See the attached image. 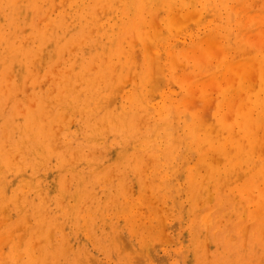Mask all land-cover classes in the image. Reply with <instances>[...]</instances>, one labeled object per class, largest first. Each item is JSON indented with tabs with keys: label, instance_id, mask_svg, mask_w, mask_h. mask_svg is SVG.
Listing matches in <instances>:
<instances>
[{
	"label": "rangeland",
	"instance_id": "374dc122",
	"mask_svg": "<svg viewBox=\"0 0 264 264\" xmlns=\"http://www.w3.org/2000/svg\"><path fill=\"white\" fill-rule=\"evenodd\" d=\"M15 1H17V2H15ZM62 0H0V146L2 147V144L1 143H3V142H7L6 144L4 143V147H2V150H1V148H0V159L2 160H0V168H2L1 170H0V173H1V171L4 173V175H5V177L7 178V180H8V183H6V182H4L5 180H6V178L4 177V175H2L3 176V179H2V177L0 178V181L3 183L2 185L0 184V189H2V191H4L3 193H5V194H3V195H5V196H1V197H3L4 198V200H6V202H7V204H8V201L10 202L9 204H8V208L5 206V204H6V202L4 203V200L2 201L1 200V198H0V205H2V206H4L5 207V211L7 212V214H6V212H3L2 210H1V206H0V211H2L3 212V214L1 213L0 214V264H35L34 262H31V261H29V258H33L35 255L37 256L38 254H43L44 252L46 253V254H44V256H45V258H46V255H49V257L47 256V262H46V259L45 258H42V256L41 255H39L38 256V258L37 257H34V259H35V261L37 262V264H48L49 262H51V263H49V264H84L85 262H87V263H85V264H264V231H263V229H264V221L262 220V219H264V218H262L261 219V214H262V217L264 216V192L259 196V188H261L263 191H264V189H263V187H264V184H263V181H264V179L262 178V177H260L259 178V176H252L253 175V173H255L256 172V170H257V168L259 167V162H257V159L255 158V156L253 157V156H244V155H242L241 156V159L239 158V160H235L234 158H232V157H234L231 153H228V155L226 156V155H224V153L222 152V151H220V150H217L218 148L216 147V145L214 146H211L209 143H207V142H205L204 144L206 145H204L203 144V140H204V138L206 137V139H208V135L210 134V136H209V138L210 139H208V140H210V141H216V140H218V138H215L216 137V135L218 136L219 135V140L218 141H216V142H222V141H220V140H222V138H223V136H225L226 135V133H225V130L223 131V130H221L222 132V134H223V132L225 133V134H223V136L221 135V133L220 132H218V131H220V128H219V125H217V123L215 122V121H217V120H215L216 118H215V116H213L212 115V113H213V110L212 109H210V108H212L211 106H213V105H211L210 103H207V102H199L197 99V93H195V91L194 90H192L193 91V93H195L194 94V96L196 97V100L200 103H196V101H195V97H194V102H193V100H192V102H189V105L187 104V106L186 107H190V108H184V106L182 105V103L181 104H178V106H176L177 104L176 103H180L181 101H180V99L182 98V97H184L183 95H185V91H188L187 90V88L185 87V82L187 81V82H190L191 80H189L190 79V77H192V74H194V73H196V72H201V74H203L202 73V71H201V69H203V67H204V65H205V69H207V65H206V62H207V64H209V63H211V62H213V60L212 59H209V58H206L208 61H206V59L204 58V60H203V58H201L200 60L203 62L202 64L200 63L201 61H198V59L196 60V58L193 60L192 58H193V56L195 57V56H198L197 54H193L192 55V57L188 54V53H191V52H187V55H189V57H188V59H182L179 63H180V66L179 67H173L172 68V66L166 61V59L164 58L165 57V54H163L164 53V51H163V49L162 48H160V49H162V51L160 50V49H158L159 47H157V45L156 44H158L159 42V40H161V42L159 43V45L160 44H164L165 46L167 45V43H168V45H172V47L174 48V49H176V50H179V49H181V47L183 48V47H186V43L189 41V35H187L188 34V32L186 31L185 33H186V35L185 34H181V33H178V34H175V33H177V32H181L182 31V33H184V29L183 30H181L180 29V31H177L178 29H177V27H175V25L176 26H178L177 24V22H178V20L176 21L175 19H173V20H175V23H174V21H173V23H174V26H172L170 23L172 22V18L174 17L172 14H175V15H177L175 12H180L181 11V9L182 8H192V9H195L196 7H198V8H200V10L198 9V8H196L195 9V11L197 10V13H199V14H205V11H206V13L209 15H206V16H208V17H206L205 18V15H204V22L203 21H201V19H199V18H201L202 17V19H203V16H200L198 19L200 20V25H198L197 24V27L199 28V27H201V31H200V33L201 32H203L204 31V26H206V30H207V28L208 27H210V26H213V25H216L217 23H219V24H217L216 26H217V29H218V31H217V37H218V39H221L220 41L221 42H223V43H226L228 46H231V43L232 42H234L237 46H239V45H241L240 43L241 42H245V44L244 43H242V45L241 46H243V44L245 45V47H247L249 44H251V45H249V46H253L254 48H255V46L257 47V39H258V37L257 38H255V34H252V36H251V38H255V39H253L252 41L250 40L251 38H249L250 36H248L247 38L246 37H240L239 36V34H237V28L235 27V26H237V16L233 13V12H231V14H232V16H229L228 18H227V16L229 15V13H228V11L225 9V10H223V9H221L220 11H218L216 8H218L219 6H217V3L219 2V0H195V3H194V0H173V3L170 5V7H168V6H164V4H161V3H158V2H153V1H150V0H148V1H146V0H108L109 2L107 3V0H63L62 2H61ZM105 1H106V3H105ZM112 1H114V4L112 3ZM226 1H228V3H227V6H228V8L230 7V6H234L235 5V2H236V0L235 1H229V0H226ZM97 2V3H96ZM102 2H104V5H103V3ZM116 2V3H115ZM147 2V3H146ZM209 2V3H208ZM231 2V3H230ZM232 2H234V3H232ZM63 3L65 4V6H67V7H65L64 5H63ZM95 3V4H94ZM179 3V4H178ZM201 3H203V4H201ZM264 2L262 1L261 2V5L263 4ZM49 4V5H48ZM59 4V5H58ZM116 4H117V6H116ZM118 4H122L120 7H118ZM146 4V5H145ZM233 4V5H232ZM55 5L57 6H59V7H55ZM62 5H63V7H62ZM100 5V6H99ZM102 5L104 6V8L102 7ZM106 5V6H105ZM108 5V6H107ZM112 7V6H114V7H112V8H116V10H115V12H114V9H112L110 6ZM190 5H191V7H190ZM193 5H194V7H193ZM48 6H49V8H48ZM97 6V8H95ZM78 7V8H77ZM102 7V8H101ZM108 7H109V10L111 11V9H112V11L110 12L109 10H107L108 9ZM145 7V8H144ZM207 7V8H206ZM252 7V6H251ZM54 8V9H53ZM55 8H56V10H55ZM67 8H71L70 10L69 9H67ZM101 8V9H100ZM131 8V9H130ZM143 8H144V10H143ZM205 8V9H204ZM252 8H254V7H252ZM263 9H264V5H263V7H262ZM49 9V10H48ZM53 9V10H52ZM65 9H67V11H64ZM93 9H94V11H93ZM97 9V14L95 13V10ZM164 9V10H163ZM180 10V11H177V10ZM29 10V11H28ZM58 10V11H57ZM101 10V11H100ZM103 10H105L104 12H103ZM160 10V11H159ZM163 10V11H162ZM205 10V11H204ZM217 10V11H216ZM46 11H48V12H46ZM91 11H93V12H91ZM99 11V12H98ZM117 11H120V12H117ZM204 11V12H203ZM225 11H226V13H227V16L225 15L226 13H225ZM64 12H67L66 14L64 13ZM144 12V13H143ZM151 12H153V15H152V13ZM209 12V13H208ZM217 12V13H216ZM224 12V13H223ZM27 13H28V15H27ZM100 13V14H99ZM102 13V14H101ZM106 13V17L105 16H103V14H105ZM112 13V14H111ZM114 13V14H113ZM118 13V14H117ZM169 13H172V14H168ZM211 13H212V15H211ZM220 13H222V14H220ZM63 14H64V17H63ZM69 14L71 15V16H69ZM109 14H111V15H109ZM157 14H158V16H157ZM219 14V15H218ZM43 15V16H42ZM77 15V16H76ZM89 15V17H87V16ZM100 15V16H99ZM102 15V16H101ZM109 15V16H108ZM163 15V16H162ZM165 15L166 16H168V17H166L167 18V21L165 20ZM199 16L198 14H195L194 15V17L195 16ZM44 16H46V17H44ZM67 16V17H66ZM92 16H93V19H92ZM97 16H99L100 18L98 19V17ZM124 16V17H123ZM149 16H151V18H150V21H152V23H150L151 24V26L152 27H150V26H148V24H149ZM154 16V17H153ZM155 16H157V21H158V23H160V25H162V26H160V29H162V28H165V30L164 31H167V33H165L164 31L163 32H159L160 30L158 29L159 28V26H158V23H157V21L155 20ZM172 16V17H171ZM226 16V18H227V20H225L226 18H224ZM44 17V21H43V19H40L39 20V18H43ZM66 17V18H65ZM164 17V18H163ZM170 17V18H169ZM231 17V18H230ZM2 18V19H1ZM36 18V19H35ZM96 18H97V22H96ZM102 18V19H101ZM103 18H105V19H103ZM175 18H178V16L176 17L175 16ZM212 18V19H211ZM217 19V23L215 22L216 20H214V21H212L213 19ZM66 19V20H65ZM118 19V20H117ZM144 19V20H143ZM146 19V20H145ZM164 21H163V20ZM168 19H169V21H168ZM205 19H206V21L207 22H209V23H206L205 22ZM226 21V24H224L225 22H224V20ZM232 19V20H231ZM110 20V21H109ZM196 20V19H195ZM223 20V21H222ZM228 20L230 21L229 23H228ZM38 21V22H37ZM117 21V22H116ZM118 21H119V23H118ZM144 21H146V24H145V22ZM149 21V22H148ZM197 21V20H196ZM195 21V22H196ZM211 21V22H210ZM222 21V22H221ZM36 22V23H35ZM70 22V23H69ZM115 22V24H113ZM144 22V23H143ZM154 22H156L155 24H154ZM163 22V23H162ZM164 22L166 23V24H164ZM194 22V21H193ZM197 22H199V21H197ZM196 22V23H197ZM69 23V24H68ZM97 23V24H96ZM134 23V24H133ZM140 23H142V24H145V25H142V24H140ZM162 23V24H161ZM177 23V24H176ZM190 23H191V21H190ZM196 23H193V24H196ZM206 23V24H205ZM214 23V24H213ZM216 23V24H215ZM232 23H234V26H233V24ZM37 24H38V26H37ZM95 24H96V26H95ZM99 24V26L97 27V25ZM104 24H105V26H104ZM149 24V25H150ZM192 24V23H191ZM228 25L229 26V24H231V26H229L230 27V29H229V27H228V29L229 30H232V32L234 33V35H232L233 33H231V31H228L227 32V34H225V32H224V27H223V25ZM110 25V26H109ZM118 25V27H116V29H115V26H117ZM140 25H142V26H144V27H142V26H140ZM153 25L155 26V28H156V30H153V29H150V28H154L153 27ZM95 26V27H94ZM103 26V27H102ZM108 26H109V28H110V30H109V28H108ZM140 28H139V27ZM147 26L149 27L148 29H146L147 28ZM163 26H165V27H163ZM232 26H233V29H231L232 28ZM28 27V28H27ZM90 27L91 28H93L94 27V29L91 31V33L89 32V30H90ZM100 27V28H99ZM162 27V28H161ZM179 27V26H178ZM58 28V29H57ZM72 28V29H71ZM97 28H99V30L100 31H97ZM108 28V29H107ZM139 28V29H138ZM222 28V29H221ZM14 29H16V30H14ZM26 31H25V30ZM47 29V30H46ZM67 29V30H66ZM71 29V30H70ZM146 29V30H145ZM158 29V30H157ZM177 29V30H176ZM221 29V30H220ZM21 30H23V31H21ZM142 30V31H141ZM145 30V31H144ZM148 30V31H147ZM154 32H159L158 33V35H159V37L161 36V33H164L165 34V37H163L162 36V38L160 39V38H158V36H157V32L156 33H154V34H152V31ZM163 30V29H162ZM161 30V31H162ZM197 29L196 28H194V32L196 31ZM47 31V32H46ZM133 31V32H132ZM151 33H150V32ZM174 31V32H173ZM192 31V32H193ZM235 31V32H234ZM46 32V33H45ZM66 32V33H65ZM86 32H87V34H86ZM139 32V33H138ZM142 32V33H141ZM147 32H148V35H146L147 34ZM223 32H224V34H223ZM5 33V34H4ZM13 33V34H12ZM48 33V34H47ZM229 33V34H228ZM231 33V34H230ZM29 34V35H28ZM132 34L134 35V38H133V36H132ZM144 34V35H143ZM150 34H152V35H154L153 36V38H149V37H151L152 35H150ZM163 34V35H164ZM168 34V35H167ZM181 34V35H180ZM94 35V36H93ZM128 35V36H127ZM167 35V36H166ZM224 37H223V36ZM228 35V36H227ZM233 36L234 37V40L235 41H229V40H231V38H232V40H233V37H231V36ZM31 36V37H30ZM98 36V37H97ZM101 36H103V37H101ZM127 36V37H126ZM141 36V37H140ZM230 36V37H229ZM29 37V38H28ZM229 37V38H228ZM154 38H158L157 39V43L154 41ZM186 38V39H185ZM238 38V39H237ZM15 39H17V40H15ZM26 39V40H25ZM114 39V40H113ZM133 39L134 40H137V41H133ZM153 40L154 42L152 43V45H154L155 47L153 48V47H150L149 45H148V43L151 41V40ZM170 39V40H169ZM224 39V40H223ZM243 39H245V40H243ZM247 39H249V43L247 44V42H246V40ZM25 40V41H24ZM82 40V41H81ZM132 40V41H131ZM146 40H147V42H146ZM150 40V41H149ZM163 40H165L164 42H163ZM227 40V41H226ZM15 41V42H14ZM23 41H24V45L22 44L23 43ZM50 41H52V42H50ZM67 41H68V43H67ZM107 43H106V42ZM122 41H124V42H122ZM149 41V42H148ZM241 41V42H240ZM30 42V43H29ZM75 42V43H74ZM135 42V43H134ZM163 42V43H162ZM179 42V43H178ZM229 42V43H228ZM72 43H74V44H72ZM113 43V44H112ZM138 43V44H137ZM151 43V42H150ZM180 43H183V45L182 44H180ZM45 44H46V46L47 47H45ZM48 44V45H47ZM68 44V45H67ZM132 44H134V46L132 45ZM135 44H137L136 46H135ZM178 44V45H177ZM225 44V45H226ZM233 44V43H232ZM246 44H247V46H246ZM32 45H34V46H32ZM50 45H52V46H50ZM75 45V46H74ZM106 45V46H105ZM125 45V46H124ZM129 46V48H127L128 46ZM147 45H148V47L151 49V48H153V49H151V51L149 50V48L147 47ZM222 45H224V44H222ZM234 46V45H232L231 47H237V46ZM4 46V47H3ZM45 48H44V47ZM64 46V47H63ZM72 46H73V48H72ZM83 46H86L85 48L83 47ZM127 46V47H126ZM162 46V45H161ZM69 47H71V48H69ZM75 47V48H74ZM147 47V48H146ZM157 47V48H156ZM43 48V49H42ZM47 48V49H46ZM97 48V49H96ZM106 48V49H105ZM250 48V49H249ZM249 48H247V51H246V49L244 50V51H246L247 53H248V51H249V53H251L252 54V49H251V47H249ZM259 48H261V47H259ZM264 47L262 46V48L261 49H263ZM84 49V50H83ZM125 49V50H124ZM128 49V50H127ZM258 49V48H257ZM63 50H64V52H63ZM69 50V51H68ZM137 50V51H136ZM140 50V51H139ZM256 50V48L254 49V52H256L255 51ZM264 50V49H263ZM35 51H37V53L39 54V57H37L38 55H37V53L35 52ZM42 51H47V55H44L43 53L44 52H42ZM49 51V52H48ZM125 51V52H124ZM131 51V52H130ZM150 54H148L147 52ZM154 51V52H153ZM160 51H161V53H160ZM232 51V50H231ZM244 51H243V53H244ZM250 51H252V52H250ZM29 52V53H28ZM69 52H70V54H69ZM129 52H130V54H129ZM137 52V56H136V53ZM150 52H152V53H154L153 55H155V56H153ZM246 52L244 53L245 54V56H246ZM36 53V54H35ZM42 53V54H41ZM49 53V54H48ZM160 53V54H159ZM234 53H236L237 55H239L237 52H234ZM241 54H242V52H240ZM45 54H46V52H45ZM63 54H64V56H63ZM67 54V55H66ZM134 54H135V56H136V58H137V60L135 59V56H134ZM148 54V55H147ZM157 54L158 55H162V56H160L161 58H159V56L157 57ZM198 54H200V53H198ZM244 54H243V56H244ZM250 54V55H251ZM43 55H44V57H45V60H44V58H41V59H43V61L42 60H40V59H38V58H40V56L41 57H43ZM108 55V56H107ZM121 55V56H120ZM148 56L149 57V59H148V57H145V56ZM151 55H152V57L154 58L155 57V60L151 57ZM50 57V59L49 58H47L46 59V57ZM72 56V57H71ZM106 56V57H105ZM140 56V57H139ZM235 57H237L236 55H234ZM241 55H239L237 58H241L240 57ZM22 57V58H21ZM102 57H103V59H102ZM105 57V58H104ZM138 57H139V59H138ZM151 57V58H150ZM158 59H157V58ZM63 58V59H62ZM77 59V61H76V59ZM146 58H147V60H146ZM34 59H36V60H34ZM65 59H67V60H65ZM93 59V60H92ZM153 59V60H152ZM161 59V60H160ZM163 59V60H162ZM40 60V61H39ZM58 60H60V61H58ZM149 60V61H148ZM186 60H187V63H186ZM193 61L194 62V64H193V62H191V61ZM211 60V61H210ZM14 61V62H13ZM34 61H36L37 63H35ZM42 61V62H41ZM152 61H153V63H152ZM154 61H156V62H154ZM159 61V62H158ZM183 61H185V62H183ZM188 61H190V62H188ZM197 61V62H196ZM31 62L33 63V64H31ZM46 62V63H45ZM59 63L58 65L56 64V63ZM93 62H95V63H93ZM113 62V63H112ZM133 62V63H132ZM137 62V63H136ZM143 62H144V64H143ZM160 62H161V64H160ZM181 62L183 63V64H181ZM196 62V63H195ZM39 63V64H38ZM40 63H42V64H40ZM45 63V64H44ZM65 63H66V65H65ZM76 65H75V64ZM101 63V64H100ZM118 63V64H117ZM185 63V64H184ZM12 64H15V65H12ZM17 64V65H16ZM36 64V65H35ZM37 64H38V66H37ZM55 64V65H54ZM97 64V65H96ZM156 64V65H155ZM169 64V65H168ZM189 64H192V65H190V67H189ZM204 64V65H203ZM213 64H214V62L212 63V64H209V66L208 67H211V66H213ZM33 66V65H35V66H33V69L31 70V67L30 66ZM41 65V66H40ZM44 65V66H43ZM64 65V69H63V66ZM71 65H74L73 67H75V69L73 70L72 68H71ZM92 65H94L95 66V68H94V66L93 67H91ZM114 65H115V67L116 68H114ZM117 65V66H116ZM158 65H161V69L162 70H160V66H158ZM163 65V66H162ZM184 66L185 68H187L186 69V71H185V69L183 70L182 68V66ZM198 65H199V67H198ZM202 65H203V67H202ZM11 66H12V68H14L15 70H13L12 68H11ZM22 66V67H21ZM43 66V67H42ZM135 66H136V68H135ZM153 66V67H152ZM154 66H155V68H156V71H157V73H156V71H154L155 70V68H154ZM168 66V67H167ZM41 68V70H40V68ZM69 67V68H68ZM131 67V68H130ZM166 67V68H165ZM20 68V69H19ZM36 68V69H35ZM53 68L54 69H56V70H54L53 71ZM91 68V69H90ZM113 68H114V70H113ZM130 68V69H129ZM178 68V69H177ZM180 68V69H179ZM18 69L20 70V71H18ZM37 69H39V70H37ZM61 69V70H60ZM152 69H153V71H154V73H151V72H153L152 71ZM163 69H165V70H163ZM209 69V68H208ZM8 70V71H7ZM60 70V71H59ZM86 70V71H85ZM129 70H130V75H133L134 74V72L133 71H136V75L133 77V79H132V76L128 79V77H129ZM179 70H183L184 72H191L190 74H187V73H182L181 72V74H183V76H184V80H183V76L181 75L180 76V73H178V72H180ZM10 74H8V75H6L5 77L7 78V76H8V78H9V80H7L6 78H4L3 76H4V74H7V72ZM17 71H18V75H17ZM39 71H40V73H39ZM55 71H56V73H59V74H56L55 73ZM65 71H68V72H66L65 73ZM83 71H85L84 73H83ZM105 71V72H104ZM162 71H164L163 73H162ZM206 71V70H205ZM15 72H16V74H15ZM33 72V73H32ZM111 72V73H110ZM158 72H161V74L160 75H162L161 77H160V75L158 74ZM174 73V75H176L177 73H178V75H179V77H178V75H177V77L176 76H173V73ZM177 72V73H176ZM11 73H12V75H11ZM20 73V74H19ZM33 75H32V74ZM75 73H77V74H75ZM80 73V74H79ZM86 73V74H85ZM91 73V74H90ZM112 73H113V75H112ZM133 73V74H132ZM206 73H208V72H205V74ZM15 74V75H14ZM37 74H38V76H37ZM46 74H48V76L46 75ZM56 74V75H55ZM64 74V75H63ZM82 74V75H81ZM146 74V75H145ZM188 76H187V75ZM36 75V76H35ZM70 75H71V78H69L70 77ZM76 75H77V77H76ZM101 75V76H100ZM153 75V76H152ZM159 75V77H156V76H158ZM190 75V76H189ZM204 75V74H203ZM19 76V77H18ZM28 76V77H27ZM42 76H44V78L42 77ZM46 76V77H45ZM51 76V77H50ZM75 76V77H74ZM79 76L80 77H82V78H79ZM113 76V77H112ZM143 76V77H142ZM170 76V77H169ZM35 77H36V80H35ZM49 77V78H48ZM53 77H55V79L53 78ZM111 77V78H110ZM151 77H156L155 79H156V82L158 81L160 84H161V82H162V78H164V80H163V82H162V84L160 85L158 82L156 83L157 84V86H162V87H160V89H159V87H156V85H155V83L153 84V82H152V84L157 88H155L158 92H156V90L154 89V87H153V85H151L152 87H153V90L154 91H151V89H150V84L149 83H151V82H149V81H152L151 80ZM180 77H182V80L180 81ZM18 78V79H17ZM46 78V79H45ZM47 78H48V80H47ZM57 78H58V80H57ZM65 78V79H64ZM69 78V79H68ZM78 78V79H77ZM108 78V79H107ZM124 78H127L129 81H127V80H125ZM137 78V79H136ZM152 78V79H153ZM187 78H189V79H187ZM16 79V80H15ZM23 79H25V80H27V81H25V80H23ZM45 79V80H44ZM50 79V80H49ZM83 80V82L81 83V81ZM87 79V80H86ZM111 79V80H110ZM121 79H122V81H121ZM137 80V82H136V80ZM142 79H143V81H142ZM155 79H154V81H155ZM161 79V80H160ZM174 79H176V80H174ZM43 81V84L41 83V81ZM47 80V81H46ZM62 80H63V82H62ZM67 80V81H66ZM70 82H69V81ZM91 80H93V81H91ZM101 80V81H100ZM124 80L126 81L125 82V84L123 85L122 84V82H124ZM169 80H170V82H169ZM186 80V81H185ZM7 81H9V82H7ZM100 81V82H99ZM7 82V83H6ZM24 82H26L25 84H24ZM57 82V83H56ZM60 82V83H59ZM86 82H89V83H86ZM117 82H118V84H117ZM146 82V83H145ZM181 82H182V84H181ZM51 83V84H50ZM68 83L70 84V85H68ZM107 83H108V87H107ZM119 83H121L123 86L122 87H119ZM128 83V84H127ZM135 85H134V84ZM140 83V85H138ZM166 85H164V84ZM174 83V84H173ZM3 84V86H1ZM6 84H8V85H6ZM25 85V87H26V85H29V86H27L25 89L27 90H25L24 89V85ZM40 84V85H39ZM45 84V85H44ZM75 84V85H79V86H75L76 88H74L73 87V85ZM93 84V85H92ZM96 84V85H95ZM120 84V85H121ZM133 86H132V85ZM149 84V85H148ZM180 84V85H179ZM187 84V83H186ZM190 83H188V85H189ZM43 85V86H42ZM72 85V86H71ZM82 85H84V86H82ZM32 86V87H31ZM41 86V87H40ZM69 86V88H67ZM90 86V87H89ZM92 86V87H91ZM128 86V87H127ZM136 87V89H135V87ZM40 87V88H39ZM67 89H66V88ZM78 87V88H77ZM81 87H83V88H81ZM114 87H116V88H122L121 90H119V91H117V93L119 92V94H116V90H118V89H116L115 90V88ZM132 87V88H131ZM151 87V88H152ZM171 87H173V88H171ZM4 88V89H3ZM17 88V89H16ZM63 88H65V89H63ZM90 88V89H89ZM103 90H102V89ZM148 88V89H147ZM162 88V89H161ZM45 89V90H44ZM58 89V90H57ZM63 89V90H62ZM71 89L72 90H76V92L75 91H71ZM77 89H79V90H77ZM92 89V90H91ZM113 89H114V91H113ZM124 89V90H123ZM128 89V90H127ZM133 89V90H132ZM165 89H166V91H165ZM178 89V90H177ZM180 89V90H179ZM5 90V91H4ZM42 90V91H41ZM43 90H44V92H43ZM50 90H54V91H52V93L50 94ZM55 90H56V92H58V95H57V93L55 92ZM62 90V91H61ZM65 90H70V91H65ZM81 90H82V92H81ZM84 90H85V93H84ZM100 90H102V91H100ZM149 90V91H148ZM162 90V91H161ZM183 90V91H182ZM17 91V93H14V92H16ZM43 92V93H41V92ZM65 91V92H64ZM121 91V92H120ZM160 91H161V93H160ZM175 91V92H174ZM178 91H179V94H177L178 93ZM192 91H190V93L192 92ZM45 92L46 93H48L47 94V96H46V94H45ZM68 92V94H65V93H67ZM71 92V93H70ZM79 92H81V93H79L80 95H76V94H78ZM90 92V93H89ZM98 92V93H97ZM113 92H115L114 94H113ZM123 92V93H122ZM154 92V94H152V96H154V97H152L151 95H149L148 93H153ZM156 92V93H155ZM181 92V93H180ZM211 91H209V93H210ZM9 93L11 94V96L9 95ZM25 93V94H24ZM28 93H30V94H28ZM61 93V94H60ZM138 93V94H137ZM158 93V94H157ZM159 93L161 94L160 95V97H158V98H160L159 99V101H158V98H156L157 96H159ZM163 93V94H162ZM164 93L166 94V95H164ZM208 93V94H209ZM15 94H17V95H15ZM54 94V95H53ZM59 94H60V96H59ZM88 94V95H87ZM97 94V95H96ZM116 94V95H115ZM174 94H176V95H174ZM192 94V93H191ZM211 95L213 94V93H210ZM13 95V96H12ZM29 95V96H28ZM49 95H51V96H49ZM81 95H83V96H81ZM115 97H114V96ZM118 95V96H117ZM149 95V96H148ZM170 95H172V96H170ZM178 95V97L176 98L175 96H177ZM9 96V98H7ZM25 96V97H24ZM59 96V97H58ZM62 96V97H61ZM66 98H65V97ZM72 96V97H71ZM111 96H113V99H114V101L113 100H111V99H109L108 97H111ZM117 96V97H116ZM130 96L132 97V98H130ZM146 96V97H145ZM161 96H163V97H161ZM165 96H166V100H164L165 99ZM214 94L212 95V97H211V100L210 101H214L213 100V98H214ZM34 97V98H33ZM49 97V98H48ZM79 97V101H78V98ZM83 97V98H82ZM85 97H87V98H85ZM150 99H149V98ZM151 97H152V99H151ZM167 97H168V99H167ZM171 97H173L172 99H171ZM175 97V98H174ZM11 98V99H10ZM25 98V99H24ZM55 98H58L57 99V101H56V99ZM59 98H61V99H59ZM72 98V99H71ZM91 98V99H90ZM100 98V99H99ZM112 98V97H111ZM119 98V99H118ZM161 98L164 100H161ZM34 99V100H33ZM45 99V100H44ZM106 99V100H105ZM129 99V100H128ZM156 99H157V103H156ZM177 101H176V100ZM68 100V101H67ZM77 100V101H76ZM85 100V101H84ZM89 100H90V102H89ZM108 100H111V102L108 104ZM151 100H152V102H151ZM171 100H172V102H171ZM179 100V101H178ZM8 101V102H7ZM32 101H34V102H32ZM49 101V102H48ZM51 101V102H50ZM65 101H67V103L65 102ZM84 101V102H83ZM150 101V102H149ZM168 101V102H167ZM18 102V103H17ZM28 102H31L32 103V105L33 106H31L30 105V103H28ZM78 102V103H77ZM116 102H118V103H116ZM126 102V103H125ZM155 102V103H154ZM170 102V103H169ZM19 103H20V105H19ZM27 103V104H26ZM34 103V104H33ZM42 103V104H41ZM70 103V104H69ZM72 103V104H71ZM104 103H106V104H104ZM152 103V104H151ZM173 103V106H174V108H173V106L171 105ZM193 103V104H192ZM195 103V104H194ZM16 104H17V106H16ZM41 104V105H40ZM57 104V105H56ZM111 104V105H110ZM128 104V105H127ZM146 104H147V106H146ZM161 104V105H160ZM207 104H209V106H208V109H207ZM7 106V108H5L6 106ZM30 105V106H29ZM48 105V107H46ZM61 105V106H60ZM79 105V106H78ZM83 105H85V107L83 106ZM105 105V106H104ZM106 105H110V107H108V106H106ZM116 105V106H115ZM118 105V106H117ZM148 105H149V107L151 108L152 106H154V107H152V108H154L153 110L154 111H152V108L150 109L149 107H148ZM155 105H157V107L159 108V107H161V109L159 108V109H157V107L155 106ZM181 105V106H180ZM193 105V107H191ZM199 105H201V107H198ZM20 106H22V107H20ZM43 106V107H42ZM103 108H102V107ZM145 106V107H144ZM165 106V107H164ZM168 106V109L166 108ZM24 107V108H23ZM29 107V108H28ZM41 107V109H39ZM55 107H56V109H55ZM61 107V108H60ZM64 107H65V109H64ZM74 107V108H73ZM117 107V108H116ZM126 107V108H125ZM165 108V111H163V108ZM171 107L173 108L172 110H171ZM184 108V110L187 112V114L186 115H182L181 113H183L182 111L180 112V110L181 109H183ZM5 109V111H4V109ZM19 108V109H18ZM30 108H32V109H34V111L32 110V109H30ZM58 108V109H57ZM75 108H77V109H75ZM83 108V109H82ZM88 108V109H87ZM113 108V109H112ZM115 108V109H114ZM150 110V111H148V109ZM196 109V110H198L197 112L194 110V112L195 113H197L196 114V118H194V116H192V113H191V111L193 110V109ZM22 109H24V112L23 111H21ZM47 109H49L50 111H52V112H48V110ZM68 109V110H67ZM74 109H75V111L77 112V115L75 114L76 112H74ZM90 109H92V110H90ZM100 109V110H99ZM166 109H167V112H166ZM177 109V110H176ZM179 109V110H178ZM191 110V111H189V110ZM200 109V110H199ZM203 109V110H202ZM18 110V111H17ZM29 110H30V112H29ZM38 110H39V112H38ZM47 111V116L45 117V111ZM62 110V111H61ZM65 110V111H64ZM81 110H82V113H81ZM87 110V111H86ZM93 110H95V111H93ZM106 110V111H105ZM113 110V111H112ZM157 110V111H156ZM171 110V111H170ZM173 110H175V111H173ZM202 110V111H201ZM19 111H21V112H19ZM29 113H28V112ZM57 111H58V113H57ZM70 112V113H66L67 115H65V112ZM84 111V112H83ZM91 111V112H90ZM97 111H99V112H97ZM133 111H134V113H133ZM184 111V113H186ZM209 111V112H208ZM211 111H212V113H211ZM6 112V113H5ZM23 112V113H22ZM27 112V113H26ZM35 113V117H36V122L37 123H39V125L40 126H42L43 127V124H45V126L44 127H46V129L48 130V132H47V130L46 129H44V132L43 133H41L39 130V128H40V126H38V124H36V122L34 123L33 122V120H32V118L30 119V117H32L33 116V114ZM43 112H44V114L45 115H43ZM63 112V113H62ZM113 112V113H112ZM145 112L148 114H145ZM158 112V113H157ZM164 112H166V113H164ZM171 112H173L172 114H176L177 112V114H178V116L179 117H177V115H175L174 116V118H172V114H171ZM179 112H180V115H182V117L179 115ZM191 114V115H188L189 113ZM202 112V113H201ZM19 113H22V115L21 114H19ZM27 114V116H26V114ZM37 113H38V115H40L41 117H43L42 119H41V117L40 116H38L37 115ZM49 113V114H48ZM51 113V114H50ZM57 113V114H56ZM80 113V114H79ZM93 115H92V114ZM153 113V114H152ZM155 113V114H154ZM157 113V114H156ZM161 113V114H160ZM162 113H164V114H162ZM169 113L171 114V117L169 118ZM200 113V114H199ZM15 114V115H14ZM68 114H69V117H71L70 118V120H69V118H67V116H68ZM110 114V115H109ZM152 114V115H151ZM166 114H168V117L166 116V118L164 119V115H166ZM18 115V116H17ZM51 115V116H50ZM53 115V116H52ZM54 115H55V118H57V120L54 118ZM58 115H59V118H58ZM66 116V117H63V116ZM75 115V116H74ZM113 115V116H112ZM136 115V116H135ZM142 115V116H141ZM149 115H151L150 117H149ZM154 115V116H153ZM202 116L203 115V118L201 117V119L204 121V122H202L200 119H199V116ZM207 115V116H206ZM213 117H212V116ZM17 116V117H16ZM26 116V117H25ZM104 116V117H103ZM111 116V118H109ZM184 116H186V118L184 117ZM187 116H188V120H187ZM192 117L191 119H197L196 121L198 122L199 120V122H198V124H199V127H197L198 126V124H196V122H195V120L193 121V120H191L189 117ZM210 116L212 117V119H210ZM14 117V118H13ZM24 117V118H23ZM28 117V118H27ZM35 117H33L34 119H35ZM40 117V118H39ZM50 117V118H49ZM62 117V118H61ZM82 117V118H81ZM176 117H177V119H176ZM180 117H181V119H180ZM207 117V118H206ZM25 118H27L28 119V122L26 121V119ZM45 118H46V120L47 121H45ZM54 118V119H53ZM63 118H65V119H67V120H69L68 121V123H69V126H68V128L66 127L67 125H65V123H67V121H65V120H63ZM73 118V119H72ZM102 118H103V120H102ZM116 118V119H115ZM148 118H150V123H149V125L147 124V122H148ZM152 118V119H151ZM184 118L186 119V122L184 121V122H179V121H183L184 120ZM43 119H44V121H43ZM50 119H52L51 120V122L53 123L54 122V120H56L55 122H57V123H59V119H61V122L63 123L64 121H65V123H63L65 126H62V125H59V124H57L58 125V127H60V126H62V127H60V129H59V131L58 132H56L57 133V135L54 137V135L56 134L55 133V131L53 130V129H57V126L55 125V127H54V125L52 124V123H50ZM80 119H82V120H80ZM106 119V120H105ZM111 119V121L110 122H107V121H109ZM137 119V120H136ZM147 121H146V120ZM154 119H156V120H154ZM167 119H168V122H170V123H168L167 122ZM170 119V120H169ZM175 120V121H173V120ZM206 119V120H205ZM214 119V120H213ZM63 120V121H62ZM92 120V121H91ZM96 120V121H95ZM98 120V121H97ZM141 120V121H140ZM145 120V121H144ZM179 120V121H178ZM190 120V121H189ZM214 121V123L215 124H213L212 123V121ZM25 121V122H24ZM31 121H32V123H34V124H32L31 123ZM43 121V122H42ZM102 121H103V123H104V121L106 122L105 124H107V125H104L103 123H102ZM115 121V122H114ZM125 121V122H124ZM153 121H155V122H153ZM172 121V122H171ZM210 123H212L213 125H211V127H213V128H211L210 127V124H206V123H208V122ZM46 122L48 123V124H46ZM138 122H139V124H138ZM173 122H175L174 124H173ZM189 122V123H188ZM193 122H195V125H194V123ZM20 123V124H19ZM25 123H27L28 124V128H27V126H26V124ZM32 125H31V124ZM67 123V124H68ZM92 123H93V125H94V127H93V125H92ZM97 123V125H95ZM102 123V124H101ZM153 123V124H152ZM157 123H159L158 125H157ZM183 123H185V124H183ZM203 123V125L204 126H201V124ZM31 125V130H28V129H30V125ZM50 124H52V126L50 125ZM78 124H80V125H78ZM83 124V125H82ZM88 124V125H87ZM110 124V125H109ZM119 124V125H118ZM125 124V125H124ZM128 124V125H127ZM132 126V127H130V125ZM133 124V125H132ZM135 124V125H134ZM147 124V125H146ZM164 124H165V126H164ZM181 124V129H183V127H184V129H183V132L185 131V133H183L182 132V130L180 129V127H179V125ZM191 124V125H190ZM206 124V125H205ZM2 125V126H1ZM7 125V126H6ZM36 125H37V127H38V129H36L37 127H36ZM47 125H48V128H47ZM86 126V128H84L85 126ZM99 125H101V126H99ZM112 125V126H111ZM124 125V126H123ZM139 125H141V128L137 131L136 129L137 128H139L140 126ZM166 125H169V126H171V125H173L172 127H173V130H171L170 128H168ZM177 125V127L179 128V129H177V131L176 132H174L175 130V126ZM185 125H187V126H185ZM192 125H194V127L196 128V129H194V127L192 126ZM208 125V126H207ZM216 125V126H215ZM12 126V127H11ZM51 126V127H50ZM87 126L89 127L90 126V128H89V130L91 131V133H92V135L94 134V136H92L91 135V133H89L90 131L88 130V128H87ZM104 126H107L106 128H104L105 130H107L106 132L103 130V127ZM120 126H121V129H119L120 128ZM128 126V127H127ZM155 126H157V130H161V133H160V130L159 131H157L155 128ZM206 126V128L205 129H203L204 127ZM218 126V127H217ZM5 127V128H4ZM20 129H19V128ZM24 129H23V128ZM34 127H36L35 129H34ZM53 127V128H52ZM96 127H98V129L99 130H97L96 131ZM101 127V128H100ZM125 127V128H124ZM149 127V128H148ZM153 127V128H152ZM168 128V130L167 129H164V131L162 130L163 128ZM185 127H187V129L185 128ZM190 127V128H189ZM192 127H193V129H194V132H196L197 134H193V133H191V129H192ZM200 127H202V131H201V129H200V131L202 132V135H200L201 134V132H199V135H198V131L199 130H197V128H200ZM207 127L209 128V130H211L212 132L214 131V133H212L211 131H208L207 130ZM215 127H217V129L215 128ZM2 128H3V130H2ZM16 128V129H15ZM17 128H18V130H17ZM28 130H26V129ZM50 128H52V130L54 131L53 133L51 132V129ZM67 128V129H66ZM96 128V129H95ZM108 128V129H107ZM113 128V129H112ZM124 128V129H123ZM129 128V129H128ZM143 128V129H142ZM219 128V129H218ZM36 130L37 131V134L39 135V132L41 133L39 136L38 135H36V132L34 131V130ZM79 129V130H78ZM83 129V130H82ZM85 129V130H84ZM142 129V130H141ZM152 129L153 130H155L154 132H156L157 131V133L159 134V135H161V136H164V138L162 139V140H165V141H162L161 140V138L159 137L158 139H157V137H158V134L157 133H152L151 131H152ZM192 129V130H193ZM216 131H215V130ZM9 130V131H8ZM15 130V131H14ZM17 130V131H16ZM24 130V131H23ZM58 130V129H57ZM76 130V131H75ZM94 130H95V132H94ZM101 130V131H100ZM121 130V131H120ZM124 130V131H123ZM127 130L129 131V133L130 134H132L133 136V139L131 138V136L128 134V132H127ZM132 132H131V131ZM141 130V131H140ZM149 130H151L150 131V133L148 132ZM173 131V132H171V131ZM181 130V132H179ZM196 130V131H195ZM207 130V131H206ZM14 131V132H13ZM19 131H20V133H19ZM25 131H27L28 133H26ZM88 132V134H87V137L86 138H84V136H86V133ZM99 131V132H98ZM111 131H112V134L113 133H115V131H116V134H113L114 136L116 135V137H114L112 134H110L111 133ZM119 131H120V134H119ZM146 131V132H145ZM166 131V132H165ZM167 131H169V133L171 132V133H173V134H171V135H175V136H177L176 138L175 137H173V136H171V135H169V133H167ZM204 131H205V133H204ZM3 132V133H2ZM5 132H6V134H5ZM22 132H25V133H22ZM50 132V133H49ZM62 132H65L64 134H62ZM86 132V133H85ZM104 132V133H103ZM137 132V133H136ZM189 132V133H188ZM206 132H207V136H203V135H205L206 134ZM211 132V133H210ZM218 132V133H217ZM17 133V134H16ZM18 133H19V135H18ZM45 133V134H44ZM46 133H48V134H46ZM76 133V134H75ZM85 135H84V134ZM95 133H97V135H98V138L100 139V140H98V138L95 136L96 134ZM134 133V134H133ZM144 133V134H143ZM149 133V134H148ZM164 133H166V134H164ZM178 133H179V138H178ZM13 134V135H12ZM16 134V135H15ZM25 134V135H24ZM28 134V135H27ZM35 134V136L34 137H32L33 135ZM42 134H44L45 136H41ZM52 134V135H51ZM65 134H67V135H65ZM69 134V135H68ZM72 136H71V135ZM75 134V135H74ZM78 134H80V137H79V135ZM101 134H103L102 136L104 137V134H105V138H100V136H101ZM112 135L113 137H111V136H109L108 137V135ZM122 134V135H121ZM149 135V137L147 136V135ZM152 134V135H151ZM153 134L155 135V136H153ZM156 134H157V137H156ZM164 134V135H163ZM167 134L169 135V136H171V138L173 139V140H178V143H177V146L179 147V148H181L182 147V145H184V143H185V141H186V143L188 142L189 144H186L185 143V145L182 147V151H184V153H185V151L188 149V147L190 148V151L188 152V150L186 151L187 153L184 155V153H182V151H180L179 150V148L176 146V144H174V143H176V141H173L170 137H168L167 136ZM182 134V135H181ZM188 134H190V137L188 136ZM15 135V136H14ZM24 135V136H23ZM26 135H27V137H26ZM30 135V136H29ZM46 135H47V137L48 136H50V137H48L47 139H46ZM74 135V136H73ZM82 135V136H81ZM107 135V136H106ZM120 135V136H119ZM127 135V136H126ZM143 135V136H142ZM184 135V136H183ZM192 135V136H191ZM195 135V136H194ZM211 135H213V136H211ZM222 137H221V136ZM237 135V134H236ZM236 135H234V137H237ZM9 137V139H8V137ZM14 136V137H13ZM19 136H21V137H19ZM56 138V140H58V138H59V142H57L54 138ZM60 136V137H59ZM129 136V137H128ZM145 136V137H144ZM152 136H153V138H152ZM183 136V137H182ZM195 137L194 139V141L192 140V137ZM198 136V137H197ZM203 136V137H202ZM11 137H13L14 139H16L17 141H18V138H19V140H21V142H19L18 141V144L16 143L17 141L16 140H14L13 138H12V141H11ZM15 137H17V138H15ZM25 139V140H23V138ZM29 137V138H28ZM36 137V145H34V143H35V138ZM41 137H45V140L43 141L42 139H41ZM52 137V138H51ZM58 137V138H57ZM62 137V138H61ZM64 137V138H63ZM67 137V138H66ZM79 137V138H78ZM90 137V138H89ZM93 137V138H92ZM96 137V138H95ZM120 137V138H119ZM124 137H125V139H127V140H125L127 143H128V140L130 139V141H129V143H128V145H127V143L125 142L124 143V141H123V139H124ZM128 137V138H127ZM136 137L139 139V138H141V139H143V137H144V139H143V141L141 140V139H139L140 141H137L136 140ZM147 137V138H146ZM182 137V138H181ZM186 137V138H185ZM201 137V138H200ZM3 138V139H2ZM28 138V139H27ZM30 138H32V140L30 139ZM38 138H40L41 139V141H43V143H41L40 144V140H38ZM67 140H66V139ZM72 138H73V141H72ZM80 138H81V140H80ZM87 138H89L88 140L90 141V143H89V141H87ZM93 140H92V139ZM95 138V139H94ZM117 139V142H116V140H114V139ZM118 138L120 139V141L118 140ZM151 138V139H150ZM154 138H156V139H154ZM168 138V139H167ZM182 139V141H180L181 139ZM183 138H185V139H183ZM188 138V139H187ZM212 138V139H211ZM213 138H214V140H213ZM8 139V140H7ZM27 139V140H26ZM52 139H54V140H52ZM63 139V140H62ZM70 141H72V142H70ZM76 141H75V140ZM91 139V140H90ZM146 139V140H145ZM149 139V140H148ZM154 139V141H152ZM161 140V142H158V140ZM169 139H171L172 140V144L171 145H169L170 144V140ZM200 139H203V140H200V142H199V140ZM3 140V141H2ZM5 140V141H4ZM9 140H10V142H9ZM48 140H49V142L51 143V141H53L52 143H53V145H55V144H57V145H55V147H53L52 148V150L50 151V149H51V144L49 145V143H48ZM51 140V141H50ZM86 140V141H85ZM95 140V141H94ZM98 140V141H97ZM103 140V141H102ZM144 140L145 141H147L148 143V148H146L147 147V144L144 142ZM159 140V141H160ZM169 140V143L167 142ZM191 140H192V142H193V144H192V142H191ZM197 140V141H196ZM30 141H34L33 143L32 142H30ZM66 142V144L64 143V144H62L63 142ZM84 141H85V143H84ZM92 141H94L93 143H95V145L93 144V145H91L92 143ZM97 141V142H96ZM112 141H114V143L112 142ZM135 141H137V142H135ZM149 141H151V144H155L154 146H152L151 144H150V142ZM156 141V142H155ZM9 142V143H8ZM11 142L13 143V144H11ZM23 142V144L22 145H20L21 143ZM25 142V143H24ZM45 142V143H44ZM57 142V143H56ZM68 142H70V144L68 143ZM80 142V143H79ZM82 142V143H81ZM100 142V143H99ZM120 142H121V146H122V148H121V146H120ZM122 142H123V145L125 146V147H123V145H122ZM140 142H142V144H140ZM143 142L146 144H144L145 145V147H144V145H143ZM153 142H155V143H153ZM162 142H164V143H162ZM182 142V143H181ZM198 142H199V145H204L205 146V149L206 150H204V146H201V148H203V149H201V148H199V145H198ZM20 143V144H19ZM29 144L28 146H27V144ZM67 143H68V145H70V148L68 149V150H66L69 146L67 145ZM76 143L78 144L77 146H75L76 145ZM84 143V144H83ZM87 143V144H86ZM97 143V144H96ZM156 143H158V144H156ZM7 144H8V146H10V147H8L7 146ZM20 145L19 147H18V149H17V147H15L16 145ZM32 144L34 145V146H32ZM39 144V146H41L42 147V144H43V150H41L40 149V147L39 146H37ZM45 144V145H44ZM58 144H60V145H58ZM73 144H75L74 146H72ZM83 144V145H82ZM114 144V145H113ZM118 144H119V146H118ZM128 146H126V145ZM150 144V145H149ZM174 144V145H173ZM192 144V145H191ZM7 147H6V146ZM13 147H15V149L16 150H18V152L14 149V148H11L12 146ZM27 146V148H26V146ZM132 145V146H131ZM161 145H163L162 147H161ZM164 145H165V148H164ZM186 145H189V146H186ZM22 146V147H21ZM32 146V148H28V147H31ZM37 146V147H36ZM46 146H48L49 148H48V150H47V147ZM51 146V147H50ZM57 146V147H56ZM61 146V147H60ZM67 146V147H66ZM81 147V149H80V147ZM86 146H88V147H86ZM90 146V147H89ZM96 147L97 146V149L96 148H94V147ZM111 146H114V147H111ZM157 146H159V147H157ZM169 146V147H168ZM175 147V148H173V147ZM8 149V150H10V152H11V155H9V156H13V157H15L16 159H18L17 161L19 162H17L16 161V159L15 158H8V161H10V159L12 160V161H16V162H14V165L15 164H17V165H12L11 163H9L11 166H12V168H11V166L10 165H6L7 163H8V161H7V159H6V161H7V163H6V161H5V158L6 157H4V150L3 149H5L6 150V148ZM35 147V148H34ZM66 147V148H65ZM79 148L80 149V151H79V149H78V151L77 150H74L73 151V149H76V148ZM99 147V148H98ZM127 147V148H126ZM135 147H136V149H135ZM142 147H144V148H142ZM154 147H157L159 150H157V148H154ZM171 147H172V149H171ZM185 147H187V149L185 148ZM195 150L194 152H193V150H192V148ZM23 149V151L22 150H19V149ZM46 148V149H45ZM83 148V149H82ZM85 148V149H84ZM95 150H94V149ZM119 148V149H118ZM126 148V149H125ZM131 148V149H130ZM139 148V149H138ZM149 148H151V149H149ZM153 148V149H152ZM162 148H164V149H162ZM38 149H40L41 151H42V154H40L41 156L38 158V155H35L36 154V150H38ZM46 151H45V150ZM57 151H55V150ZM63 151H62V150ZM91 149H93L92 151H90L89 152V150H91ZM98 149H100L99 151H98ZM130 149V150H129ZM133 149V150H132ZM143 149H144V151H143ZM154 149H155V151H156V154L154 153ZM168 149H169V151H168ZM174 149V150H173ZM178 151H177V150ZM202 151H201V150ZM12 150H14V151H12ZM24 150H25V153H24ZM27 150V151H26ZM29 150H30V153L32 152V155H29L28 153H29ZM65 150L67 151V152H65ZM74 152H72V151ZM82 150H84L85 151V153H82L83 151ZM86 150H87V154H86ZM119 150V151H118ZM135 150H136V152H135ZM139 150V151H138ZM142 150V151H141ZM146 150H147V153H146ZM153 150V157H151L150 155L149 156H147V154H148V151H152ZM161 150V151H160ZM171 150H173L172 152H171ZM203 150H204V154H203ZM213 150V151H212ZM4 151V152H3ZM34 151V152H33ZM41 151H37V154H39V153H41ZM47 151H48V153H50V154H48L47 153ZM52 151H55L54 153H51ZM82 151V152H81ZM98 151V152H97ZM128 151V152H127ZM135 153H134V152ZM160 151V152H159ZM165 151V153H164V155H161L160 153H162V152H164ZM177 151V152H176ZM211 151V152H210ZM10 152L8 153L7 152V150H6V153H7V155L8 154H10ZM15 154H14V153ZM47 154H45V153ZM64 154V155H66V156H64L62 153ZM68 152H69V154H68ZM78 152L79 153H82L83 154V156L85 155L86 156V158H85V156L83 157L82 156V154H78ZM92 152H94V153H92ZM105 152V153H104ZM132 152V154H133V157H132V155L130 154V156H129V153H131ZM140 152H142V153H146L145 155V157H144V159L146 158V159H148L147 161H148V164H153V166H155V168H153L152 166H150V167H148V166H144V164H145V161L146 160H144V159H142V157L140 158V159H138V157H140L141 155H142V153L139 155V153ZM192 152V154L193 155H189L190 153ZM202 152V153H201ZM214 152V153H213ZM6 153H5V156H7L6 155ZM43 153H44V155H43ZM60 153L62 154V157H64V158H62L64 161L66 160L67 162H66V164H63L62 162V159L60 158ZM73 153V155H71ZM78 154V156H77V154ZM89 153V154H88ZM91 153L93 154V155H97L98 157H96L95 159H93L94 158V156L90 159V156H92L91 155ZM97 153V154H96ZM115 153V154H114ZM117 153V154H116ZM127 153H128V155H127ZM138 153V155L139 156H137L136 154ZM168 153V154H167ZM170 153V154H169ZM182 153L183 154V160H185V162L184 161H182L180 158L182 157V154L180 155V154ZM189 153V154H188ZM210 153V154H209ZM211 153H213V155L211 154ZM220 153V154H219ZM2 154V155H1ZM18 154H20V155H18ZM53 154V155H52ZM68 154V155H67ZM150 154V153H149ZM152 154V153H151ZM154 154L156 155V157H155V159L153 160V158H154ZM163 154V153H162ZM173 154V155H172ZM175 154H177L178 156H177V158L175 157L174 158V155ZM190 156V158L189 157H187L188 155ZM216 154H219L220 156H216ZM46 155V156H45ZM49 155V156H48ZM57 155L59 156V157H57ZM69 155H71V156H69ZM79 155H81L80 156V158L82 159H79ZM89 155V156H88ZM102 155H106V157H105V159H104V157L102 156ZM125 155H127L128 157H125ZM162 157H161V156ZM195 155V156H194ZM199 155V156H198ZM212 155V156H211ZM215 155V156H214ZM19 156V157H18ZM32 156H34V157H32ZM55 156V157H54ZM67 156H68V160H67ZM72 156H74V158L76 159V160H80V161H82V163L83 164H86V165H88L89 167H90V165H94V166H91L92 167V169L93 168H95L94 170H96V171H98L97 173H99L100 175H102V176H104L103 174H105V175H107V177L110 175V177H108L109 179L111 178V177H113V179L111 178L109 181L110 182H106V180H108L107 179V177H100V175H98V174H94L96 171H91L90 170V168L88 169V166H86V165H83L82 163H80V161L78 162V161H76V160H73V158H72V160H70V158L72 157ZM76 156L78 157V158H76ZM100 156V157H99ZM103 157V159H102V157ZM137 156V157H136ZM142 156H144V155H142ZM164 156V157H163ZM171 156V157H170ZM198 156V157H197ZM201 156V157H200ZM203 156V157H202ZM204 156H206V158H204ZM209 158H208V157ZM211 156V157H210ZM8 157V156H7ZM27 157V158H26ZM45 157V160L44 161H47V162H45L44 163V161H43V165L41 164V162H40V160L42 161L43 160V158ZM46 157L49 159V157L52 159H49V160H47L46 159ZM134 157H136V159L139 161H137L136 160V162L135 161H133V159H131V158H134ZM147 157H149V158H147ZM157 157H160V158H157ZM218 159L219 158V160H215L216 158ZM231 157V158H230ZM246 157V158H245ZM36 159L37 158V160L40 162H38L39 163V165L41 164L42 166H41V169H42V167L44 168V169H40V166L39 165H36V162L33 160V159ZM40 158H42V159H40ZM84 158H85V161H84ZM87 158H88V160H92V161H87ZM117 158H118V160H117ZM130 159V160H125V162H127L126 163V165H125V163H123V161H124V159L122 160V161H120V159ZM171 158V160L170 161H168L169 159ZM173 158V159H172ZM188 158H189V160H188ZM198 158H200L199 160H197V163H194V162H196V160L195 159H198ZM215 158V159H214ZM221 158V159H220ZM236 158V157H235ZM20 159H22L23 161H20ZM56 159V160H55ZM58 159H61V161L59 160V161H57ZM101 161H99V160ZM102 159V160H101ZM149 159H151V160H153L152 162L149 160ZM159 159H160V162H159ZM162 159H163V161H162ZM174 159H177V161H175ZM195 161H194V160ZM202 159V160H201ZM209 159V162L207 161ZM230 159H232V160H230ZM245 159V160H244ZM252 159V160H251ZM4 160V161H3ZM105 160H106V162H105ZM135 163V165L134 166H132V165H129V164H131V162L132 161ZM142 160H143V162H142ZM156 160V161H155ZM165 160V161H164ZM186 160H188V161H186ZM192 160V161H191ZM236 162H235V161ZM243 160H244V164L242 163L243 162ZM256 160V161H255ZM32 161H34L35 162V164L33 165L34 167V169L33 170H35V171H33L32 170V168H30V167H32V164L34 163V162H32ZM68 161H70L71 163H69ZM76 161V162H75ZM95 161H97L98 163L97 164H94V163H96ZM102 161H103V163L105 164H103L102 163ZM155 161V162H154ZM158 161V162H157ZM166 161H167V163H166ZM171 161H173L172 162V164H170V162ZM175 161V162H174ZM200 161H201V163H200ZM202 161H205L204 163H205V165L208 167H206L203 163H202ZM207 161V162H206ZM212 161V163L215 161V163H217V164H215L214 165V163H213V165H212V163H210ZM217 161V162H216ZM241 161V163H239ZM250 161H251V163H250ZM255 161V162H254ZM3 162H5L4 164L6 165V166H4V164L2 165V163ZM11 162V161H10ZM22 162V163H21ZM28 164H27V163ZM51 162V163H50ZM62 165V166H60L59 165V163ZM72 162H73V164H74V166H72L73 164H72ZM75 162V163H74ZM87 162V163H86ZM89 162V163H88ZM100 162V163H99ZM122 163V165L124 166L123 168H122V165H121V163ZM130 162V163H129ZM138 162V164H136ZM142 162V163H141ZM154 162V163H153ZM163 162H164V164H163ZM178 162V163H177ZM180 162V163H179ZM181 162H184V165H183V163H181ZM186 162H188V163H186ZM194 163V165L192 166V168L190 167L192 164L191 163ZM220 162V163H219ZM223 162V163H222ZM234 162H235V164L237 163V165H235L234 164ZM256 162L258 163V164H256ZM25 163V165H22V164H24ZM32 163V164H31ZM49 163H50V166H49ZM57 164V166H59V168H61V167H64V168H61V169H59L58 170V167H54V165L53 164ZM80 163V164H79ZM92 163V164H91ZM115 165L113 168L116 170H113V168H112V166H113V164ZM156 163V164H155ZM157 163H159V164H157ZM200 163V164H199ZM209 163L211 164V165H209ZM257 165H255V164ZM21 164V166H19ZM48 164V165H47ZM77 164H79L80 165V168H79V170L80 171H83L82 173H79V177L78 176H76V172H77V175H78V172H79V170H78V168H77V170H76V168H74V167H77V166H79V165H77ZM90 164V165H89ZM101 164H103L102 166H101ZM128 164V165H127ZM147 164V163H146ZM145 164V165H146ZM155 164V165H154ZM163 164V165H162ZM166 164H167V166H166ZM179 164H180V166H179ZM197 164H199V165H197ZM204 166H203V165ZM221 164V165H220ZM234 164V165H233ZM27 165H29L28 167H27ZM36 165V166H35ZM69 165V166H68ZM106 165H107V167H106ZM112 165V166H111ZM118 165H120V166H118ZM138 166V168H135V167H137ZM142 165V166H141ZM180 167H178V166ZM183 167H182V166ZM216 165H218L217 167H216ZM228 165V166H227ZM243 165V166H242ZM245 165H246V167H245ZM248 165L250 166V169L251 170H249V167H248ZM253 165V166H252ZM17 166V167H16ZM23 166V169H20V167H22ZM24 166H26L25 168V171H24ZM46 166H48V169H47V167ZM71 166L73 167V168H71ZM82 166V167H81ZM96 166V167H95ZM98 166V167H97ZM127 166V167H126ZM132 167V169H130L131 167ZM145 168H144V167ZM156 166H157V168H156ZM163 166V168H165V170H168L167 172L166 171H162V170H164V169H161V167ZM167 168H166V167ZM177 166V167H176ZM184 166H185V168H184ZM197 166V168H195ZM198 166H199V168H198ZM201 166V167H200ZM203 166V167H202ZM211 166V167H210ZM236 166V167H235ZM252 166V167H251ZM256 166V167H255ZM8 167V168H7ZM13 167H14V170H13ZM16 167V168H15ZM39 169H38V168ZM108 167L109 168H111L110 170L108 169ZM143 167V169L141 170V168ZM188 167V168H187ZM205 167H206V169H205ZM219 167V168H218ZM227 167H229L228 169H227ZM243 167H245V169L243 168ZM11 169V170H7V169ZM17 168L19 169L18 171H19V173H18V171H17ZM38 170H37V169ZM46 168V169H45ZM66 168H68V169H66ZM87 168V169H86ZM98 168V169H97ZM103 168H106L107 170H105L104 169V173H102V170H103ZM120 168V169H119ZM122 168V169H121ZM128 168H129V170H133V171H129L128 170ZM147 168V169H146ZM149 168H150V170H149ZM153 168V169H152ZM158 168H159V171H158ZM176 168H179V169H177L176 170ZM182 168H183V170H182ZM195 168V169H194ZM201 168V169H200ZM202 168H204L203 170L204 171H202ZM218 168V169H217ZM226 168V169H225ZM243 168V173H241V169ZM31 171L30 172V174H29V170ZM76 171H75V170ZM136 169H140L141 171H143V174H145L146 173V176H143L141 179H140V176H141V174L140 173H142V172H140L139 170H137L136 172H135V170ZM169 169H170V172H171V174L173 173L174 174V177H176L175 178V180L173 179V178H171L172 176H173V174L171 175V174H169L170 172H169ZM176 170V171H174V170ZM185 169V170H184ZM196 169L199 171V169H200V173H199V175H198V171H196ZM208 169H211V170H208ZM215 171H213V170ZM220 169H222V172H220ZM13 170V172L12 173H14L15 171V175L14 174H12V173H10L11 171ZM21 170V171H20ZM36 170H37V172H39L38 174V176H37V172H36ZM41 170V171H40ZM44 170V171H43ZM63 171L64 172V174L66 175H64V174H62V172H60V171ZM67 170H69V171H67ZM72 170V171H71ZM74 170V171H73ZM87 170V171H86ZM91 172H90V171ZM99 170H100V172H99ZM114 171V172H110V174H106L105 172H107V173H109L108 171ZM124 170V171H123ZM126 170H127V173H126ZM146 170V171H145ZM152 170V171H151ZM172 170H173V172H172ZM184 171V172H180V171ZM191 170H194V171H196V172H194V171H191ZM218 170V171H217ZM227 170V171H226ZM229 170V171H228ZM249 170V171H248ZM43 171V172H42ZM66 171V172H65ZM117 171L118 172H120V174L119 175H121L122 174V176H120V177H118L119 175L117 174ZM144 171H145V173H144ZM178 171V172H177ZM205 171H208V172H206L205 173ZM10 173V174H8V173ZM58 172H59V174H58ZM71 172V173H70ZM72 172H73V174L76 176V178H75V176L74 175H72ZM84 172L87 174H89V172H90V174L92 175V174H94V175H90V178H89V176H88V174L87 175H85L88 179H87V181L88 182H86L85 180H86V177L85 176H83V174H84ZM121 172H123L124 173V175H123V173H121ZM133 172V173H132ZM148 172H150V173H148ZM156 172V173H155ZM162 172H164V173H162ZM165 172L167 173V176H168V174H169V176H170V178L168 177V179L166 178L167 176H166V174H165ZM169 172V173H168ZM178 174H177V173ZM192 172H194V174L192 173ZM201 172H202V174H201ZM213 172V173H212ZM216 172H218V173H216ZM226 172V173H225ZM238 172V173H237ZM240 172V173H239ZM246 172H248V173H246ZM21 173V174H20ZM32 173H33V175H32ZM46 173V174H45ZM60 173H61V175H60ZM70 175H72L71 177H70V179L68 178V175L69 174ZM113 173V174H112ZM114 173H116V174H114ZM129 173V174H128ZM138 173V174H137ZM148 173V174H147ZM155 175H154V174ZM158 173V174H157ZM176 173V174H175ZM181 173H183L184 174V177H182L181 179L179 178V176H181L182 174ZM196 173V174H195ZM206 175H205V174ZM219 173H220V175H219ZM221 173H224V174H221ZM230 173V174H229ZM234 173V174H233ZM246 173V174H245ZM9 175V177H8V175ZM19 174H20V176H19ZM27 174H29V175H27ZM35 174V175H34ZM41 174H42V176H41ZM68 174V175H67ZM111 174L113 175V176H111ZM127 174H128V176H127ZM133 174V175H132ZM153 174V175H152ZM165 174V175H164ZM181 174V175H180ZM191 174H193V183H192V179H190L191 178ZM218 174V175H217ZM233 174V175H232ZM239 174H242V176H241V178H240V176H239ZM244 174L246 175V176H244ZM7 175V176H6ZM12 175V176H11ZM13 175L15 176V177H13ZM62 175H64L65 177H67L66 179H62L63 177H61V180L63 181V182H65V183H63L61 180H60V176H62ZM69 175V176H70ZM117 175V176H116ZM130 175H132V177H130ZM136 175V176H135ZM138 175H139V180H138ZM151 176V178H150V176ZM158 175L163 179V178H165V180H162L161 178V182L160 183H162V184H160V183H158L159 181V177H158ZM179 175V176H178ZM197 175V176H196ZM210 175V176H209ZM215 175H217V176H215ZM11 176V177H10ZM32 176V177H31ZM35 176H37V177H35ZM59 176V180H58V177ZM93 176H95V177H93ZM98 176H99V179H100V181H98V182H100V183H97V180L96 179H98ZM134 176V177H133ZM157 178H156V177ZM164 176H166V177H164ZM183 176V175H182ZM195 176H196V178H195ZM204 176V177H203ZM208 176V177H207ZM226 176H227V179H226ZM239 176V177H238ZM13 177V178H12ZM21 177V178H20ZM26 177H27V179H26ZM41 177V178H40ZM64 177V178H65ZM83 179H81V178ZM85 177V178H84ZM91 177L93 178V180L92 181H94V179L96 180V181H94V183H96V184H94L93 183V185H94V187H95V189H94V187H93V185L91 186V182L92 181H89V180H91ZM117 177V178H120V179H122L121 181H126L125 182V187H124V185L122 186V184L124 183H121V181H119L120 179H117L118 181L117 182H119L121 185H118V183H115V178ZM127 177V178H126ZM129 177V178H128ZM136 177H137V182H136ZM145 177L147 178V179H149V182H150V180L151 181H154L155 183V185H153V183L152 182H148V180L147 179H145ZM206 177V178H205ZM210 177V178H209ZM216 177V178H215ZM220 177H221V179H220ZM231 177V178H230ZM238 177V178H237ZM257 177H258V179H257ZM11 178V179H10ZM18 180H17V179ZM32 178H34V179H32ZM43 178V179H42ZM72 178V179H71ZM80 178V179H79ZM106 179V180H103V179ZM134 178H135V180H134ZM203 178V179H202ZM239 178H240V180H239ZM2 179V180H1ZM37 179H38V181H37ZM77 179H79V180H77ZM85 179V180H84ZM125 179V180H124ZM127 179H128V181H127ZM129 179H132L131 181H129ZM144 179H145V181H144ZM171 179V180H170ZM173 179V180H172ZM176 179H177V181H176ZM182 179H183V181H182ZM207 179V180H206ZM214 179V180H213ZM218 179V180H217ZM234 179H236V180H234ZM6 180V181H7ZM21 180H22V182H21ZM40 180H42V182H43V185H42V183H41V181ZM59 181L61 184H59V182H58V184H57V181ZM82 180V181H81ZM113 180V181H112ZM147 180V181H146ZM201 180H204V181H201ZM206 180V181H205ZM211 180V181H210ZM213 180V181H212ZM227 180V181H226ZM11 181V182H10ZM34 181H37V182H35L34 183ZM40 181V182H39ZM69 181H71V185L72 186H70V184H69V182L67 183V182ZM86 182V184H85V182ZM104 181V182H103ZM139 181H141V182H139ZM168 181V182H167ZM172 181V183H176L177 184V186H178V183H179V185H180V183L182 182V184H181V186H183V183L184 184H187V185H189L190 184V187L189 186H183L182 188H181V186L180 187H177V186H175L174 184H172V183H170ZM178 181H180V182H178ZM188 181V182H187ZM190 181H191V183H190ZM201 181V182H200ZM0 182V183H1ZM39 182V183H38ZM73 182V183H72ZM74 182H78V185H75V184H77V183H74ZM81 182H83V183H81ZM89 182H90V184H89ZM105 182H106V184H105ZM129 182V183H128ZM146 182H148V184L146 183ZM186 182V183H185ZM211 182L212 184H214V185H212V184H210L209 186H208V184ZM215 182V183H214ZM240 182H241V184H240ZM21 183V184H20ZM38 183V184H37ZM41 183V184H40ZM80 183V184H79ZM89 185H88V184ZM103 183V184H102ZM107 183H109V184H107ZM115 183V184H114ZM131 183V184H130ZM143 183H145L146 184V186H151V187H145V184H144V186H140V185H142ZM164 183H166L167 185L165 186V184ZM196 183V184H195ZM202 183V184H201ZM245 183V184H244ZM8 184V185H7ZM16 184L18 185V186H16ZM20 184V185H19ZM40 184V185H39ZM57 186H56V185ZM63 184V186H61ZM69 184V186L68 187H70V189L68 188V187H66V185H68ZM82 184L84 185H87V186H83L82 187ZM98 184V185H97ZM105 185V186H108V187H105V189H104V187L103 188H101V186L102 185ZM126 184H128V185H126ZM130 184V185H129ZM195 184V185H194ZM200 184V185H199ZM249 184V185H248ZM59 185V186H58ZM80 185V186H79ZM96 185H97V187H100V189H98V188H96ZM101 185V186H100ZM110 185H113L112 187H119V188H117V189H115V190H113V188H111V187H109ZM158 185L160 186V190H158L159 188H158ZM172 185H174L173 187H171ZM221 185H223V186H221ZM235 185H237V186H235ZM240 185V186H239ZM243 185H244V191H243ZM250 186V188L248 187V186ZM252 185V186H251ZM40 186V187H39ZM54 186H55V188H54ZM66 188H65V187ZM75 186H77L76 188H75ZM128 186H130L129 188H128ZM154 187V189H153V187ZM163 186V187H162ZM168 186V187H167ZM192 186V187H191ZM194 186H196V188L194 189ZM200 186V187H199ZM206 186V187H205ZM210 186H212L211 188H210ZM235 186V187H234ZM261 186H263V187H261ZM4 187V188H3ZM30 187V188H29ZM33 187H35V191L33 190ZM41 187H43L42 188V190H41ZM63 187H64V189H66V190H64L63 189ZM78 187H81V188H79L78 189ZM90 187L92 188V189H90ZM114 187V188H115ZM127 187V188H126ZM142 188V190H141V188ZM169 187H170V189H169ZM184 187H186L185 188V191H182V190H184ZM187 187H188V189H187ZM199 187V188H198ZM206 189H204V188ZM209 187V189L211 190V191H209V189H208V193H207V188ZM5 188H6V190H5ZM12 188V189H11ZM17 188H20V189H17ZM25 188V189H24ZM37 188H39L40 190L39 191H37L38 189ZM46 188V189H45ZM68 188V189H67ZM86 188H88V189H86ZM111 188V189H110ZM121 188H123L122 190H123V192L124 191H126L125 189H127V190H129V191H126L124 194H122L123 192L121 191H119V190H121ZM131 188V189H130ZM132 188H133V190H132ZM139 189L138 191H134V190H136V189ZM145 188H151L150 189V191H149V189L147 190V189H145ZM172 188H173V190L175 191V188H176V191L175 192H179V191H182V192H180L182 195H183V197H182V195L180 194V193H174V195H172V191H170V190H172ZM234 188V189H233ZM242 188V189H241ZM250 190H249V189ZM252 188H254V189H252ZM11 189V190H10ZM16 189V190H15ZM21 189H23V193L21 192ZM43 189H45V190H43ZM77 189V190H76ZM80 189H82L81 191H80ZM84 189H86V191L87 190H91V191H88V192H90V194L89 195H94L93 197L92 196H88V194H85L86 192H85V190ZM97 189V190H96ZM108 189V190H107ZM162 189H167V192L165 191L164 192V194H163V191H162ZM177 189H179V190H177ZM181 189V190H180ZM249 191H248V190ZM20 190V193H22L21 195H20V193L18 192V191ZM28 190H32L31 192H28V194H27V191ZM47 190V191H46ZM56 190V191H55ZM63 190L65 191V192H63ZM68 190H69V192H68ZM71 190V191H70ZM84 190V191H83ZM95 190L97 191L96 192V194L94 193L95 192ZM99 190V191H98ZM109 190H111V191H114V192H109ZM117 190V191H116ZM130 190L131 191H133L132 193L130 192ZM140 190H141V192L143 193V195L145 194V193H147L148 191L149 192H151V193H149L148 192V194L150 195L151 194V196L152 195H154V197H153V199H151L152 197H150L149 196V198H148V196H147V194L146 195H144V197L146 198H143L142 200H143V202L142 203H147V202H150L151 200H153L154 201V198H156L155 200L157 201V205H156V201H151L150 203H151V205H152V207L150 206V204L148 205V204H144V207H142V203L140 204V198H142L143 196L142 195H140V196H138L137 197V195L138 194H136L137 192L139 193V194H142V193H140ZM152 190H153V192H154V194H153V192H152ZM157 190V191H156ZM186 190L188 191V192H186ZM203 190V191H202ZM246 190H247V192H246ZM251 190H253V191H251ZM9 191H11V193L9 192ZM15 191V193H13ZM44 191V194L42 193ZM45 191H46V194L48 195H46L45 194ZM54 191V192H53ZM78 191V192H77ZM107 192V193H105V194H103V192ZM119 191V192H118ZM147 191V192H146ZM159 191V192H158ZM162 191V192H161ZM214 191V192H213ZM256 193H255V192ZM37 192H41V194H38ZM81 192V193H80ZM84 192V193H83ZM93 192V193H92ZM109 192V193H108ZM119 194H118V193ZM135 192V193H134ZM157 192V193H156ZM186 192V193H185ZM200 192V193H199ZM212 192V193H211ZM244 192H246V194L244 193ZM253 192V193H252ZM0 193H2L1 191H0ZM17 193H19V197H18V195H17V197H16V202H15V198H12L13 196H16V194ZM32 193V194H31ZM57 193V194H56ZM83 193V194H82ZM92 193V194H91ZM100 193V194H99ZM113 193H115V195L117 194V195H119V196H115V195H112ZM124 195V196H126L127 195V193H128V195H129V193L130 194H132V195H130V196H126L127 198H128V200L129 199H131L132 197H134L135 198V196L134 195H136V198L134 199V198H132L131 200H127V198L126 197H124L123 198V196L121 195ZM161 193V194H160ZM170 193H171V195H170ZM187 193H193L192 194V197H191V195H189V194H187ZM209 193H211V195L209 194ZM248 193V194H247ZM249 193H250V195H249ZM49 194L53 197V199H52V197H50L49 196ZM85 194V195H84ZM98 194L100 195V196H102V197H100V196H98ZM110 194H111V196L113 197V196H115V199L117 200V202L119 203H122V204H116V202H115V199H114V197H113V199H114V202L112 203V201H113V199L111 198V196H110ZM155 194H158V195H155ZM165 194H166V196H165ZM237 196H236V195ZM35 197H34V196ZM46 197V198H44L43 200H47L46 202H44V201H42L41 202V200H39L40 198H39V196L41 197V198H43L44 196ZM55 195V196H54ZM56 195H58V196H60V197H57ZM82 195H84L83 196V200L81 199V197L80 196H82ZM121 195V196H120ZM176 195V196H175ZM187 195V196H186ZM197 195V199L195 198V196ZM235 195V196H234ZM246 195H248V196H246ZM256 195V196H255ZM7 196V197H6ZM21 196L23 197L21 200H20V198H21ZM26 196V198L27 197H29V198H27V199H29V201L28 200H26V198H24ZM36 196H37V198H39V199H36ZM63 196V197H62ZM85 196H86V199H85ZM96 196V197H95ZM108 196H109V199L111 198L112 199V201L110 202L109 200H108V203H109V205H108V203H107V201L105 202L104 201V203H106V205L103 203V200H106V199H108ZM147 196V197H146ZM156 196V197H155ZM172 196V197H171ZM173 196H174V198H173ZM177 196H180V197H177ZM192 198V200H191V198ZM212 198L213 196V198L211 199L210 197ZM260 198H259V197ZM32 199H31V198ZM34 197V198H33ZM67 197L69 198V199H67ZM90 197V198H89ZM98 197V198H97ZM117 197V198H116ZM130 197V198H129ZM163 197V198H162ZM166 199H165V198ZM185 197V198H184ZM207 197H209V198H207ZM240 197V198H239ZM2 198V199H3ZM19 198V199H18ZM55 198H56V201H53V200H55ZM60 198V199H59ZM94 199V202H96L95 201V199H97V205L99 206H96L98 209H100V208H102L103 210L104 209H106L107 207L108 208H111V206H113V207H115V206H117L118 208H113L112 207V209L113 210H111L110 209V211L108 212V210L109 209H106L107 211H106V214L104 213L105 212V210H104V212H103V210L101 209V210H98V209H96V207L94 206V205H96L93 201H91V199ZM101 198V199H100ZM121 198V199H120ZM175 198L177 199L176 201H175ZM182 199V202L179 200V199ZM190 198V199H189ZM221 198V199H220ZM250 198V199H249ZM14 201H13V200ZM34 199V200H33ZM48 199H52V200H48ZM61 200V201H59V200ZM89 199V200H88ZM92 199V200H93ZM139 199V204H138V202H137V200ZM161 199H163L164 200V203H163V200H161ZM185 199H186V201H185ZM191 200V201H189V200ZM204 199V200H203ZM208 199V200H207ZM253 199V200H252ZM262 199V200H261ZM18 200H19V203H20V205H21V203L23 204V206L25 207V209L27 208V211H28V216H26L27 215V212H25L26 210H24V209H22V208H24L22 205H21V208L18 206L19 204H17L18 203ZM26 200V201H25ZM33 201V204H32V201ZM39 200V201H38ZM69 200H72V202L71 201H69ZM80 200L82 201V203L80 202ZM86 200H88L87 202H86ZM98 200H102L101 201V205L103 204V206H104V208L103 207H101L100 206V204H99V202H98ZM120 200H123V201H126L127 200V202H122V201H120ZM134 200V201H133ZM160 200L162 201V202H160ZM167 200H171L170 202L169 201H167ZM179 200V201H178ZM200 200H203V202L201 203L200 202ZM221 200V201H220ZM259 200V201H258ZM34 201L35 202H37V204H34ZM69 201V202H68ZM83 201H85L86 203H88L89 201H90V203H92L93 204V206H92V204H90V203H88V204H86L85 202H84V207L82 206V209H78L79 208V204L81 203V205H83ZM130 201H132L131 203H133V202H135V203H133V204H130L129 205V202ZM145 201V202H144ZM159 201V202H158ZM166 201V202H165ZM198 201V202H197ZM205 201H207V202H205ZM210 201V202H209ZM242 201V202H241ZM258 201V202H257ZM261 201H262V204H263V206L261 205ZM14 202V203H13ZM29 204L28 206H27V203ZM48 202H52L51 204L50 203H48ZM58 202V203H57ZM60 202V203H59ZM65 202V203H64ZM136 202H137V204L139 205H137L136 204ZM153 202V203H152ZM180 202L181 204L182 203H184V204H180L179 203V205H180V208L179 209H177L176 207H179V205H178V203ZM192 202V204H190ZM15 204V209L16 208H18V209H12V207L14 206L13 204ZM38 203H40L39 205H38ZM56 205H55V204ZM62 203V205H60ZM113 204V205H111V204ZM155 203V204H154ZM159 203H161V204H159ZM175 203V204H174ZM205 203V204H204ZM53 204V205H52ZM125 204H127L128 206H126ZM167 204H168V206H167ZM172 204V205H171ZM208 204H210V205H208ZM10 205H11V207H10ZM33 205H35V206H33ZM81 205H80V208H81ZM88 206L89 207V209H90V207H92V209H94V211L92 210V209H90L91 211H93V213H91V211H87L88 209V207L86 208L85 206ZM115 205V206H114ZM132 205V207H130ZM151 208V210H149V207ZM203 205H205V206H203ZM27 206V207H26ZM38 206H40V211H41V213H44L45 212V214L43 215H41L39 212V209H38ZM43 206H44V208L45 209H43ZM50 206V207H49ZM122 206V207H121ZM126 206V207H125ZM135 206V207H134ZM138 206V208H136ZM141 206V207H140ZM147 206V207H146ZM172 206H174V207H172ZM176 206V207H175ZM181 206H183V207H181ZM193 206H194V209H192L193 208ZM259 206H260V208H259ZM28 207H31L30 209L28 208ZM32 207H34V208H32ZM35 207L37 208V209H35ZM63 207V208H62ZM197 207H199V208H197ZM246 207V208H245ZM7 208V209H6ZM85 208H86V211H85ZM128 208H130L129 209V211H128ZM142 208V209H141ZM144 208H145V210H144ZM154 208V209H153ZM172 208V209H171ZM174 208H176V209H174ZM182 208V209H181ZM186 208V209H185ZM215 208V209H214ZM259 208V209H258ZM2 209H4V208H2ZM9 209V210H8ZM11 209V210H10ZM41 209H43V210H41ZM48 209H50V210H48ZM73 209V210H72ZM76 209H78L79 211H76ZM95 209H96V213L97 214H99V215H96V217H97V219H96V217L94 216L96 213H95ZM135 209V210H134ZM137 209H139L138 211H136ZM141 209V210H140ZM148 209V210H147ZM187 209H189L188 211H187ZM204 209V210H203ZM245 209V210H244ZM20 210H23L24 212H25V215H24V213L23 212H20ZM48 210V212H46ZM81 210H83V214H82V211ZM98 210V211H97ZM130 210H134V211H136V213H135V215L137 214H139L140 216H134L133 214L134 213H132V212H134V211H130ZM144 210V211H143ZM153 210V211H152ZM156 210V211H155ZM172 210V211H171ZM180 210V211H179ZM181 210H183V211H181ZM191 210H194V212L193 211H191ZM203 210V212L201 213L200 211H202ZM209 210H211V211H209ZM213 210V211H212ZM226 210V211H225ZM254 210V211H253ZM258 210V211H257ZM30 211V212H29ZM39 211V212H38ZM102 211V212H101ZM112 211V213H110ZM127 211V212H126ZM146 211H149V214L146 212ZM153 212L152 214H151V212ZM199 211V212H198ZM208 211V212H207ZM223 211V212H222ZM232 211V212H231ZM253 211V212H252ZM18 212H19V214H20V216H19V214H18ZM36 213V215H35V213ZM37 212H38V214H37ZM71 214V212H73L72 214H73V218L70 216V214ZM75 212H77V216H76V213ZM81 213V215H79L80 213ZM108 212V213H107ZM120 212V213H119ZM126 213V216H125V213ZM139 212V213H138ZM144 212H146V213H144ZM157 212V214H155ZM179 212H181V214H184V215H181V217H180V213ZM185 212H187V215H186V213ZM196 212L197 213H200V216H198L197 217V219H196V216L197 215H199V214H197L196 216H194L195 214H196ZM205 212H207V213H205ZM222 212V213H221ZM226 212V213H225ZM255 212V213H254ZM22 213H23V215L24 216H26V217H24V216H21L22 215ZM84 213H88L89 214V216H88V220L89 221H87V216H86V214H84ZM101 213H103L102 214V216H101ZM110 213V214H109ZM116 213H117V215H116ZM124 213V214H123ZM129 213V214H128ZM132 213V214H131ZM142 215H144L145 216V214H148V216L146 215L145 216V219H146V217H148L146 220L141 216V214ZM144 213V214H143ZM193 213L194 215H191V214ZM225 215H224V214ZM252 213H254V215L252 214ZM66 214H67V216H69L70 217V219L71 220H69V218H67V216H66ZM71 214V215H72ZM93 214V215H92ZM109 214V215H108ZM154 214V215H153ZM206 218V221L204 220L205 218L204 217H202V215ZM206 214V215H205ZM245 216H244V215ZM34 215L37 217V218H35L34 217ZM39 215H40V218H42L43 219V217H45L46 219H43V220H41V221H39L40 219L38 218L39 217ZM66 216V220H65V216ZM79 215V216H78ZM106 215V216H105ZM113 215V216H112ZM116 215V216H115ZM121 217H120V216ZM129 215H131V217L129 216ZM150 215H152L151 217H150ZM186 215V216H185ZM207 215H209V217L211 218V221H210V218L208 217L207 218ZM217 215V216H216ZM251 215H253V216H251ZM42 216V217H41ZM47 216H49V217H47ZM91 216H93V217H95V220H94V218L93 217H91ZM108 216H112V217H110V218H108ZM116 218H115V217ZM127 216H129V217H127ZM133 216L135 217V218H137V217H139V218H137V219H134L133 218ZM153 216L157 219V221H155V222H157V223H155V222H151L150 223V220L151 221H153V220H155V218H153ZM157 216V217H156ZM183 216V217H182ZM21 217V218H20ZM24 217V218H23ZM30 217H31V220H30ZM76 217H77V219H76ZM80 217H82V218H80ZM85 217V218H84ZM89 217H90V219L91 218H93V221L94 222H92L91 224H90V222L92 221V219H91V221H90V219H89ZM125 219V220H127V222L129 221V220H132L131 221V223H130V225H129V222L127 223H125L126 224V226H124L125 224H123V218ZM141 217L143 218L141 221H140V219H141ZM190 217H191V219H190ZM192 217H194L195 219H193ZM199 217H200V219H199ZM253 217L255 218V219H253ZM20 218V220H18V219ZM28 218H29V220H28ZM34 218H35V220H34ZM47 218H48V220H47ZM53 218V219H52ZM61 218H63V220L61 219ZM102 218H106L105 220L104 219H102ZM112 218V220L110 221V219ZM129 218V219H128ZM184 218V219H183ZM187 218H189L190 220H195L196 221V225H195V221H193V222H191L189 219H187ZM202 218H203V220H202ZM221 218V219H220ZM23 219H25L26 220V222H25V220H23ZM52 219V220H51ZM74 219V220H73ZM82 219H84L83 221H85L84 223H83V221H82ZM103 221H102V220ZM109 219V220H108ZM133 219H134V221L135 220H138V221H140V223L138 222V221H135L136 222V224H137V222H138V224L139 225H142V226H139L138 224H137V228H135V226H136V224H133V223H135V222H133ZM150 219V220H149ZM208 219H209V221H208ZM215 219H216V221H215ZM236 219H238V220H236ZM22 220V221H21ZM52 221L51 223L49 222V226H48V221ZM75 221L74 222V224L72 223L73 221ZM80 220V222L82 221V224H80V225H78L79 224V221ZM99 220H100V222H99ZM114 220V223L112 222ZM116 220H117V222H116ZM121 220V221H120ZM219 220H220V222H219ZM29 221V222H28ZM30 221H31V223H30ZM33 221V222H32ZM37 221H39V225H41L42 224V227H43V224H44V227L45 228H42V227H40L38 224H37ZM53 221H55V223H56V225H58L57 226V228H56V225H54L53 226V224H55V223H53ZM59 221L60 222V224H61V226H59V224H57V222ZM61 221H62V223L63 222H65L66 221V224L65 223H61ZM69 221V222H68ZM100 224H97V222ZM107 221H110V222H107ZM149 221V222H148ZM200 221V222H199ZM208 221V222H207ZM215 221V222H214ZM218 221V222H217ZM228 221V222H227ZM244 221V222H243ZM42 222V223H41ZM44 222V223H43ZM58 222V223H59ZM88 222V223H87ZM104 222V223H103ZM105 222H107V223H105ZM113 224H112V223ZM141 222H143V224H141ZM148 223L149 225H145L144 223ZM191 223L190 225L191 226H189V224L187 223V225L188 226H184V225H186L185 223ZM206 222H207V224H206ZM210 222V223H209ZM212 222V223H211ZM227 222V223H226ZM34 223V224H33ZM67 223H70V224H67ZM78 223V224H77ZM106 226H104L103 224ZM116 223H118V226H116L117 224ZM193 223H194V225H193ZM201 223V224H200ZM243 223V224H242ZM247 223V224H246ZM261 223H263V224H261ZM72 224V225H71ZM112 224V225H111ZM128 224V225H127ZM150 224H152V226L154 227H152ZM206 226H205V225ZM209 224V225H208ZM210 224H212V226L210 225ZM34 225V226H33ZM38 227H37V226ZM50 225H52L51 226V228H47V226L48 227H50ZM69 225H71V227L69 226ZM75 225H77V226H75ZM90 225V226H89ZM94 225V227L92 228V226ZM113 225H115V226H113ZM122 225V226H121ZM155 225V226H154ZM244 225L246 226V225H248V226H246V227H244ZM262 225V226H261ZM73 226V227H72ZM85 226V227H84ZM97 228H96V227ZM103 227L104 228V230H103V228L101 229V228H99V227ZM111 226H113V228H111ZM129 226H131V227H129ZM132 226H134V228L136 229V230H138L137 232L138 233H136V230L132 227ZM144 226V228L145 227H148V228H146V230L144 229V228H142ZM217 226V227H216ZM257 226V227H256ZM33 227H36V228H41L40 230L44 233V234H41L42 235V237H43V241H46V242H43L42 240H41V235L39 236V234H40V230L39 229H34V231L32 230V232L33 233H31V232H29V230L30 229H32ZM61 227V228H60ZM89 227V228H88ZM114 227H115V229H114ZM151 227V228H150ZM185 227H187V229L185 228ZM189 227L191 228V229H189ZM248 227V228H247ZM259 227V228H258ZM47 228V230H49V233H52L53 232V237L51 236L52 234H50V235H48L49 233H48V231L47 230H45ZM55 228H56V232H55ZM58 228H59V230L60 229H62V230H64V231H59L58 230ZM92 228V229H91ZM185 228V229H184ZM215 228V229H214ZM245 228V229H244ZM247 228V229H246ZM257 228H258V230H259V233H258V230H257ZM101 231H100V230ZM114 230V232L117 234V235H115V233H111V231L112 230ZM132 229V231L133 232H135V233H131V230ZM134 229V230H133ZM142 231H141V230ZM148 229H150V230H148ZM151 229H153V231H151ZM37 230H39V231H37ZM54 230V231H53ZM92 230V231H91ZM98 230V231H97ZM193 230V231H192ZM213 230V231H212ZM240 230H243L242 231V233L240 232ZM261 230L263 231V234H261L262 232H261ZM84 231V232H83ZM94 231V232H93ZM95 231H97V233L95 232ZM102 232L101 234H100V232ZM104 231V232H103ZM117 231V232H116ZM146 231V233H144ZM151 231V232H150ZM253 231V232H252ZM36 232H37V235H36ZM39 232V233H38ZM48 234H47V233ZM59 232H60V236H61V234H66V236H67V238L64 236V235H62L61 237H58L59 235ZM62 232V233H61ZM141 232H143V233H141ZM154 232L156 233V234H154ZM246 233V234H244V233ZM258 234H257V233ZM30 233V234H29ZM48 235V236H50V238L49 237H47V238H44V235H46V234ZM54 233H55V235H54ZM96 233V234H95ZM147 233H149V234H147ZM213 233V234H212ZM251 233L253 234L252 235V237H250L251 236ZM31 235L32 236V234H33V237L34 238H32L31 236H29V235ZM113 235V237H112V235ZM129 234L131 235V237L129 236ZM137 234H140V238L138 237L139 235H137ZM143 234V239H142V235ZM144 234H147V235H149V236H147L146 237V235H144ZM224 234V235H223ZM243 234V235H242ZM86 235V236H85ZM87 235H88V237H87ZM94 235H98L99 237H95ZM108 235V236H107ZM133 235H134V237H133ZM152 235V236H151ZM154 235H156V237L154 236ZM192 235V236H191ZM262 235V236H261ZM39 236V237H38ZM105 236V237H104ZM108 237V239H107V237ZM115 236H118V237H115ZM242 236H245L246 238H244V237H242ZM259 236H260V238H259ZM29 237L30 238H32V239H29ZM91 237V238H90ZM110 237H112V238H110ZM152 237V238H151ZM154 237V238H153ZM48 238H49V242H52L51 244L49 243V242H47L48 241ZM58 238H60V239H62L63 240V242L62 243H64V241H67L68 242V246L66 245L67 244V242H65L64 244H62L61 242H59L60 241V239H59V241H58ZM67 240H66V239ZM91 240H90V239ZM147 238V239H146ZM45 239V240H44ZM65 239V240H64ZM98 239H99V241H98ZM111 239V240H110ZM116 240V242H115V240ZM117 239H118V242H117ZM134 239V240H133ZM137 239H139V240H137ZM143 240V242H141L142 240ZM229 239V240H228ZM30 240H32L31 242H33V243H31V242H29ZM61 240V241H62ZM119 240H120V243H122L123 245H122V248L121 249H123L122 251H121V249H120V243H119ZM133 240V241H132ZM148 241L149 242V244L147 243L146 244V241ZM150 240V241H149ZM89 241H90V243H89ZM103 243V245H102V243ZM104 241H106L107 243H105ZM108 241H109V243H108ZM113 241H114V243H113ZM145 241V242H144ZM27 242L29 243V244H27ZM114 244L113 246H112V244ZM134 242V243H133ZM139 242V243H138ZM45 243H48V245L47 244H45ZM55 245H54V244ZM58 243V245H56ZM61 243V244H60ZM95 243H96V246H97V248H96V246H95ZM98 243V244H97ZM118 244V246H120V247H116L117 246V244ZM131 243H133V245L131 244ZM136 243V244H135ZM141 243V245L144 243V244H146V245H142V246H144V248L141 246V245H139ZM253 243H254V245H253ZM34 245V246H31V245ZM54 246H56L55 248H53L52 246L53 245ZM92 244L94 245V248L92 247ZM106 244L107 245H109V246H106ZM111 244V245H110ZM28 245V246H27ZM41 246V248L39 247V246ZM46 245V246H45ZM50 245V247H52L53 249H55V250H53V249H50V247H49V249L50 250H52L53 251V253L51 252V251H49L48 250V246ZM61 245V246H60ZM100 245H102L104 248L102 249V246H100ZM125 245H127V247L125 246ZM134 245H136V246H134ZM147 245H148V248H147ZM23 246V247H22ZM32 247L33 249H34V247L35 248H37V249H35L36 251H38L39 249H38V247L40 248V249H42V251L41 250H39L38 252V254H37V252L35 251V250H33L32 248L30 249L29 247ZM67 246V247H66ZM115 246V247H114ZM145 246H146V248H145ZM43 247H44V249H43ZM46 247V248H45ZM60 247V248H59ZM61 247H64V248H62V250L64 249V251H63V253H62V250H61ZM68 247H70L69 249H68ZM109 247V248H108ZM221 247H223V248H221ZM93 248V249H92ZM115 248H116V250H117V252H119L118 250H120V252L119 253H117V252H114V251H116L115 250ZM118 248V249H117ZM125 248V249H124ZM139 248H143V252H141L140 253V257H139V254H137V252L136 251H138V250H142V249H139ZM27 249H28V251H27ZM46 249V250H45ZM57 249H59L58 251H57ZM68 250V253L66 252L67 250ZM104 249H105V251H104ZM221 249H223L224 250V252L222 253L221 252ZM66 250V251H65ZM73 250H75V251H73ZM34 253H33V252ZM47 251V252H46ZM61 251V252H60ZM40 252H42V253H40ZM67 254H66V253ZM74 252V253H73ZM104 252V253H103ZM136 252V253H135ZM219 252H220V254H219ZM31 253H33V257H31L32 255H31ZM49 253V254H48ZM53 255H52V254ZM57 253V254H56ZM61 253V254H60ZM70 253H72V254H70ZM84 253V256H83V258L85 257V259H83V258H77V257H81L82 256V254ZM106 253V254H105ZM115 253V254H114ZM128 253H129V255H130V259H129V261L127 260V258H129V255H128ZM139 253V252H138ZM81 254V255H80ZM223 254V255H222ZM56 255V256H55ZM65 255H66V257L68 258V260L65 258ZM88 255H90V260H89V257H88ZM98 255V256H97ZM217 255H219V256H217ZM52 256V257H51ZM54 256V257H53ZM60 256V257H59ZM92 256V257H91ZM128 256V257H127ZM132 256V257H131ZM51 257V258H50ZM70 257V258H69ZM73 257V258H72ZM86 257L88 258V259H86ZM221 257V258H220ZM38 260H37V259ZM52 258H54V262H53V260H52ZM62 258H63V260H62ZM77 258V259H76ZM93 258V259H92ZM218 258V259H217ZM30 259V260H31ZM34 259H33V261H34ZM43 259H44V262H46V263H44L43 262ZM73 259V260H72ZM75 259V260H74ZM79 259V260H78ZM80 259H83L81 262H80ZM217 259V260H216ZM222 259V260H221ZM62 260V261H61ZM86 260V261H85ZM39 261V262H38ZM220 261V262H219ZM125 262H128V263H125Z\"/></svg>",
	"mask_w": 264,
	"mask_h": 264
},
{
	"label": "bare ground",
	"instance_id": "6f19581e",
	"mask_svg": "<svg viewBox=\"0 0 264 264\" xmlns=\"http://www.w3.org/2000/svg\"><path fill=\"white\" fill-rule=\"evenodd\" d=\"M18 1H19V0H18ZM45 1H46V0H45ZM54 1H55V0H54ZM62 1H63V0H62ZM62 1H61V2H62ZM64 1H65V0H64ZM66 1H67V0H66ZM119 1H120V0H119ZM146 1H148V0H146ZM150 1L158 2V3L164 4V6H168V7H170V5L173 3V0H150ZM185 1H186V0H185ZM214 1H215V0H214ZM229 1H232V0H229ZM233 1H235V0H233ZM262 1L264 2V0H236L235 5H234L233 7L230 6V7L228 8V6H227L228 1H226V0H219V2L217 3V6H219V7L216 8L218 11H220L221 9H223V10L226 9V10L228 11V13H229V15L227 16V13H226V11H225V13H226L225 15L227 16V18H228L229 16H232L231 12H233V13L237 16V19H236V20H237V26H235V27L237 28V34H239L240 37H246V38H247V37L250 36V35L252 36V34H255V38L258 37V39H257V41H256V42H257V47L255 46V48H256L255 51H256V52H254V49H255V48H254L253 46H249V45H251V44H249V45L247 46V44L250 42L249 39L246 40V42H247L246 46H247V47H245V45H244L245 42H244V41H243V42L240 41V42H241V43H240L241 45H242V43H244L243 46H241V45L237 46L238 44L236 43V44H237V45H236L234 42H232L233 44L231 43V46H232V45H234V46L236 45L237 47H231V46H228L226 43L221 42L222 40H221V39H218V37H217V34H218L217 31H218V29H217V26H216V25L219 24V23H217V19H216V18L212 20V21L216 20V21H215V22L217 23V24L215 23L216 25H213V26L208 27L207 30H206V26H204V28H203L204 31L200 33V31H201L202 29H201V27H199V28L197 27V24L199 23L198 25H200V23H201L199 19H201V21H203V20H204V15H205V14L208 15V14L206 13L207 10H206V11L204 10V11H205V14H199V13H197V10H198V9L200 10V8H198V7H196V8H198L196 11H195L196 8H195V9H192V8H189V7H188V8H182L181 11L178 9L177 11H180V12H178V13L175 12L177 15L172 14V13H169V14H172V15L174 16V17L172 18V22H171L170 24H171V25L173 24L172 26H174L175 20H176V21L178 20V22H177L178 24H177V23H176V24H177L179 27L175 25V27H177V29H178V30H177V29H176V30H177V31H180V29H181V30L184 29V30H183L184 33H182V31H181V32H177V33H175V34L181 33V34H185V35H186L185 32H186V31L188 32L187 35H189V41L185 44L186 47H183V48L181 47V49L176 50V49H174V48L172 47V45H168V43H167L166 46H165L164 44H160V45H159V43L161 42V40H159V41H158L159 43L156 44V45H157V47L160 46L158 49L162 48L163 51L165 50L164 53H163V54H165V57H164V58H165L166 61L172 66V68H173V67H179V66H180V63H179V62H180L182 59H183V60H184V59H188V57H189L190 54H191V55H190L191 57H192L193 54H197V55H198V56H195V57L193 56V58H192L193 60H194L195 58H196V60L198 59V61H201V60H200L201 58H203V60H204V58H205V59H206V58H209V59H212V60H213L214 64H213V66H211V67H208V66H209V64H212L213 62H211V63H209V64H207V62H206L207 69L204 68V67H205L204 64H203L204 67H203V65H202L203 69H201V71L203 70L202 73H203L204 75L201 74V72H196V73L192 74V77H190V79L187 78V79L191 80L190 82H187V81L185 80V81H186V82H185V87L187 88L188 91H185V95H183L184 97H182V98L180 99V101H181L180 103H179V102L176 103V104H177L176 106H178V104H181V103H182V105H183L184 108H185V107L187 106V104L189 105V102H192V100H193V102H194V97L196 96V95L194 96L195 93H197V98H198L197 100H198L200 103L203 101V102H207V103H210L211 105H213V106H211L212 108H210V109L213 110V113H212V111H211V113H212V115L214 114L213 116H215V118H216L215 120H217V121H215V122L217 123V125H219L220 131H218V132L221 133V132H222L221 130H223V131L225 130L226 135L223 136V134H225V133H224V132H223V134L221 133V135L223 136V138H222V140H220V141H222V142H220V143H219V142H216V141H218L219 138H220L219 135H218V136L216 135V137H215V138H218V140L213 141V142L210 141V140H208V139H210V138H209L210 134L208 135V139H206V137H205L204 140H203V139H200V140H203V144H204L205 142H207V143H209L211 146H213V145L215 146V145L217 144V145H216V147L218 148L217 150L222 151V152L224 153V155H226V156L228 155V153H231V152H232L231 154L234 156V157H232V158H234L235 160H236V159L239 160V158L241 159V156H242V155H244V156H248V157H249V156H253V157L255 156V158L257 159V162H259V167L257 168L256 172L253 173L252 176H259V178L262 177V178L264 179V50H263L264 48L261 49L262 46L264 47V9L262 8L263 5H264V3L261 5V2H262ZM15 2H17V1H15ZM108 2H109V1L107 0V3H108ZM96 3H97V2H96ZM102 3H103V5H104V2H102ZM105 3H106V1H105ZM112 3L114 4V1H112ZM115 3H116V2H115ZM146 3H147V2H146ZM194 3H195V0H194ZM208 3H209V2H208ZM230 3H231V2H230ZM232 3H234V2H232ZM94 4H95V3H94ZM178 4H179V3H178ZM201 4H203V3H201ZM48 5H49V4H48ZM58 5H59V4H58ZM58 5H57V6L55 5V7H59ZM63 5L65 6L64 3H63ZM63 5H62V7H63ZM103 5H102V7L104 8ZM121 5H122V4H118V7H120ZM145 5H146V4H145ZM232 5H233V4H232ZM99 6H100V5H99ZM105 6H106V5H105ZM107 6H108V5H107ZM109 6H110V5H109ZM116 6H117V4H116ZM251 6L254 7V8H252ZM65 7H67V6H65ZM102 7H101V8H102ZM110 7H111V6H110ZM112 7H114V6H112ZM112 7H111V8H112ZM190 7H191V5H190ZM193 7H194V5H193ZM48 8H49V6H48ZM77 8H78V7H77ZM95 8H97V6H96ZM101 8H100V9H101ZM144 8H145V7H144ZM144 8H143V10H144ZM206 8H207V7H206ZM224 8H225V9H224ZM53 9H54V8H53ZM53 9H52V10H53ZM67 9H69V8H67ZM67 9H65L64 11H67ZM70 9H71V8H70ZM70 9H69V10H70ZM104 9H105V8H104ZM112 9H114V12H115L116 8H112ZM112 9H111V11H112ZM130 9H131V8H130ZM204 9H205V8H204ZM48 10H49V9H48ZM55 10H56V8H55ZM107 10H109V7H108ZM163 10H164V9H163ZM163 10H162V11H163ZM199 10H198V11H199ZM217 10H216V11H217ZM28 11H29V10H28ZM57 11H58V10H57ZM93 11H94V9H93ZM93 11H91V12H93ZM100 11H101V10H100ZM104 11H105V10H103V12H104ZM109 11H110V10H109ZM111 11H110V12H111ZM159 11H160V10H159ZM204 11H203V12H204ZM221 11H222V10H221ZM46 12H48V11H46ZM96 12H97V9L95 10V13H96ZM98 12H99V11H98ZM105 12H106V11H105ZM117 12H120V11H117ZM64 13L66 14L67 12H64ZM143 13H144V12H143ZM151 13H152V15H153V12H151ZM208 13H209V12H208ZM216 13H217V12H216ZM223 13H224V12H223ZM96 14H97V13H96ZM99 14H100V13H99ZM101 14H102V13H101ZM111 14H112V13H111ZM111 14H109V15H111ZM113 14H114V13H113ZM117 14H118V13H117ZM167 14H168V13H167ZM169 14H168V15H169ZM195 14H198L199 16L196 15V16L194 17ZM220 14H222V13H220ZM27 15H28V13H27ZM105 15H106V13L103 14V16H105ZM109 15H108V16H109ZM206 15H205V18L208 17L210 14H209L208 16H206ZM211 15H212V13H211ZM218 15H219V14H218ZM42 16H43V15H42ZM69 16H71V15L69 14ZM76 16H77V15H76ZM86 16H87V15H86ZM99 16H100V15H99ZM99 16H97L98 19L100 18ZM101 16H102V15H101ZM157 16H158V14H157ZM157 16H155V20L157 19ZM162 16H163V15H162ZM175 16H176V17L178 16V18H175ZM200 16H203V19H202V17L199 18ZM212 16H213V15H212ZM226 16H225L224 18H226ZM44 17H46V16H44ZM44 17H43V18H39V20H40V19H43V21H44ZM63 17H64V14H63ZM66 17H67V16H66ZM66 17H65V18H66ZM87 17H89V15H88ZM105 17H106V16H105ZM123 17H124V16H123ZM153 17H154V16H153ZM166 17H168V16L165 15V20L167 21V18H166ZM171 17H172V16H171ZM197 17H198L199 19H198ZM106 18H107V17H106ZM150 18H151V16H149V21H150ZM163 18H164V17H163ZM169 18H170V17H169ZM227 18H226L225 20H227ZM230 18H231V17H230ZM1 19H2V18H1ZM35 19H36V18H35ZM92 19H93V16H92ZM101 19H102V18H101ZM103 19H105V18H103ZM173 19H175V20H173ZM195 19H196L197 21H199V22H197ZM211 19H212V18H211ZM228 19H229V18H228ZM65 20H66V19H65ZM93 20H94V19H93ZM117 20H118V19H117ZM143 20H144V19H143ZM145 20H146V19H145ZM162 20H163V19H162ZM223 20H224V19H223ZM223 20H222V21H223ZM225 20H224V22H225L224 24H226V21H225ZM231 20H232V19H231ZM109 21H110V20H109ZM149 21H148V22H149ZM156 21H157V20H156ZM163 21H164V20H163ZM168 21H169V19H168ZM173 21H174V23H173ZM190 21H191L192 24L190 23ZM193 21H194V22H193ZM195 21H196L197 23H196ZM222 21H221V22H222ZM37 22H38V21H37ZM96 22H97V18H96ZM116 22H117V21H116ZM144 22H145V24H146V21H144ZM144 22H143V23H144ZM203 22H204V21H203ZM205 22H206V23H209V22L206 21V19H205ZM210 22H211V21H210ZM229 22H230V21L228 20V23H229ZM35 23H36V22H35ZM69 23H70V22H69ZM69 23H68V24H69ZM118 23H119V21H118ZM150 23H152V21H150L149 24H150ZM155 23H156V22H154V24H155ZM157 23H158V21H157ZM162 23H163V22H162ZM162 23H161V24H162ZM193 23H196V24H193ZM206 23H205V24H206ZM96 24H97V23H96ZM96 24H95V26H96ZM113 24H115V22H114ZM133 24H134V23H133ZM140 24H142V23H140ZM145 24H142V25H145ZM149 24H148V26L152 27L151 24H150V25H149ZM164 24H166V23L164 22ZM213 24H214V23H213ZM232 24H233V26H234V23H232ZM142 25H140V26H142ZM159 25H160V23H158V26H159ZM222 25H223V24H222ZM37 26H38V24H37ZM95 26H94V27H95ZM98 26H99V24L97 25V27H98ZM104 26H105V24H104ZM109 26H110V25H109ZM109 26H108V28H109ZM148 26H147L146 29L149 28ZM160 26H162V25H160ZM160 26H159V28H158V29L160 30L159 32H163V31L165 30V28H162V27H161V28L163 29V30H162V29H160ZM229 26H231V24H229ZM229 26H228V25H227V26H226V25H223V27H224L223 29H224L225 34H227L228 31H231V33H233L232 30H229V29H230ZM233 26H232L231 29H233ZM94 27H93V28L90 27V30H89L90 33H91V31L94 29ZM102 27H103V26H102ZM116 27H118V25L115 26V29H116ZM138 27H139V26H138ZM142 27H144V26H142ZM153 27H154V28H150V29L156 30V28H155L154 25H153ZM163 27H165V26H163ZM228 27H229V29H228ZM27 28H28V27H27ZM99 28H100V27H99ZM99 28H97V31H100ZM108 28H107V29H108ZM139 28H140V27H139ZM139 28H138V29H139ZM194 28L197 29L195 32L193 31ZM57 29H58V28H57ZM71 29H72V28H71ZM71 29H70V30H71ZM146 29H145V30H146ZM158 29H157V30H158ZM221 29H222V28H221ZM221 29H220V30H221ZM14 30H16V29H14ZM24 30H25V29H24ZM46 30H47V29H46ZM66 30H67V29H66ZM109 30H110V28H109ZM145 30H144V31H145ZM161 30H162V31H161ZM185 30H186V31H185ZM21 31H23V30H21ZM25 31H26V30H25ZM141 31H142V30H141ZM147 31H148V30H147ZM151 31H152V30H151ZM192 31H193V32H192ZM46 32H47V31H46ZM46 32H45V33H46ZM132 32H133V31H132ZM149 32H150V31H149ZM156 32H157V31H156ZM156 32H155V31H154V32L152 31V34H154V33H156ZM159 32L156 33L157 36H158V38H160V37L162 38V36L165 37V34H164V33H161V36L159 37V35H160V34L158 35ZM164 32L167 33V31H164ZM173 32H174V31H173ZM224 32H223V34H224ZM234 32H235V31H234ZM65 33H66V32H65ZM138 33H139V32H138ZM141 33H142V32H141ZM150 33H151V32H150ZM231 33H230V34H231ZM4 34H5V33H4ZM12 34H13V33H12ZM47 34H48V33H47ZM86 34H87V32H86ZM152 34H150V35H152ZM163 34H164V35H163ZM181 34H180V35H181ZM228 34H229V33H228ZM28 35H29V34H28ZM143 35H144V34H143ZM146 35H148V32H147ZM154 35H155V34H154ZM154 35H152V36L149 37V38H153ZM167 35H168V34H167ZM167 35H166V36H167ZM232 35H234V33H233ZM93 36H94V35H93ZM127 36H128V35H127ZM127 36H126V37H127ZM132 36H133V38H134V35H133V34H132ZM222 36H223V35H222ZM227 36H228V35H227ZM230 36H231V35H230ZM230 36H229V37H230ZM251 36H250L249 38H251ZM30 37H31V36H30ZM97 37H98V36H97ZM101 37H103V36H101ZM140 37H141V36H140ZM154 37H155V36H154ZM223 37H224V36H223ZM229 37H228V38H229ZM231 37H233V36H231ZM28 38H29V37H28ZM158 38H154V41L156 40V41H155L156 43H157V39H158ZM161 38H160V39H161ZM255 38L253 37V38H251L250 40L252 41V40L255 39ZM162 39H163V38H162ZM185 39H186V38H185ZM237 39H238V38H237ZM15 40H17V39H15ZM25 40H26V39H25ZM25 40H24V41H25ZM113 40H114V39H113ZM150 40H151V39H150ZM150 40H149V41H150ZM169 40H170V39H169ZM220 40H221V41H220ZM223 40H224V39H223ZM243 40H245V39H243ZM255 40H256V39H255ZM24 41H23V43H22L23 45H24ZM81 41H82V40H81ZM131 41H132V40H131ZM133 41H137V40H134V39H133ZM149 41H148V42H149ZM154 41L151 40V41H150L151 43L149 42L148 45H149L150 47H153V48H154L155 46L152 45V43H153ZM164 41H165V40H163V42H164ZM226 41H227V40H226ZM229 41H235V40H234V37H233V40H232V38H231V40H229ZM14 42H15V41H14ZM50 42H52V41H50ZM105 42H106V41H105ZM122 42H124V41H122ZM146 42H147V40H146ZM163 42H162V43H163ZM252 42H253V41H252ZM29 43H30V42H29ZM67 43H68V41H67ZM74 43H75V42H74ZM74 43H72V44H74ZM106 43H107V42H106ZM134 43H135V42H134ZM178 43H179V42H178ZM228 43H229V42H228ZM112 44H113V43H112ZM137 44H138V43H137ZM137 44H135V46H136ZM180 44L183 45V43H180ZM222 44H224V45H222ZM225 44H226V45H225ZM47 45H48V44H47ZM67 45H68V44H67ZM132 45L134 46V44H132ZM148 45H147V47H148ZM161 45H162V46H161ZM177 45H178V44H177ZM32 46H34V45H32ZM50 46H52V45H50ZM74 46H75V45H74ZM105 46H106V45H105ZM124 46H125V45H124ZM127 46H128V45H127ZM127 46H126V47H127ZM3 47H4V46H3ZM43 47H44V46H43ZM45 47H47L46 44H45ZM45 47H44V48H45ZM63 47H64V46H63ZM83 47L85 48L86 46H83ZM147 47H146V48H147ZM157 47H156V48H157ZM249 47H251V49H252V51H253V52L250 51V52H252V54L249 53V51H248V53L246 52V51H247V48H249ZM259 47H261V48H259ZM69 48H71V47H69ZM72 48H73V46H72ZM74 48H75V47H74ZM86 48H87V47H86ZM86 48H85V49H86ZM127 48H129V46H128ZM148 48H149V47H148ZM153 48H151V49H153ZM257 48H258V49H257ZM42 49H43V48H42ZM46 49H47V48H46ZM96 49H97V48H96ZM105 49H106V48H105ZM151 49L149 48L150 51H151ZM162 49H160V50L162 51ZM245 49H246V51H244ZM249 49H250V48H249ZM83 50H84V49H83ZM124 50H125V49H124ZM127 50H128V49H127ZM231 50H232V51H231ZM68 51H69V50H68ZM136 51H137V50H136ZM139 51H140V50H139ZM161 51H160V53H161ZM163 51H162V52H163ZM188 51L191 52V53H188L189 55H187V52H188ZM243 51H244V53L246 52V56H245V54L243 53ZM35 52L37 53V51H35ZM42 52H44V51H42ZM45 52H46V54H45ZM45 52H44L43 54H44V55H47V51H45ZM48 52H49V51H48ZM63 52H64V50H63ZM124 52H125V51H124ZM130 52H131V51H130ZM130 52H129V54H130ZM146 52H147V51H146ZM148 52H149V51H148ZM148 52H147V53H148ZM153 52H154V51H153ZM234 52H237L239 55H241V56H240L241 58H237L239 55H237V54L234 53ZM240 52H242V54H241ZM28 53H29V52H28ZM36 53H35V54H36ZM139 53H140V52H139ZM139 53H138V54H139ZM150 53H151L152 55L154 54V53H152V52H150ZM160 53H159V54H160ZM198 53H200V54H198ZM41 54H42V53H41ZM48 54H49V53H48ZM69 54H70V52H69ZM135 54H136V56L138 55L137 52H136ZM135 54H134V56H135ZM148 54H149V53H148ZM148 54H147V55H148ZM163 54H162V55H163ZM243 54H244V56H243ZM250 54H251V55H250ZM37 55H38L37 57H39V54H38V53H37ZM44 55H43V57L40 56V58H38V59H40V60L43 61V59H41V58H44V60H45ZM66 55H67V54H66ZM147 55H146L145 57H148ZM149 55H150V54H149ZM152 55H151V57H152ZM162 55H158V54H157V57L159 56V58H161L160 56H162ZM186 55H187L188 57H187ZM234 55H236L237 57H235ZM63 56H64V54H63ZM107 56H108V55H107ZM120 56H121V55H120ZM136 56H135V59L137 60ZM153 56H155V55H153ZM163 56H164V55H163ZM163 56H162V57H163ZM71 57H72V56H71ZM105 57H106V56H105ZM105 57H104V58H105ZM139 57H140V56H139ZM139 57H138V59H139ZM151 57H150V58H151ZM157 57H156V58H157ZM21 58H22V57H21ZM47 58L50 59L49 56L46 57V59H47ZM152 58H153V57H152ZM62 59H63V58H62ZM75 59H76V58H75ZM77 59H78V58H77ZM77 59H76V61H77ZM102 59H103V57H102ZM148 59H149V57H148ZM153 59L155 60V57H154ZM153 59H152V60H153ZM157 59H158V58H157ZM209 59H208V60H209ZM34 60H36V59H34ZM40 60H39V61H40ZM65 60H67V59H65ZM92 60H93V59H92ZM103 60H104V59H103ZM146 60H147V58H146ZM149 60H150V59H149ZM149 60H148V61H149ZM160 60H161V59H160ZM162 60H163V59H162ZM203 60H202V61H203ZM208 60L206 59V61H208ZM36 61H37V60H36ZM36 61H34V62L37 63ZM42 61H41V62H42ZM45 61H46V60H45ZM58 61H60V60H58ZM137 61H138V60H137ZM190 61H191V60H190ZM190 61H188V62H190ZM202 61L200 62L201 64L203 63ZM204 61H205V60H204ZM210 61H211V60H210ZM13 62H14V61H13ZM154 62H156V61H154ZM158 62H159V61H158ZM183 62H185V61H183ZM191 62H193V61H191ZM191 62H190V63H191ZM196 62H197V61H196ZM196 62H195V63H196ZM45 63H46V62H45ZM45 63H44V64H45ZM93 63H95V62H93ZM112 63H113V62H112ZM132 63H133V62H132ZM136 63H137V62H136ZM152 63H153V61H152ZM186 63H187V60H186ZM31 64H33V63L31 62ZM38 64H39V63H38ZM38 64H37V66H38ZM40 64H42V63H40ZM56 64L58 65L59 63L57 62ZM74 64H75V63H74ZM100 64H101V63H100ZM117 64H118V63H117ZM143 64H144V62H143ZM160 64H161V62H160ZM169 64H168V65H169ZM181 64H183V63L181 62ZM184 64H185V63H184ZM193 64H194V62H193ZM12 65H15V64H12ZM16 65H17V64H16ZM35 65H36V64H35ZM35 65H33V66H35ZM54 65H55V64H54ZM65 65H66V63H65ZM75 65H76V64H75ZM96 65H97V64H96ZM155 65H156V64H155ZM178 65H179V66H178ZM190 65H192V64H189V67H190ZM33 66H32V65L30 66V67H31V70L33 69ZM40 66H41V65H40ZM43 66H44V65H43ZM43 66H42V67H43ZM73 66H74V65H71V68H72V69H73V68L75 69V67H73ZM93 66H94V65H92L91 67H93ZM116 66H117V65H116ZM158 66H160V70H162V69H161V65H158ZM162 66H163V65H162ZM181 66H182V65H181ZM184 66H185V65H184ZM184 66H182V67H183L182 69H183V70L185 69V71H186L187 68H185L186 66H185V67H184ZM21 67H22V66H21ZM42 67H41V68H42ZM62 67H63V69H64V65H63ZM152 67H153V66H152ZM167 67H168V66H167ZM198 67H199V65H198ZM11 68H12V66H11ZM39 68H40V67H39ZM41 68H40V70H41ZM68 68H69V67H68ZM94 68H95V66H94ZM114 68H116L115 65H114ZM114 68H113V70H114ZM130 68H131V67H130ZM130 68H129V69H130ZM135 68H136V66H135ZM154 68H155V66H154ZM156 68H157V67H156ZM156 68H155L154 71H156ZM165 68H166V67H165ZM208 68H209V69H208ZM12 69L15 70L14 68H12ZM19 69H20V68H19ZM19 69H18V71H20ZM35 69H36V68H35ZM74 69H73V70H74ZM90 69H91V68H90ZM173 69H174V68H173ZM177 69H178V68H177ZM179 69H180V68H179ZM37 70H39V69H37ZM54 70H56V69L53 68V71H54ZM60 70H61V69H60ZM60 70H59V71H60ZM163 70H165V69H163ZM183 70H182V71L179 70L180 72H178V73H180V76H181V75L183 76V74H181V72L184 73V74L187 73V72H184ZM205 70H206V71H205ZM7 71H8V70H7ZM7 71H6V72H7ZM18 71H17V75H18ZM85 71H86V70H85ZM85 71H83V73H84ZM152 71H153V69H152ZM154 71L151 72V73H154ZM157 71H158V70H157ZM157 71H156V73H157ZM66 72H68V71H65V73H66ZM104 72H105V71H104ZM133 72H134V74L136 73V71H133ZM163 72H164V71H162V73H163ZM205 72H208V73L205 74ZM9 73H10V72H9ZM9 73L7 72V74H4L3 77L6 78L5 76L8 75ZM32 73H33V72H32ZM32 73H31V74H32ZM39 73H40V71H39ZM55 73H56V71H55ZM68 73H69V72H68ZM110 73H111V72H110ZM172 73H173V72H172ZM176 73H177V72H176ZM178 73H177L176 75H174V73H173V76H176V77H177ZM190 73H191V72H190ZM190 73L188 72L187 74H190ZM15 74H16V72H15ZM15 74H14V75H15ZM19 74H20V73H19ZM56 74H59V73H56ZM56 74H55V75H56ZM75 74H77V73H75ZM79 74H80V73H79ZM85 74H86V73H85ZM90 74H91V73H90ZM132 74H133V73H132ZM134 74H133V75H130V70H129V77H128V79H129L131 76H132V79H133V77L136 75V74H135V75H134ZM158 74L160 75L161 72H158ZM163 74H164V73H163ZM187 74H186V75H187ZM9 75H10V74H9ZM11 75H12V73H11ZM32 75H33V74H32ZM46 75L48 76V74H46ZM59 75H60V74H59ZM63 75H64V74H63ZM81 75H82V74H81ZM112 75H113V73H112ZM145 75H146V74H145ZM159 75L156 76V77H159ZM190 75H191V74H190ZM190 75H189V76H190ZM35 76H36V75H35ZM37 76H38V74H37ZM100 76H101V75H100ZM152 76H153V75H152ZM161 76H162V75H160V77H161ZM187 76H188V75H187ZM18 77H19V76H18ZM27 77H28V76H27ZM42 77L44 78V76H42ZM45 77H46V76H45ZM50 77H51V76H50ZM74 77H75V76H74ZM76 77H77V75H76ZM112 77H113V76H112ZM142 77H143V76H142ZM156 77H154V78L151 77V80H152V81H149V82H151V83H149L150 85L148 84V85L150 86L151 91H154V90H153V87H154V89H155L156 87H159V86H157V84H156V83L159 81V80H158V81L156 82V79H157ZM169 77H170V76H169ZM178 77H179V75H178ZM48 78H49V77H48ZM48 78H47V80H48ZM53 78L55 79V77H53ZM69 78H71V75H70ZM69 78H68V79H69ZM79 78H82V77L79 76ZM110 78H111V77H110ZM152 78H153V79H152ZM155 78H156V79H155ZM180 78H181V79H180V81H181V80H182V77H180ZM6 79L9 80L8 76H7ZM17 79H18V78H17ZM45 79H46V78H45ZM45 79H44V80H45ZM64 79H65V78H64ZM77 79H78V78H77ZM107 79H108V78H107ZM124 79L127 80V81H129L127 78H124ZM136 79H137V78H136ZM136 79H135V80H136ZM154 79H155V81H154ZM162 79L164 80V78H162ZM15 80H16V79H15ZM23 80H25V79H23ZM35 80H36V77H35ZM47 80H46V81H47ZM49 80H50V79H49ZM57 80H58V78H57ZM81 80H82V79H81ZM86 80H87V79H86ZM110 80H111V79H110ZM125 80H124V82H122V84H123V83L125 84V82H126ZM160 80H161V79H160ZM163 80H162V82H163ZM174 80H176V79H174ZM183 80H184V76H183ZM183 80H182V81H183ZM25 81H27V80H25ZM40 81H41V80H40ZM66 81H67V80H66ZM68 81H69V80H68ZM91 81H93V80H91ZM100 81H101V80H100ZM100 81H99V82H100ZM121 81H122V79H121ZM142 81H143V79H142ZM164 81H165V80H164ZM176 81H177V80H176ZM7 82H9V81H7ZM7 82H6V83H7ZM62 82H63V80H62ZM69 82H70V81H69ZM82 82H83V80L81 81V83H82ZM93 82H94V81H93ZM136 82H137V80H136ZM152 82H153V84L156 82V83H155L156 87L152 84ZM159 82H160V81H159ZM159 82H158V83H159ZM162 82H161V84H162ZM169 82H170V80H169ZM25 83H26V82H24V84H25ZM41 83L43 84V81H41ZM56 83H57V82H56ZM59 83H60V82H59ZM63 83H64V82H63ZM86 83H89V82H86ZM94 83H95V82H94ZM145 83H146V82H145ZM186 83H187V84H186ZM188 83H190V84L188 85ZM24 84H23V85H24ZM50 84H51V83H50ZM117 84H118V82H117ZM120 84H121V83H119V87H122V86L124 85V84H123V85H122V84L120 85ZM127 84H128V83H127ZM133 84H134V83H133ZM135 84H136V83H135ZM135 84H134V85H135ZM159 84H160V83H159ZM161 84H160V85H161ZM163 84H164V83H163ZM173 84H174V83H173ZM181 84H182V82H181ZM6 85H8V84H6ZM39 85H40V84H39ZM44 85H45V84H44ZM68 85H70V84L68 83ZM72 85H73V84H72ZM72 85H71V86H72ZM74 85H75V84H74ZM74 85H73L74 88H76L75 86H79V85H75V86H74ZM92 85H93V84H92ZM95 85H96V84H95ZM131 85H132V84H131ZM138 85H140V83H139ZM151 85H153V87H152ZM164 85H165V84H164ZM179 85H180V84H179ZM1 86H3V84H2ZM27 86H29V85H26V87H27ZM42 86H43V85H42ZM82 86H84V85H82ZM132 86H133V85H132ZM165 86H166V85H165ZM23 87H24V89L26 88L25 85H24ZM29 87H30V86H29ZM31 87H32V86H31ZM40 87H41V86H40ZM40 87H39V88H40ZM89 87H90V86H89ZM91 87H92V86H91ZM107 87H108V83H107ZM123 87H124V86H123ZM127 87H128V86H127ZM134 87H135V86H134ZM151 87H152V88H151ZM160 87H162V86H160ZM160 87H159V89H160ZM65 88H66V87H65ZM65 88H63V89H65ZM67 88H69V86H68ZM67 88H66V89H67ZM77 88H78V87H77ZM81 88H83V87H81ZM114 88H115V90L118 89V88H116V87H114ZM131 88H132V87H131ZM171 88H173V87H171ZM3 89H4V88H3ZM16 89H17V88H16ZM63 89H62V90H63ZM89 89H90V88H89ZM101 89H102V88H101ZM121 89H122V88H121ZM121 89L119 88L118 90H116V94H119V92L117 93V91H119V90H121ZM135 89H136V87H135ZM147 89H148V88H147ZM156 89H157V88H156ZM156 89H155V90H156ZM161 89H162V88H161ZM25 90H26V89H25ZM44 90H45V89H44ZM44 90H43V92H44ZM57 90H58V89H57ZM62 90H61V91H62ZM77 90H79V89H77ZM91 90H92V89H91ZM102 90H103V89H102ZM102 90H100V91H102ZM123 90H124V89H123ZM127 90H128V89H127ZM132 90H133V89H132ZM177 90H178V89H177ZM179 90H180V89H179ZM192 90H194L195 93H193ZM4 91H5V90H4ZM26 91H27V90H26ZM41 91H42V90H41ZM41 91H40V92H41ZM52 91H54V90H50V94L52 93ZM65 91H70V90H65ZM65 91H64V92H65ZM71 91H75V92H76V90H72V89H71ZM79 91H80V90H79ZM113 91H114V89H113ZM121 91H122V90H121ZM121 91H120V92H121ZM148 91H149V90H148ZM161 91H162V90H161ZM161 91H160V93H161ZM165 91H166V89H165ZM182 91H183V90H182ZM190 91H192V92H191L192 94L190 93ZM209 91H211L210 93H213V94L215 95L214 98H213L214 101H210V100H211V97H212L213 94L211 95V94L209 93ZM43 92H41V93H43ZM55 92H56V90H55ZM81 92H82V90H81ZM81 92H79V93H81ZM156 92H158V91L156 90ZM156 92H155V93H156ZM174 92H175V91H174ZM14 93H17V91L14 92ZM56 93H57V95H58V92H56ZM70 93H71V92H70ZM77 93H78V92H77ZM79 93L76 94V95H80ZM84 93H85V90H84ZM89 93H90V92H89ZM97 93H98V92H97ZM114 93H115V92H113V94H114ZM122 93H123V92H122ZM160 93H159V96H157L156 98L160 97V95H161ZM180 93H181V92H180ZM208 93H209V94H208ZM24 94H25V93H24ZM28 94H30V93H28ZM45 94H46V96H47L48 93L45 92ZM60 94H61V93H60ZM60 94H59V96H60ZM65 94H68V92L65 93ZM116 94H115V95H116ZM137 94H138V93H137ZM148 94L152 96V94H154V92L151 93V94H150V93H148ZM157 94H158V93H157ZM162 94H163V93H162ZM177 94H179V91H178ZM9 95L11 96L10 93H9ZM15 95H17V94H15ZM53 95H54V94H53ZM87 95H88V94H87ZM96 95H97V94H96ZM149 95H148V96H149ZM154 95H155V94H154ZM164 95H166V94L164 93ZM174 95H176V94H174ZM12 96H13V95H12ZM28 96H29V95H28ZM49 96H51V95H49ZM59 96H58V97H59ZM81 96H83V95H81ZM113 96H114V95H113ZM113 96H111L112 98H111V97H108V98L114 101L115 98L113 99ZM117 96H118V95H117ZM117 96H116V97H117ZM170 96H172V95H170ZM24 97H25V96H24ZM61 97H62V96H61ZM64 97H65V96H64ZM71 97H72V96H71ZM114 97H115V96H114ZM145 97H146V96H145ZM152 97H154V96H152ZM152 97H151V99H152ZM161 97H163V96H161ZM175 97L177 98L178 95L175 96ZM175 97H174V98H175ZM7 98H9V96H8ZM33 98H34V97H33ZM48 98H49V97H48ZM65 98H66V97H65ZM82 98H83V97H82ZM85 98H87V97H85ZM130 98H132V97L130 96ZM148 98H149V97H148ZM154 98H155V97H154ZM154 98H153V99H154ZM172 98H173V97H171V99H172ZM10 99H11V98H10ZM24 99H25V98H24ZM55 99H56V101H57L58 98H55ZM59 99H61V98H59ZM71 99H72V98H71ZM77 99H78V101H79V97H78ZM90 99H91V98H90ZM99 99H100V98H99ZM118 99H119V98H118ZM149 99H150V98H149ZM153 99H152V100H153ZM159 99H160V98H158V101H159ZM163 99H164V98H163ZM163 99L161 98V100H163ZM167 99H168V97H167ZM33 100H34V99H33ZM44 100H45V99H44ZM105 100H106V99H105ZM111 100H108V104L111 102ZM128 100H129V99H128ZM152 100H151V102H152ZM164 100H166V96H165V99H164ZM164 100H163V101H164ZM175 100H176V99H175ZM197 100H196V97H195V101H196V103L198 102ZM67 101H68V100H67ZM67 101H65V102L67 103ZM76 101H77V100H76ZM84 101H85V100H84ZM84 101H83V102H84ZM109 101H110V102H109ZM113 101H112V102H113ZM176 101H177V100H176ZM178 101H179V100H178ZM7 102H8V101H7ZM32 102H34V101H32ZM48 102H49V101H48ZM50 102H51V101H50ZM89 102H90V100H89ZM112 102H111V103H112ZM149 102H150V101H149ZM167 102H168V101H167ZM171 102H172V100H171ZM199 102H198V103H199ZM17 103H18V102H17ZM28 103H30V105L33 106L31 102H28ZM77 103H78V102H77ZM116 103H118V102H116ZM125 103H126V102H125ZM154 103H155V102H154ZM156 103H157V99H156ZM169 103H170V102H169ZM200 103H199V104H200ZM26 104H27V103H26ZM33 104H34V103H33ZM41 104H42V103H41ZM41 104H40V105H41ZM69 104H70V103H69ZM71 104H72V103H71ZM104 104H106V103H104ZM151 104H152V103H151ZM192 104H193V103H192ZM194 104H195V103H194ZM19 105H20V103H19ZM30 105H29V106H30ZM56 105H57V104H56ZM110 105H111V104H110ZM110 105H106V106L110 107ZM127 105H128V104H127ZM160 105H161V104H160ZM171 105L173 106V103H172ZM5 106H6V105H5ZM16 106H17V104H16ZM60 106H61V105H60ZM78 106H79V105H78ZM83 106L85 107V105H83ZM104 106H105V105H104ZM115 106H116V105H115ZM117 106H118V105H117ZM146 106H147V104H146ZM155 106L157 107V105H155ZM180 106H181V105H180ZM208 106H209V104H207V106H206L207 109H208ZM17 107H18V106H17ZM20 107H22V106H20ZM42 107H43V106H42ZM46 107H48V105H47ZM101 107H102V106H101ZM144 107H145V106H144ZM148 107H149V105H148ZM152 107H154V106H152ZM152 107H151V108H152ZM164 107H165V106H164ZM178 107H179V106H178ZM191 107H193V105H192ZM198 107H201V105H199ZM5 108H7V106H6ZM23 108H24V107H23ZM28 108H29V107H28ZM60 108H61V107H60ZM73 108H74V107H73ZM102 108H103V107H102ZM116 108H117V107H116ZM125 108H126V107H125ZM149 108H150V107H149ZM151 108H150V109H151ZM159 108L161 109V107H159ZM159 108L157 107V109H159ZM162 108H163V107H162ZM166 108L168 109V106H167ZM173 108H174V106H173ZM173 108L171 107V110H172ZM182 108H183V107H182ZM184 108L180 110V112L183 110V111H182L183 113H181L182 115H183V114H184V115L187 114V112H186L187 110L185 111ZM186 108H190V107H186ZM0 109H1V108H0ZM3 109H4V108H3ZM18 109H19V108H18ZM30 109H32V108H30ZM39 109H41V107H40ZM55 109H56V107H55ZM57 109H58V108H57ZM64 109H65V107H64ZM75 109H77V108H75ZM75 109H74V112L77 111V110L75 111ZM82 109H83V108H82ZM87 109H88V108H87ZM112 109H113V108H112ZM114 109H115V108H114ZM147 109H148V108H147ZM153 109H154V108H152V111H154ZM167 109H166V112H167ZM190 109H191V108H190ZM32 110L34 111V109H32ZM47 110H48V112H52V111H50L49 109H47ZM67 110H68V109H67ZM90 110H92V109H90ZM99 110H100V109H99ZM171 110H170V111H171ZM176 110H177V109H176ZM178 110H179V109H178ZM188 110H189V109H188ZM194 110H195L196 112L198 111V110H196L195 108H194L192 111H191V110H189V111H191L192 116H194V118H196V114H197L199 111H198L197 113H195ZM199 110H200V109H199ZM202 110H203V109H202ZM202 110H201V111H202ZM4 111H5V109H4ZM17 111H18V110H17ZM21 111L24 112V109H22ZM21 111H19V112H21ZM44 111H45V110H44ZM61 111H62V110H61ZM64 111H65V110H64ZM86 111H87V110H86ZM93 111H95V110H93ZM105 111H106V110H105ZM112 111H113V110H112ZM148 111H150V110L148 109ZM156 111H157V110H156ZM163 111H165V108H163ZM173 111H175V110H173ZM184 111H185L186 113H184ZM23 112H22V113H23ZM27 112H28V111H27ZM27 112H26V113H27ZM29 112H30V110H29ZM29 112H28V113H29ZM38 112H39V110H38ZM45 112H46V113H45L46 115L44 114V112H43V115H45V117H46V116H47V111H45ZM83 112H84V111H83ZM90 112H91V111H90ZM97 112H99V111H97ZM166 112H164V113H166ZM180 112H179V115H180ZM208 112H209V111H208ZM5 113H6V112H5ZM22 113H19V114L22 115ZM26 113H25V114H26ZM33 113H34V112H33ZM39 113H40V112H39ZM52 113H53V112H52ZM57 113H58V111H57ZM57 113H56V114H57ZM62 113H63V112H62ZM66 113H70V112H69V111H68V112L66 111V112H65V115H67ZM81 113H82V110H81ZM112 113H113V112H112ZM133 113H134V111H133ZM147 113H148V112H147ZM147 113L145 112V114H147ZM157 113H158V112H157ZM157 113H156V114H157ZM164 113H162V114H164ZM172 113H173V112H171V114H172ZM177 113H178V112H177ZM177 113H176V114H175V113L172 114V118H174L175 115H177V117H179ZM188 113H189V112H188ZM201 113H202V112H201ZM48 114H49V113H48ZM50 114H51V113H50ZM75 114L77 115V112H76ZM79 114H80V113H79ZM91 114H92V113H91ZM93 114H94V113H93ZM93 114H92V115H93ZM152 114H153V113H152ZM152 114H151V115H152ZM154 114H155V113H154ZM160 114H161V113H160ZM171 114L169 113V118L171 117ZM199 114H200V113H199ZM14 115H15V114H14ZM37 115H38V113H37ZM109 115H110V114H109ZM147 115H148V114H147ZM151 115H149V117H150ZM182 115H180V116L182 117ZM188 115H191V114L189 113ZM212 115H211V116H212ZM17 116H18V115H17ZM17 116H16V117H17ZM26 116H27V114H26ZM26 116H25V117H26ZM38 116H40V115H38ZM50 116H51V115H50ZM52 116H53V115H52ZM62 116H63V115H62ZM74 116H75V115H74ZM112 116H113V115H112ZM135 116H136V115H135ZM141 116H142V115H141ZM153 116H154V115H153ZM164 116H165V117H164V119H165L166 116L168 117V114H166V115H164ZM198 116H199V115H198ZM206 116H207V115H206ZM211 116H210V119H212V117H213V116H212V117H211ZM33 117H35V113L33 114L32 117H30V119L32 118L33 122L35 123V122H36L35 120H36V117H37V116L35 117V119H34ZM40 117H41V116H40ZM40 117H39V118H40ZM43 117H44V116H43ZM43 117H41V119H42ZM63 117H66V116H63ZM103 117H104V116H103ZM151 117H152V116H151ZM177 117H176V119H177ZM181 117H180V119H181ZM184 117L186 118V116H184ZM201 117L203 118V115H202V116H199V119H200L202 122H204V121L201 119ZM13 118H14V117H13ZM23 118H24V117H23ZM27 118H28V117H27ZM27 118H25V119H26V121L28 122V119H27ZM49 118H50V117H49ZM54 118H55V115H54ZM54 118H53V119H54ZM58 118H59V115H58ZM61 118H62V117H61ZM67 118H69V120H70L71 117H69V114H68ZM81 118H82V117H81ZM109 118H111V116H110ZM182 118H183V117H182ZM185 118H184L183 121H182V120H181V121L178 120V121L181 122V123L184 122V121L186 122V119H185ZM189 118L191 119L192 117L190 116ZM206 118H207V117H206ZM55 119L57 120V118H55ZM72 119H73V118H72ZM115 119H116V118H115ZM151 119H152V118H151ZM51 120H52V119H50V123H52ZM56 120H54V122H55ZM59 120H60V121H59L60 124L57 123L58 121L55 122V123L53 122V123L57 126V129H58V130H57V129H56V130L53 129V130L55 131V133L59 131L60 127L67 125L66 127L68 128V126H69V123H68L69 120L63 118V120L67 121V123H68V124H67V123H65V121H64L63 123H65V125L61 122V119H59ZM63 120H62V121H63ZM80 120H82V119H80ZM102 120H103V118H102ZM105 120H106V119H105ZM136 120H137V119H136ZM145 120H146V119H145ZM145 120H144V121H145ZM154 120H156V119H154ZM169 120H170V119H169ZM172 120H173V119H172ZM187 120H188V116H187ZM191 120H193V121L195 120L196 124H198V122L200 121V120H199V121L197 122V121H196L197 119H191ZM205 120H206V119H205ZM213 120H214V119H213ZM43 121H44V119H43ZM43 121H42V122H43ZM45 121H47L46 118H45ZM91 121H92V120H91ZM95 121H96V120H95ZM97 121H98V120H97ZM110 121H111V119H110L109 121H107V122H110ZM140 121H141V120H140ZM146 121H147V120H146ZM149 121H150V118H148V122H147L148 125H149V123H150ZM173 121H175V120H173ZM189 121H190V120H189ZM211 121H212V120H211ZM24 122H25V121H24ZM114 122H115V121H114ZM124 122H125V121H124ZM153 122H155V121H153ZM167 122H168V119H167ZM171 122H172V121H171ZM195 122H193L194 125H195ZM207 122H208V121H207ZM31 123H32V121H31ZM31 123H30V124H31ZM34 123H32V124H34ZM48 123H49V122H48ZM48 123L46 122V124H48ZM53 123H52V124H53ZM102 123H103V121H102ZM102 123H101V124H102ZM105 123H106V122L104 121L103 124H104V125H107V124H105ZM155 123H156V122H155ZM168 123H170V122H168ZM174 123H175V122H173V124H174ZM186 123H187V122H186ZM188 123H189V122H188ZM199 123H200V122H199ZM212 123L215 124L214 121H212ZM212 123H211V122H210V123L208 122V123H206V124H210V127H211V125H213ZM19 124H20V123H19ZM25 124H26V126H27V128H28V127H29L28 124H27V123H25ZM30 124H29V125H30ZM32 124H31V125H32ZM36 124H38V126H40L39 123L36 122ZM52 124H50V125L52 126ZM54 124H53V125H54ZM57 124H59V125H62V124H63V125L60 126V127H58ZM138 124H139V122H138ZM147 124H146V125H147ZM150 124H151V123H150ZM152 124H153V123H152ZM158 124H159V123H157V125H158ZM183 124H185V123H183ZM206 124H205V125H206ZM31 125H30V129H28V130H31ZM34 125H35V124H34ZM55 125H54V127H55ZM78 125H80V124H78ZM82 125H83V124H82ZM87 125H88V124H87ZM92 125H93V123H92ZM95 125H97V123H96ZM109 125H110V124H109ZM118 125H119V124H118ZM124 125H125V124H124ZM124 125H123V126H124ZM127 125H128V124H127ZM129 125H130V124H129ZM132 125H133V124H132ZM134 125H135V124H134ZM190 125H191V124H190ZM194 125H192V126L194 127ZM1 126H2V125H1ZM6 126H7V125H6ZM44 126H45V124H43V127L40 126V128H39V129H40L39 131H40L41 133H43V132H44V129H46V127H44ZM51 126H50V127H51ZM84 126H85V125H84ZM97 126H98V125H97ZM99 126H101V125H99ZM111 126H112V125H111ZM139 126H140V127L136 129L137 131L141 128V125H139ZM164 126H165V124H164ZM166 126H167L168 128H170L171 130H173V127H172L173 125H171V126L166 125ZM185 126H187V125H185ZM195 126H196V125H195ZM201 126H204L203 123L201 124ZM207 126H208V125H207ZM215 126H216V125H215ZM11 127H12V126H11ZM36 127H37V125H36ZM36 127H34V129H35ZM93 127H94V125H93ZM106 127H107V126H104V127H103V130H104L105 132L107 131V130L104 129V128H106ZM127 127H128V126H127ZM130 127H132V126L130 125ZM155 127H156L155 129L157 130V129H158L157 126H155ZM167 127H166V128H163L162 130H163V131H164V129H167V130H168ZM179 127H180V129H181V124L179 125ZM187 127H188V126H187ZM187 127H185V128L187 129ZM193 127H192V129H193ZM197 127H199V124H198ZM210 127H209V128H210ZM217 127H218V126H217ZM217 127H215V128L217 129ZM4 128H5V127H4ZM18 128H19V127H18ZM18 128H17V130H18ZM22 128H23V127H22ZM47 128H48V125H47ZM52 128H53V127H52ZM52 128H50V129H51V132L53 133L54 131L52 130ZM67 128H66V129H67ZM84 128H86V126H85ZM87 128H88V130H89L90 126H89V127L87 126ZM96 128H97V129H96ZM96 128H95L96 131L99 130L98 127H96ZM100 128H101V127H100ZM124 128H125V127H124ZM124 128H123V129H124ZM148 128H149V127H148ZM152 128H153V127H152ZM189 128H190V127H189ZM205 128H206V126H205L203 129H205ZM209 128L207 127V130H208V131H211L212 129L209 130ZM211 128H213V127H211ZM219 128H218V129H219ZM15 129H16V128H15ZM19 129H20V128H19ZM23 129H24V128H23ZM25 129H26V128H25ZM34 129H33V130H34ZM36 129H38V127H37ZM107 129H108V128H107ZM112 129H113V128H112ZM119 129H121V126H120ZM128 129H129V128H128ZM142 129H143V128H142ZM142 129H141V130H142ZM177 129H179V128H178L177 125H176V126H175V129H174V130H175L174 132H176ZM183 129H184V127H183ZM183 129H181L182 132H183ZM192 129L190 130L191 133H193V134H197V133H196V132H197L196 130H195L196 132H194V129H196V128L194 127V129H193V130H192ZM200 129H201V131L203 130L202 127L197 128V130H199V131H198V135H199V132H201ZM2 130H3V128H2ZM17 130H16V131H17ZM26 130H27V129H26ZM28 130H27V131H28ZM46 130H47V129H46ZM60 130H61V129H60ZM78 130H79V129H78ZM82 130H83V129H82ZM84 130H85V129H84ZM141 130H140V131H141ZM159 130H160V129H159ZM159 130H157V131H159ZM171 130H170V131H171ZM181 130H180L179 132H181ZM187 130H188V129H187ZM207 130H206V131H207ZM214 130H215V129H214ZM8 131H9V130H8ZM14 131H15V130H14ZM14 131H13V132H14ZM23 131H24V130H23ZM27 131H25V132L28 133ZM34 131L36 132V135H38V134H37V131H36V130H34ZM42 131H43V132H42ZM75 131H76V130H75ZM89 131H90V130H89ZM100 131H101V130H100ZM120 131H121V130H120ZM120 131H119V134H120ZM123 131H124V130H123ZM130 131H131V130H130ZM132 131H133V130H132ZM132 131H131V132H132ZM150 131H151V130H149L148 132L150 133ZM154 131H155V130L152 129L151 132L153 133ZM157 131L154 132V133H157ZM185 131H186V130H185ZM185 131H184L183 133H185ZM215 131H216V130H215ZM25 132H22V133H25ZM40 132H39V135L41 134ZM47 132H48V130H47ZM59 132H60V131H59ZM86 132H87V131H86ZM86 132H85V133H86ZM94 132H95V130H94ZM98 132H99V131H98ZM127 132H128V134L131 136V138L133 139V137H132L133 135L130 134L128 130H127ZM145 132H146V131H145ZM165 132H166V131H165ZM171 132H173V131H171ZM171 132L169 133V131H167V133H169V135H171V134L174 133V132H173V133H171ZM202 132H203V131H202ZM202 132H201L200 135H202ZM211 132H212V131H211ZM211 132H210V133H211ZM218 132H217V133H218ZM2 133H3V132H2ZM19 133H20V131H19ZM19 133H18V135H19ZM49 133H50V132H49ZM64 133H65V132H62V134H64ZM89 133H91V131H90ZM103 133H104V132H103ZM136 133H137V132H136ZM149 133H148V134H149ZM160 133H161V130H160ZM188 133H189V132H188ZM204 133H205V131H204ZM212 133H214V131H213ZM5 134H6V132H5ZM16 134H17V133H16ZM16 134H15V135H16ZM44 134H45V133H44ZM44 134H42L41 136H45ZM46 134H48V133H46ZM75 134H76V133H75ZM75 134H74V135H75ZM83 134H84V133H83ZM87 134H88V132L86 133V136H84V138L87 137ZM95 134H96L95 136L98 138V135H99V134H98V135H97V133H95ZM110 134H112V131H111ZM113 134H116V131H115V133H113ZM113 134H112V135H113ZM133 134H134V133H133ZM143 134H144V133H143ZM157 134H158V133H157ZM157 134H156V137H157ZM164 134H166V133H164ZM164 134H163V135H164ZM174 134H175V133H174ZM185 134H186V133H185ZM236 134H237V135H236ZM12 135H13V134H12ZM15 135H14V136H15ZM24 135H25V134H24ZM24 135H23V136H24ZM27 135H28V134H27ZM27 135H26V137H27ZM39 135H38V136H39ZM51 135H52V134H51ZM56 135H57V133L54 135V137H55ZM65 135H67V134H65ZM68 135H69V134H68ZM70 135H71V134H70ZM74 135H73V136H74ZM78 135H79V137H80V134H78ZM84 135H85V134H84ZM91 135H92V133H91ZM102 135H103V134H101L100 138L103 137ZM107 135H108V134H107ZM107 135H106V136H107ZM112 135H108V137H109V136L113 137L114 135H113V136H112ZM121 135H122V134H121ZM146 135H147V134H146ZM151 135H152V134H151ZM169 135L167 134V136L170 137V138H171V136H173V135H171V136H169ZM181 135H182V134H181ZM221 135H220V136H221ZM234 135H236L237 137H234ZM14 136H13V137H14ZM29 136H30V135H29ZM34 136H35V134H34L32 137H34ZM71 136H72V135H71ZM81 136H82V135H81ZM92 136H94V134H93ZM119 136H120V135H119ZM126 136H127V135H126ZM142 136H143V135H142ZM147 136L149 137V135H147ZM153 136H155V135L153 134ZM153 136H152V138H153ZM183 136H184V135H183ZM183 136H182V137H183ZM188 136L190 137V134H188ZM191 136H192V135H191ZM194 136H195V135H194ZM194 136L192 137V140H193V141L195 140V139H194V138H195ZM203 136H207V132H206V134L203 135ZM203 136H202V137H203ZM211 136H213V135H211ZM222 136H221V137H222ZM7 137H8V136H7ZM13 137H11V141H12V138H13ZM19 137H21V136H19ZM48 137H50V136H48ZM48 137H47V135H46V139H47ZM52 137H53V136H52ZM52 137H51V138H52ZM54 137H53V138H54ZM59 137H60V136H59ZM79 137H78V138H79ZM96 137H95V138H96ZM114 137H116V135H115ZM128 137H129V136H128ZM128 137H127V138H128ZM144 137H145V136H144ZM144 137H143V139H144ZM159 137L161 138V140L164 138V136H161V135L158 134L157 139H158ZM162 137H163V138H162ZM173 137L176 138L177 136L174 135ZM179 137H180V136H179V133H178V138H179ZM182 137H181V138H182ZM197 137H198V136H197ZM15 138H17V137H15ZM22 138H23V137H22ZM28 138H29V137H28ZM28 138H27V139H28ZM57 138H58V137H57ZM61 138H62V137H61ZM63 138H64V137H63ZM66 138H67V137H66ZM66 138H65V139H66ZM89 138H90V137H89ZM89 138H87V141H89V140H88ZM92 138H93V137H92ZM92 138H91V139H92ZM95 138H94V139H95ZM103 138H105V134H104V137H103ZM106 138H107V137H106ZM106 138H105V139H106ZM119 138H120V137H119ZM119 138H118V140L120 141ZM146 138H147V137H146ZM181 138H180V139H181ZM185 138H186V137H185ZM185 138H183V139H185ZM200 138H201V137H200ZM2 139H3V138H2ZM8 139H9V137H8ZM8 139H7V140H8ZM13 139H14V138H13ZM27 139H26V140H27ZM30 139L32 140V138H30ZM34 139H35V140H34V141H35L34 145H36V144H37V143H36V140H37V139H36V137H35ZM41 139H42V140H43V139L45 140V137H41ZM41 139L38 138V140H40V141H39L40 144L43 143V141H44V140L41 141ZM48 139H49V138H48ZM54 139L56 140V138H54ZM54 139H52V140H54ZM91 139H90V140H91ZM137 139H138V138L136 137V140H137ZM139 139H141V138H139ZM139 139H138L137 141H140ZM143 139H141V140L143 141ZM150 139H151V138H150ZM154 139H156V138H154ZM154 139H153L152 141H154ZM167 139H168V138H167ZM171 139H172V138H171ZM171 139H169V140H170V144H169V145L172 144V140H173V139H172V140H171ZM187 139H188V138H187ZM211 139H212V138H211ZM14 140H16V139H14ZM23 140H25V139L23 138ZM58 140H59V138H58ZM58 140H56V141L59 142ZM62 140H63V139H62ZM66 140H67V139H66ZM68 140H69V139H68ZM70 140H71V139H70ZM70 140H69V141H70ZM74 140H75V139H74ZM80 140H81V138H80ZM92 140H93V139H92ZM98 140H100V139L98 138ZM98 140H97V141H98ZM114 140H116V142H117V139H116V138H115ZM125 140H127V139H125V137H124V139H123L124 143L126 142ZM145 140H146V139H145ZM145 140H144V142L147 144L148 142L145 141ZM148 140H149V139H148ZM159 140H160V139H159ZM159 140H158V142H161V140H160V141H159ZM169 140L167 141L168 143H169ZM176 140H177V139H176ZM176 140H173V141H176ZM192 140H191V142H192ZM198 140H199V139H198ZM200 140H199V142H200ZM213 140H214V138H213ZM2 141H3V140H2ZM4 141H5V140H4ZM16 141H17V140H16ZM18 141L21 142V140H19V138H18ZM18 141L16 142L17 144H18ZM34 141H33V142H34ZM50 141H51V140H50ZM72 141H73V138H72ZM72 141H70V142H72ZM75 141H76V140H75ZM85 141H86V140H85ZM85 141H84V143H85ZM94 141H95V140H94ZM94 141L91 142V143H92L91 145H93V144L95 145V143H93ZM97 141H96V142H97ZM102 141H103V140H102ZM129 141H130V139L128 140V143H129ZM137 141H135V142H137ZM162 141H165V140H162ZM180 141H182V139H181ZM189 141H190V140H189ZM189 141H188V142H189ZM196 141H197V140H196ZM204 141H205V142H204ZM9 142H10V140H9ZM9 142H8V143H9ZM12 142H13V141H12ZM12 142H11V144H13ZM30 142H32V141H30ZM33 142H32V143H33ZM52 142H53V141H51V143H50L49 140H48L49 145L51 144V146H52V147L50 146V147H51L50 151L52 150L53 147H55V145H57V144L53 145ZM57 142H56V143H57ZM70 142H68V143L70 144ZM112 142L114 143V141H112ZM144 142H143V145L145 144ZM149 142H150V144H151V141H149ZM155 142H156V141H155ZM155 142H153V143H155ZM165 142H166V141H165ZM182 142H183V141H182ZM182 142H181V143H182ZM188 142L186 143V141H185L186 144H189ZM199 142H198V145H199ZM4 143H5V142L1 143V144H2V147H4V146H3ZM6 143H7V142H6ZM6 143H5V144H6ZM24 143H25V142H24ZM44 143H45V142H44ZM64 143L66 144L65 141H64L62 144H64ZM68 143H67V145H68ZM72 143H73V142H72ZM79 143H80V142H79ZM81 143H82V142H81ZM84 143H83V144H84ZM89 143H90V141H89ZM99 143H100V142H99ZM117 143H118V142H117ZM126 143H127V142H126ZM128 143H127V145H128ZM162 143H164V142H162ZM177 143H178V140H177L176 143H174V144H176V146H177ZM185 143H184V145H185ZM19 144H20V143H19ZM22 144H23V142H22L20 145H22ZM26 144H27V143H26ZM83 144H82V145H83ZM86 144H87V143H86ZM96 144H97V143H96ZM140 144H142V142H140ZM146 144H145V145H146ZM150 144H149V145H150ZM156 144H158V143H156ZM174 144H173V145H174ZM192 144H193V142H192ZM192 144H191V145H192ZM203 144H202V145H199V148H201V146H204V145H205V144H204V145H203ZM15 145H16V144H15ZM20 145H19V146H20ZM28 145H29V144H27V146H28ZM34 145L32 144V146H34ZM44 145H45V144H44ZM58 145H60V144H58ZM74 145H75V144H73L72 146H74ZM77 145H78V144L76 143L75 146H77ZM113 145H114V144H113ZM122 145H123V142H122ZM125 145H126V144H125ZM127 145H126V146H127ZM145 145H144V147H145ZM151 145L154 146L155 144H154V145L151 144ZM158 145H159V144H158ZM184 145H182V147H183ZM189 145H190V144H189ZM189 145H186V146H189ZM5 146H6V145H5ZM7 146H8V144H7ZM7 146H6V147H7ZM11 146H12V145H11ZM17 146H18V145H16L15 147H17ZM19 146H18V147H19ZM25 146H26V145H25ZM27 146H26V148H27ZM32 146H31V147H28V148H32ZM37 146H39V144H38ZM37 146H36V147H37ZM68 146H69V147H68L66 150H68V149L70 148V145H68ZM118 146H119V144H118ZM120 146H121V142H120ZM131 146H132V145H131ZM162 146H163V145H161V147H162ZM176 146H175V147H176ZM205 146H206V145H205ZM205 146H204V150H206V149H205ZM2 147L0 146L1 150H2ZM6 147H5V148H6ZM8 147H10V146H8ZM15 147L12 146L11 148H14V149H15ZM18 147H17V149H18ZM21 147H22V146H21ZM39 147H40V149L42 148L41 150H43V147H44V146H43V144H42V147H41V146H39ZM46 147H47V150H48L49 147H48V146H46ZM56 147H57V146H56ZM60 147H61V146H60ZM66 147H67V146H66ZM66 147H65V148H66ZM79 147H80V146H79ZM86 147H88V146H86ZM89 147H90V146H89ZM93 147H94V146H93ZM111 147H114V146H111ZM123 147H125V146L123 145ZM127 147H128V146H127ZM127 147H126V148H127ZM144 147H142V148H144ZM157 147H159V146H157ZM157 147H154V148H157ZM168 147H169V146H168ZM172 147H173V146H172ZM172 147H171V149H172ZM175 147H173V148H175ZM177 147H178V146H177ZM182 147H181V148L178 147L180 151H182V150H181ZM189 147H190V146H189ZM189 147H188L189 150L187 149V147H185V148L188 150V152L190 151V148H189ZM19 148H20V147H19ZM34 148H35V147H34ZM94 148L97 149V146L94 147ZM94 148H93V149H94ZM98 148H99V147H98ZM121 148H122V146H121ZM126 148H125V149H126ZM146 148H148V144H147V147H146ZM164 148H165V145H164ZM164 148H162V149H164ZM191 148H192V147H191ZM40 149L36 150V154H35V155H38V158L41 156L40 154H42V151H41ZM45 149H46V148H45ZM45 149H44V150H45ZM78 149H79V148L77 147L76 149H73V151H74V150H77V151H78ZM80 149H81V147H80ZM80 149H79V151H80ZM82 149H83V148H82ZM84 149H85V148H84ZM93 149L89 150V152L92 151ZM118 149H119V148H118ZM130 149H131V148H130ZM130 149H129V150H130ZM135 149H136V147H135ZM138 149H139V148H138ZM149 149H151V148H149ZM152 149H153V148H152ZM201 149H203V148H201ZM201 149H200V150H201ZM3 150L5 151V152L3 151V152H4V157H6V158H5V161H6V159H7V161H8V158H11V157H12V158H15V157H13V156H9V155H11V152H10L11 149L8 150V149L6 148L7 152H8V153L10 152V154H8V155H7V153H6V150H5V149H3ZM15 150H16V149H15ZM19 150H22V151H23L22 148L19 149ZM54 150H55V149H54ZM61 150H62V149H61ZM63 150H64V149H63ZM63 150H62V151H63ZM66 150H65V152H67ZM94 150H95V149H94ZM99 150H100V149H98V151H99ZM132 150H133V149H132ZM136 150H137V149H136ZM136 150H135V152H136ZM157 150H159V149L157 148ZM173 150H174V149H173ZM173 150H171V152H172ZM176 150H177V149H176ZM187 150H186V151H187ZM192 150H193V152L195 151L193 148H192ZM204 150H203V154H204ZM12 151H14V150H12ZM16 151L18 152V150H16ZM26 151H27V150H26ZM37 151H41V153L37 154ZM45 151H46V150H45ZM48 151H49V150H48ZM48 151H47V153H48ZM55 151H56V150H55ZM55 151H52L51 153H54ZM71 151H72V150H71ZM73 151H72V152H73ZM82 151H83V152H82ZM82 151H81L82 153H85L84 150H82ZM98 151H97V152H98ZM118 151H119V150H118ZM138 151H139V150H138ZM141 151H142V150H141ZM143 151H144V149H143ZM160 151H161V150H160ZM160 151H159V152H160ZM168 151H169V149H168ZM177 151H178V150H177ZM177 151H176V152H177ZM186 151H185V153H184V151H182V153H184V155H185V154L187 153ZM201 151H202V150H201ZM212 151H213V150H212ZM230 151H231V152H230ZM33 152H34V151H33ZM56 152H57V151H56ZM74 152H75V151H74ZM74 152H73V153H74ZM99 152H100V151H99ZM127 152H128V151H127ZM133 152H134V151H133ZM135 152H134V153H135ZM210 152H211V151H210ZM5 153H6V155H7L8 157L5 156ZM13 153H14V152H13ZM24 153H25V150H24ZM44 153H45V152H44ZM44 153H43V155H44ZM61 153H62V152H61ZM61 153H60V158L62 159V158H64V157H62V154H63V153H62V154H61ZM73 153H72L71 155H73ZM82 153H79V152H78V154H82ZM92 153H94V152H92ZM92 153H91L92 156H90V159H91L93 156H94L93 159H95L96 157H98V156H97V155H98L97 153H96V154H97L96 156L93 155ZM104 153H105V152H104ZM141 153H142V152H140L139 155H140ZM146 153H147V150H146ZM146 153H142V155H144V156L141 155L140 157H138V159H140L141 157H142V159H144V157L146 156V155H145ZM149 153H150V154H149ZM151 153H152V154H151ZM154 153L156 154L155 149H154ZM162 153H163V154H162ZM162 153H160V154H161V155H164L165 151L162 152ZM182 153H181V154H182ZM201 153H202V152H201ZM206 153H207V152H206ZM206 153H205V154H206ZM213 153H214V152H213ZM213 153H211V154L213 155ZM14 154H15V153H14ZM28 154H29V155H32V152L30 153V150H29V153H28ZM45 154H46V153H45ZM48 154H50V153H48ZM68 154H69V152H68ZM68 154H67V155H68ZM76 154H77V153H76ZM78 154H77V156H78ZM86 154H87V150H86ZM88 154H89V153H88ZM114 154H115V153H114ZM116 154H117V153H116ZM130 154H131L132 157H133L132 152L129 153V156H130ZM155 154H154V158H153V160H154L155 157H156ZM167 154H168V153H167ZM169 154H170V153H169ZM179 154H180V153H179ZM181 154H180V155H181ZM188 154H189V153H188ZM188 154H187V155H188ZM205 154H204V155H205ZM209 154H210V153H209ZM219 154H220V153H219ZM219 154H216V156H217V155L220 156ZM1 155H2V154H1ZM18 155H20V154H18ZM46 155H47V154H46ZM46 155H45V156H46ZM50 155H51V154H50ZM52 155H53V154H52ZM63 155H64V154H63ZM71 155H69V156H71ZM127 155H128V153H127ZM127 155H125V157H128ZM136 155L139 156L138 153H137ZM149 155H150L151 157H153V156H152V155H153V150H152V151H148L147 156H149ZM161 155H160V156H161ZM172 155H173V154H172ZM189 155H193L192 152H191ZM189 155H188L187 157L190 158ZM212 155H211V156H212ZM48 156H49V155H48ZM64 156H66V155H64ZM77 156H76V158H78ZM80 156H81V155H79V159H81ZM82 156H83V154H82ZM82 156H81V157H82ZM84 156H85V155H84ZM84 156H83V157H84ZM88 156H89V155H88ZM102 156H103L104 159H105L106 155H105V156L102 155ZM102 156H101V157H102ZM137 156H136V157H137ZM177 156H178V155L175 154V155H174V158H175V157L177 158ZM194 156H195V155H194ZM198 156H199V155H198ZM198 156H197V157H198ZM211 156H210V157H211ZM214 156H215V155H214ZM0 157H1V156H0ZM18 157H19V156H18ZM32 157H34V156H32ZM54 157H55V156H54ZM57 157H59V156L57 155ZM99 157H100V156H99ZM103 157H102V159H103ZM136 157L131 158V159H133V161L136 162V160H137ZM161 157H162V156H161ZM163 157H164V156H163ZM170 157H171V156H170ZM200 157H201V156H200ZM202 157H203V156H202ZM207 157H208V156H207ZM235 157H236V158H235ZM26 158H27V157H26ZM72 158H73V160H76V159L74 158V156H72V157L70 158V160H72ZM85 158H86V156H85ZM85 158H84V161H85ZM147 158H149V157H147ZM157 158H160V157H157ZM182 158H183V154H182V157H181L180 159H181L182 161L185 162V160H183L185 157H184L183 159H182ZM189 158H188V160H189ZM204 158H206V156H204ZM208 158H209V157H208ZM215 158H216V157H215ZM215 158H214V159H215ZM230 158H231V157H230ZM245 158H246V157H245ZM1 159H2V158H1ZM1 159H0V160H1ZM15 159H16V158H15ZM40 159H42V158H40ZM46 159L49 160V159H51V158L49 157V159H48V158L46 157ZM61 159H58L57 161H59V160L61 161ZM82 159H83V158H82ZM82 159H81V160H82ZM96 159H97V158H96ZM102 159H101V160H102ZM104 159H103V160H104ZM123 159H124V158H123ZM123 159L121 158L120 161H122ZM172 159H173V158H172ZM177 159H178V158H177ZM177 159H174V160L177 161ZM185 159H186V158H185ZM199 159H200V158L195 159L196 162H194V163H197V160H199ZM220 159H221V158H220ZM17 160H18V159H16V161H17ZM33 160H34L35 162L37 161V162H36V165H39L40 162H41V164L43 163V161L45 160V157L43 158L42 161L40 160V162L37 160V158H36V159L34 158ZM51 160H52V159H51ZM55 160H56V159H55ZM67 160H68V156H67ZM98 160H99V159H98ZM117 160H118V158H117ZM125 160H127V159H124L123 163H125V165H126L127 162H125ZM128 160H130V159H128ZM128 160H127V161H128ZM144 160H146V161H145V164L147 163L146 165L144 164L145 167L149 165L148 167L152 166L153 168H155V166H153V164H151V163L148 164V161H147L148 159L145 158ZM149 160H150L151 162L153 161V160H151V159H149ZM170 160H171V158H170L168 161H170ZM188 160H186V161H188ZM193 160H194V159H193ZM195 160H194V161H195ZM201 160H202V159H201ZM215 160H219V158H218V159L216 158ZM230 160H232V159H230ZM235 160H234V161H235ZM237 160H236V161H237ZM244 160H245V159H244ZM244 160H243V162H242L243 164L245 163ZM251 160H252V159H251ZM1 161H2V160H1ZM3 161H4V160H3ZM7 161H6V163H7ZM10 161H11V162H10ZM10 161H8V163H7L6 165H10L9 163H11L12 165H14V162H16V161H12L11 159H10ZM20 161H23V160L20 159ZM34 161H32V162H34ZM62 161H63V162H62L63 164H66V162H67L66 160L64 161L63 159H62ZM76 161L79 162L80 160H76ZM76 161H75V162H76ZM87 161H92V160H88V158H87ZM99 161H100V160H99ZM131 161H132V160H131ZM133 161H132L131 164H129V165L134 166L135 163H134ZM137 161H138V160H137ZM155 161H156V160H155ZM155 161H154V162H155ZM162 161H163V159H162ZM164 161H165V160H164ZM175 161H174V162H175ZM189 161H190V160H189ZM191 161H192V160H191ZM207 161L209 162V159H208ZM207 161H206V162H207ZM236 161H235V162H236ZM255 161H256V160H255ZM255 161H254V162H255ZM17 162H18V161H17ZM23 162H24V161H23ZM35 162H34L33 164L31 163V164H32V167H30V168H32V170L34 169V168H33V167H34L33 165L35 164ZM38 162H39V163H38ZM45 162H47V161H44V163H45ZM68 162L71 163L70 161H68ZM75 162H74V163H75ZM92 162H93V161H92ZM95 162H96V163H94V164H97V163H98L97 161H95ZM100 162H101V161H100ZM100 162H99V163H100ZM105 162H106V160H105ZM138 162H139V161H138ZM138 162H137L136 164H138ZM142 162H143V160H142ZM142 162H141V163H142ZM154 162H153V163H154ZM157 162H158V161H157ZM159 162H160V159H159ZM172 162H173V161H171L170 164H172ZM184 162H181V163H183V165H184ZM204 162H205V161H202V163L205 165ZM216 162H217V161H216ZM235 162H234V164H235ZM257 162H256V164H258ZM4 163H5V162H3L2 165H3ZM18 163H19V162H18ZM21 163H22V162H21ZM26 163H27V162H26ZM50 163H51V162H50ZM50 163H49V166H50ZM58 163H59V162H58ZM58 163H57V164H58ZM60 163H61V162H60ZM60 163H59V165L62 166ZM80 163H82V161H80ZM80 163H79V164H80ZM86 163H87V162H86ZM88 163H89V162H88ZM102 163H103V161H102ZM120 163H121V162H120ZM129 163H130V162H129ZM132 163H133L134 165H133ZM166 163H167V161H166ZM177 163H178V162H177ZM179 163H180V162H179ZM186 163H188V162H186ZM194 163H193V162L191 163V164H192V165L190 166L191 168H192V166L194 165ZM200 163H201V161H200ZM200 163H199V164H200ZM210 163H212V161H211ZM210 163H209V165H211ZM213 163H214V165L217 164V163H215V161H214ZM213 163H212V165H213ZM219 163H220V162H219ZM222 163H223V162H222ZM239 163H241V161H240ZM250 163H251V161H250ZM0 164H1V163H0ZM27 164H28V163H27ZM41 164L39 165V166H40V169H41V166L43 165V164H42V165H41ZM45 164H46V163H45ZM57 164L54 163L53 165H54V167H55V166L58 167V170L61 169V168H64V167L59 168V166H57ZM72 164H73V162H72ZM79 164H77V165H79ZM82 164H83V163H82ZM91 164H92V163H91ZM103 164H104V163H103ZM103 164H101V166H102ZM112 164H113V163H112ZM155 164H156V163H155ZM155 164H154V165H155ZM157 164H159V163H157ZM163 164H164V162H163ZM163 164H162V165H163ZM167 164H168V163H167ZM167 164H166V166H167ZM199 164H197V165H199ZM203 164H202V165H203ZM234 164H233V165H234ZM254 164H255V163H254ZM256 164H255V165H256ZM6 165L4 164V166H6ZM15 165H17V164H15ZM15 165H14V166H15ZM22 165H25V163L22 164ZM36 165H35V166H36ZM47 165H48V164H47ZM83 165H86V164H83ZM89 165H90V164H89ZM104 165H105V164H104ZM104 165H103V166H104ZM121 165H122V163H121ZM125 165H124V166H125ZM127 165H128V164H127ZM204 165H203V166H204ZM206 165H207V164H206ZM206 165H205V166H206ZM214 165H213V166H214ZM220 165H221V164H220ZM235 165H237V163H236ZM10 166H11V165H10ZM19 166H21V164H20ZM28 166H29V165H27V167H28ZM43 166H44V165H43ZM68 166H69V165H68ZM72 166H74V164H73ZM72 166H71V168H73ZM86 166H88V165H86ZM91 166H94V165H90V167H91ZM103 166H102V167H103ZM111 166H112V165H111ZM114 166H115V165L113 164L112 168H113ZM118 166H120V165H118ZM124 166L122 165V168H123ZM136 166H137V165H136ZM141 166H142V165H141ZM144 166H143V167H144ZM166 166H165V167H166ZM177 166H178V165H177ZM177 166H176V167H177ZM179 166H180V164H179ZM179 166H178V167H179ZM181 166H182V165H181ZM203 166H202V167H203ZM207 166H208V165H207ZM207 166H206V167H207ZM217 166H218V165H216V167H217ZM227 166H228V165H227ZM242 166H243V165H242ZM252 166H253V165H252ZM252 166H251V167H252ZM256 166H257V165H256ZM256 166H255V167H256ZM16 167H17V166H16ZM16 167H15V168H16ZM25 167H26V166H24V171H25V169H26ZM46 167H47V169H48V166H46ZM78 167L80 168V165L77 166V167H74V168H76V170H77ZM81 167H82V166H81ZM90 167L88 166V169H89ZM95 167H96V166H95ZM97 167H98V166H97ZM106 167H107V165H106ZM126 167H127V166H126ZM130 167H131V166H130ZM143 167L141 168V170L143 169ZM145 167H144V168H145ZM167 167H168V166H167ZM167 167H166V168H167ZM182 167H183V166H182ZM200 167H201V166H200ZM206 167H205V169H206ZM210 167H211V166H210ZM235 167H236V166H235ZM245 167H246V165H245ZM245 167H243V168L245 169ZM248 167H249V170L252 169V168L250 169V166H249V165H248ZM7 168H8V167H7ZM11 168H12V166H11ZM37 168H38V167H37ZM37 168H36V169H37ZM79 168H78V170H79ZM122 168H121V169H122ZM135 168H138V166L135 167ZM150 168H151V167H150ZM150 168H149V170H150ZM153 168H152V169H153ZM156 168H157V166H156ZM179 168H180V167H179ZM179 168H176V170L179 169ZM184 168H185V166H184ZM187 168H188V167H187ZM195 168H197V166H196ZM195 168H194V169H195ZM198 168H199V166H198ZM207 168H208V167H207ZM218 168H219V167H218ZM218 168H217V169H218ZM228 168H229V167H227V169H228ZM243 168L241 169V170H242L241 173H243ZM1 169H2V168H0V170H1ZM4 169H5V168H4ZM4 169H3V170H4ZM20 169H23V166L20 167ZM38 169H39V168H38ZM38 169H37V170H38ZM42 169H44V168L42 167ZM42 169H41V170H42ZM45 169H46V168H45ZM64 169H65V168H64ZM66 169H68V168H66ZM86 169H87V168H86ZM94 169H95V168L92 169V167L90 168L91 171H93ZM97 169H98V168H97ZM104 169L107 170L106 168H103L102 173H104V172H103ZM108 169L110 170L111 168L108 167ZM115 169H116V168H115ZM115 169L113 168V170H115ZM117 169H118V168H117ZM117 169H116V170H117ZM119 169H120V168H119ZM130 169H132V167H131ZM146 169H147V168H146ZM161 169H164V170H162V171H166V172L168 171V170H165V168H163V166L161 167ZM192 169H193V168H192ZM200 169H201V168H200ZM200 169H199V171H200ZM203 169H204V168H202V171H204ZM225 169H226V168H225ZM3 170H2V171H3ZM7 170H11V169L9 168V169H7ZM13 170H14V167H13ZM13 170H12L10 173H12ZM18 170H19V169L17 168V171H18ZM28 170H29V169H28ZM30 170H31V169H30ZM30 170H29V174H30V172H31ZM37 170H36V172H37ZM41 170H40V171H41ZM74 170H75V169H74ZM74 170H73V171H74ZM76 170H75V171H76ZM90 170H89V171H90ZM116 170H115V171H116ZM128 170H129V168H128ZM133 170H134V169H133ZM133 170H129V171L131 172V171H133ZM137 170H139L140 172H142V173H140V174H141L140 179H141L143 176H146V173H145L146 170L144 171L145 174H143V171H141L140 169H136L135 172H136ZM143 170H144V169H143ZM173 170H174V169H173ZM173 170H172V172H173ZM176 170H174V171H176ZM182 170H183V168H182ZM182 170H181L180 172H184V171H182ZM184 170H185V169H184ZM208 170H211V169H208ZM212 170H213V169H212ZM249 170H248V171H249ZM2 171H1V173H0V178L2 177V179H3V176H2V175H4L5 172L3 173ZM20 171H21V170H20ZM33 171H35V170H33ZM43 171H44V170H43ZM43 171H42V172H43ZM63 171H64V170H63ZM63 171L61 170L60 172H62V174H64ZM67 171H69V170H67ZM71 171H72V170H71ZM86 171H87V170H86ZM91 171H90V172H91ZM94 171H96V170H94ZM123 171H124V170H123ZM151 171H152V170H151ZM158 171H159V168H158ZM191 171H194V170H191ZM196 171H198V170L196 169ZM196 171H194V172H196ZM199 171L197 172L198 175H199V173H200ZM213 171H214V170H213ZM215 171H216V170H215ZM215 171H214V172H215ZM217 171H218V170H217ZM226 171H227V170H226ZM228 171H229V170H228ZM15 172H16V171H15ZM15 172L12 173V174L15 175V174H16ZM25 172H26V171H25ZM65 172H66V171H65ZM82 172H83V171H80V170H79L78 175H77V172H76V176L79 177V173H82ZM90 172H89V174H90ZM97 172H98V171H96L94 174H98V175H100V174L97 173ZM99 172H100V170H99ZM108 172H109V173H107V172H105V173H106V174H110V172H114V171L111 170V171H108ZM133 172H134V171H133ZM133 172H132V173H133ZM166 172H165V174H166V176H167V173H166ZM169 172H170V169H169ZM169 172H168V173H169ZM177 172H178V171H177ZM177 172H176V173H177ZM194 172H192V173L194 174ZM206 172H208V171H205V173H206ZM220 172H222V169H220ZM7 173H8V172H7ZM10 173H8V174H10ZM18 173H19V171H18ZM38 173H39V172H37V176L39 175ZM70 173H71V172H70ZM118 173L120 174V172L117 171V174H118ZM121 173H123V172H121ZM126 173H127V170H126ZM148 173H150V172H148ZM148 173H147V174H148ZM155 173H156V172H155ZM162 173H164V172H162ZM176 173H175V174H176ZM205 173H204V174H205ZM212 173H213V172H212ZM216 173H218V172H216ZM225 173H226V172H225ZM237 173H238V172H237ZM239 173H240V172H239ZM246 173H248V172H246ZM246 173H245V174H246ZM5 174H6V173H5ZM8 174H7V175H8ZM20 174H21V173H20ZM20 174H19V176H20ZM29 174H27V175H29ZM45 174H46V173H45ZM58 174H59V172H58ZM68 174H69V173H68ZM68 174H67V175H68ZM87 174H88V173H87ZM87 174L84 172L83 176H85V175H87ZM89 174H88V176H89V178H90V175H91V174H90V175H89ZM94 174H92V175H94ZM112 174H113V173H112ZM112 174H111V176H113ZM114 174H116V173H114ZM119 174H118V175H119ZM128 174H129V173H128ZM128 174H127V176H128ZM137 174H138V173H137ZM153 174H154V173H153ZM153 174H152V175H153ZM157 174H158V173H157ZM165 174H164V175H165ZM169 174H171V172H170ZM169 174H168L167 177H166V176H164V177H166V178L168 179V177L170 178V176H171L173 173H172L170 176H169ZM177 174H178V173H177ZM181 174H182L183 176H182ZM181 174H180L181 176L178 175L180 179H181L182 177H184V174H183V173H181ZM193 174H191V178H190V179H192V183H193V181H194V180H193V177H192ZM195 174H196V173H195ZM201 174H202V172H201ZM221 174H224V173H221ZM229 174H230V173H229ZM233 174H234V173H233ZM233 174H232V175H233ZM245 174H244V176H246ZM7 175H6V176H7ZM14 175H13V177H15ZM32 175H33V173H32ZM34 175H35V174H34ZM60 175H61V173H60ZM64 175H65V174H64ZM64 175L60 176V180H61V177H63L62 179H66V178H67V177H65L66 175H65V176H64ZM69 175H70V174H69ZM69 175H68V178L70 179V177H71L72 175H74V174H73V172H72V175H70V176H69ZM92 175H91V176H92ZM103 175H104L105 177H107V175H105V174H103ZM123 175H124V173H123ZM132 175H133V174H132ZM132 175H130V177H132ZM142 175H143V176H142ZM154 175H155V174H154ZM205 175H206V174H205ZM217 175H218V174H217ZM217 175H215V176H217ZM219 175H220V173H219ZM11 176H12V175H11ZM11 176H10V177H11ZM37 176H35V177H37ZM41 176H42V174H41ZM74 176H75V175H74ZM76 176H75V178H76ZM88 176H87V177H88ZM104 176L100 175V177H104ZM116 176H117V175H116ZM120 176H122V174L119 175L118 177H120ZM135 176H136V175H135ZM149 176H150V175H149ZM196 176H197V175H196ZM196 176H195V178H196ZM209 176H210V175H209ZM239 176H240V178H241L242 174H239ZM239 176H238V177H239ZM4 177H5V175H4ZM8 177H9V175H8ZM13 177H12V178H13ZM31 177H32V176H31ZM64 177H65V178H64ZM72 177H73V176H72ZM85 177H86V176H85ZM85 177H84V178H85ZM87 177H86V180L84 179L86 182H88V181H87V179H88ZM93 177H95V176H93ZM108 177H110V175H109ZM108 177H107L108 180H106L105 178H104L103 180H106V182H107V181L110 182L109 180H110L111 178L113 179V177H111L110 179H109ZM133 177H134V176H133ZM155 177H156V176H155ZM158 177H159V180H158L159 182H158V183H160V182H161L160 180H161L162 178H161L159 175H158ZM203 177H204V176H203ZM207 177H208V176H207ZM238 177H237V178H238ZM5 178H6V177H5ZM20 178H21V177H20ZM40 178H41V177H40ZM57 178H58V180H59V176H58ZM80 178H81V177H80ZM80 178H79V179H80ZM95 178H96V177H95ZM114 178H115V177H114ZM116 178H117V177H116ZM116 178L114 179V180H115V183H118V185H121L119 182H117V181H118L117 179H120V178H117V179H116ZM126 178H127V177H126ZM128 178H129V177H128ZM150 178H151V176H150ZM156 178H157V177H156ZM160 178H161V179H160ZM171 178H173V179L175 180L176 177H174V174H173V176H172ZM205 178H206V177H205ZM209 178H210V177H209ZM215 178H216V177H215ZM230 178H231V177H230ZM240 178H239V180H240ZM2 179H1V180H2ZM10 179H11V178H10ZM16 179H17V178H16ZM18 179H19V178H18ZM18 179H17V180H18ZM26 179H27V177H26ZM32 179H34V178H32ZM42 179H43V178H42ZM71 179H72V178H71ZM79 179H77V180H79ZM81 179H82V178H81ZM100 179H101V178H100ZM100 179H99V176H98V179H96V180H97V183H100V182H98V181H100ZM145 179H147V178L145 177ZM145 179H144V181H145ZM173 179H172V180H173ZM202 179H203V178H202ZM220 179H221V177H220ZM226 179H227V176H226ZM257 179H258V177H257ZM6 180H7V178H6ZM6 180H5L4 182L8 183V180H7V181H6ZM66 180H67V179H66ZM82 180H83V179H82ZM82 180H81V181H82ZM92 180H93V178L91 177V180H89V181H92ZM96 180L94 179V181H96ZM121 180H122V179H120L119 181H121ZM124 180H125V179H124ZM131 180H132V179H129V181H131ZM134 180H135V178H134ZM138 180H139V175H138ZM147 180H148V182H149V179H147ZM147 180H146V181H147ZM151 180H152V179H151ZM151 180H150V182H152L153 185H155L156 183H155L154 181H151ZM162 180H165V178H163ZM168 180H169V179H168ZM170 180H171V179H170ZM206 180H207V179H206ZM206 180H205V181H206ZM213 180H214V179H213ZM213 180H212V181H213ZM217 180H218V179H217ZM234 180H236V179H234ZM37 181H38V179H37ZM37 181H34V183L37 182ZM40 181H41V183H42V185H43L42 180H40ZM40 181H39V182H40ZM56 181H57V180H56ZM61 181H62V180H61ZM85 181H84V182H85ZM94 181L91 182V186L93 185ZM112 181H113V180H112ZM127 181H128V179H127ZM176 181H177V179H176ZM182 181H183V179H182ZM201 181H204V180H201ZM201 181H200V182H201ZM210 181H211V180H210ZM226 181H227V180H226ZM0 182H1V181H0ZM10 182H11V181H10ZM21 182H22V180H21ZM39 182H38V183H39ZM58 182H59V181H57V184H58ZM62 182H63V181H62ZM62 182H61V183H62ZM66 182H67V181H66ZM68 182H69V181H68ZM68 182H67V183H68ZM86 182H85V184H86ZM103 182H104V181H103ZM106 182H105V184H106ZM123 182H124V181H121V183H123ZM125 182H126V181H125ZM125 182L122 184V186L125 184ZM136 182H137V177H136ZM139 182H141V181H139ZM148 182H146V183L148 184ZM150 182H149V183H150ZM167 182H168V181H167ZM178 182H180V181H178ZM187 182H188V181H187ZM38 183H37V184H38ZM41 183H40V184H41ZM61 183L59 182V184H61ZM63 183H65V182H63ZM70 183H71V181L69 182V184H70ZM72 183H73V182H72ZM74 183H77V184H75V185H78V182H74ZM81 183H83V182H81ZM115 183H114V184H115ZM126 183H127V182H126ZM128 183H129V182H128ZM154 183H155V184H154ZM170 183H172V181H171ZM185 183H186V182H185ZM190 183H191V181H190ZM208 183H209V182H208ZM214 183H215V182H214ZM0 184L2 185L3 183L1 182ZM20 184H21V183H20ZM20 184H19V185H20ZM40 184H39V185H40ZM65 184H66V183H65ZM69 184L66 185V187H68ZM79 184H80V183H79ZM85 184H84V185H85ZM87 184H88V183H87ZM89 184H90V182H89ZM89 184H88V185H89ZM94 184H96V183H94ZM102 184H103V183H102ZM102 184H101V185H102ZM107 184H109V183H107ZM130 184H131V183H130ZM130 184H129V185H130ZM144 184H145V183H143V184L140 185V186H144ZM160 184H162V183H160ZM164 184H165V186L167 185L166 183H164ZM172 184L175 185L176 183H172ZM181 184H182V182L180 183V185H179V183H178V186H177V184H176L175 186L180 187ZM195 184H196V183H195ZM195 184H194V185H195ZM201 184H202V183H201ZM210 184H212V183L210 182V183L208 184V186H209ZM240 184H241V182H240ZM244 184H245V183H244ZM263 184H264V181H263ZM7 185H8V184H7ZM55 185H56V184H55ZM84 185L82 184V187H83ZM97 185H98V184H97ZM97 185H96V188L100 189V187H97ZM101 185H100V186H101ZM126 185H128V184H126ZM156 185H157V184H156ZM174 185H172V186L170 185V186L173 187ZM186 185H187V184H184V183H183V186H186ZM199 185H200V184H199ZM212 185H214V184H212ZM248 185H249V184H248ZM248 185H247V186H248ZM2 186H3V185H2ZM16 186H18V185L16 184ZM56 186H57V185H56ZM58 186H59V185H58ZM61 186H63V184H62ZM70 186H72V185L70 184ZM79 186H80V185H79ZM85 186H87V185H85ZM104 186H105V185H102L101 188H103ZM112 186H113V185H110L109 187L113 188V190L119 188V187H115V186H114V187H115V188H114V187H112ZM160 186H161V185H160ZM160 186L158 185V188H159L158 190H160ZM183 186H181V188H182ZM187 186L190 187V184L187 185ZM221 186H223V185H221ZM235 186H237V185H235ZM235 186H234V187H235ZM239 186H240V185H239ZM251 186H252V185H251ZM0 187H1V186H0ZM39 187H40V186H39ZM64 187H65V186H64ZM64 187H63V189H64ZM66 187H65V188H66ZM76 187H77V186H75V188H76ZM93 187H94V185H93ZM105 187H108V186H105ZM105 187H104V189H105ZM124 187H125V185H124ZM129 187H130V186H128V188H129ZM145 187H151V186H149V185L146 186V184H145ZM152 187H153V186H152ZM162 187H163V186H162ZM167 187H168V186H167ZM191 187H192V186H191ZM199 187H200V186H199ZM199 187H198V188H199ZM205 187H206V186H205ZM211 187H212V186H210V188H211ZM248 187L250 188V186H248ZM261 187H263V186H261ZM3 188H4V187H3ZM29 188H30V187H29ZM42 188H43V187H41V190H42ZM54 188H55V186H54ZM68 188L70 189V187H68ZM68 188H67V189H68ZM79 188H81V187H78V189H79ZM111 188H110V189H111ZM126 188H127V187H126ZM140 188H141V187H140ZM185 188H186V187H184V190H182V191H185ZM195 188H196V186H194V189H195ZM203 188H204V187H203ZM242 188H243V191H244L247 187L244 189V185H243ZM242 188H241V189H242ZM249 188H248V189H249ZM11 189H12V188H11ZM11 189H10V190H11ZM17 189H20V188H17ZM24 189H25V188H24ZM34 189H35V187H33V190H34ZM37 189H38L37 191L40 190L39 188H37ZM45 189H46V188H45ZM45 189H43V190H45ZM86 189H88V188H86ZM86 189H84L85 192H86L85 194H88V193L90 194V192H88V191H91L90 189H92V188L90 187V189L87 190V191H86ZM94 189H95V187H94ZM119 189H120V188H119ZM122 189H123V188H121V190H119V191H120V192H121V191L123 192L124 189H123V190H122ZM130 189H131V188H130ZM145 189H147V190L149 189V191H150L151 188H145ZM153 189H154V187H153ZM155 189H156V188H155ZM155 189H154V190H155ZM169 189H170V187H169ZM187 189H188V187H187ZM204 189H205V188H204ZM208 189H209V187L207 188V193H208L209 191H211L210 189H209V191H208ZM233 189H234V188H233ZM248 189H247V190H248ZM252 189H254V188H252ZM263 189H264V187H263ZM5 190H6V188H5ZM15 190H16V189H15ZM41 190H40V191H41ZM64 190H66V189H64ZM64 190H63V192H65ZM76 190H77V189H76ZM81 190H82V189H80V191H81ZM84 190H83V191H84ZM96 190H97V189H96ZM96 190H95V192H94L95 194H96V192H97ZM107 190H108V189H107ZM125 190H126V191H129V190H127V189H125ZM132 190H133V188H132ZM138 190H139V189L137 188V189L134 190V191H138ZM141 190H142V188H141ZM141 190H140V193L143 192V191L141 192ZM177 190H179V189H177ZM180 190H181V189H180ZM205 190H206V189H205ZM247 190H246V192H247ZM249 190H250V189H249ZM249 190H248V191H249ZM254 190H255V189H254ZM258 190H259V196H260L264 191H263L261 188H259ZM0 191L2 192V193H0V195L2 194L1 196H5V195H6V194H5L6 192L3 193L4 191H2V189H0ZM6 191H7V190H6ZM17 191H18V190H17ZM22 191H23V189H21V192H22ZM31 191H32V190H31ZM31 191L28 190V191H27V194H28V192H31ZM34 191H35V190H34ZM46 191H47V190H46ZM46 191H45V194H46ZM55 191H56V190H55ZM70 191H71V190H70ZM98 191H99V190H98ZM110 191H111V190H109V192H110ZM116 191H117V190H116ZM119 191H118V192H119ZM126 191H124L122 194H124ZM149 191H148V192H149ZM156 191H157V190H156ZM162 191H163V194H164L165 191L167 192V189H162ZM162 191H161V192H162ZM170 191H172V195H174V193H177V194H178V193L182 192V191H179V192L177 191V192H175V191H176V188H175V191L173 190V188H172V190H170ZM202 191H203V190H202ZM251 191H253V190H251ZM9 192L11 193V191H9ZM18 192L20 193V190H19ZM23 192H24V191H23ZM23 192H22V193H23ZM32 192H33V191H32ZM35 192H36V191H35ZM53 192H54V191H53ZM68 192H69V190H68ZM77 192H78V191H77ZM87 192H88V193H87ZM109 192H108V193H109ZM111 192H114V191H111ZM118 192H117V193H118ZM130 192L132 193L133 191L130 190ZM138 192H139V191H138ZM138 192L136 193V194H138L137 197L140 196V195L143 196L142 198H140V201H141L140 204L143 202L142 199L145 198L144 195L147 194L148 198H149V196H150V197H152V196L154 197V195L151 196V194H152L151 192H149V193H151L150 195L148 194L147 191H146L147 193H145L144 195H143V193H142V194H139ZM152 192H153V190H152ZM154 192H155V191H154ZM154 192H153V194H154ZM158 192H159V191H158ZM173 192H174V193H173ZM186 192H188V191L186 190ZM186 192H185V193H186ZM213 192H214V191H213ZM246 192H244V193L246 194ZM254 192H255V191H254ZM13 193H15V191H14ZM19 193H17L16 196H13V197H12V198H15V199H14L15 202H16V197H17V195H18V197H19V196L22 194V193H20V195H19ZM37 193H38V194H41V192H40V193L37 192ZM42 193L44 194V191H43ZM80 193H81V192H80ZM83 193H84V192H83ZM83 193H82V194H83ZM92 193H93V192H92ZM92 193H91V194H92ZM105 193H107V192L104 191L103 194H105ZM134 193H135V192H134ZM156 193H157V192H156ZM199 193H200V192H199ZM211 193H212V192H211ZM211 193H209V194L211 195ZM252 193H253V192H252ZM255 193H256V192H255ZM3 194H5V195H3ZM31 194H32V193H31ZM56 194H57V193H56ZM85 194H84V195H85ZM89 194H88V196H92V197L94 196V195H89ZM99 194H100V193H99ZM99 194H98V196H100ZM118 194H119V193H118ZM120 194H121V193H120ZM122 194H121V195H122ZM125 194H126V193H125ZM125 194H124V195H125ZM160 194H161V193H160ZM180 194H181V193H180ZM187 194H189V193H187ZM192 194H193V193H190L189 195H191V197H192ZM247 194H248V193H247ZM22 195H23V194H22ZM46 195H47V194H46ZM46 195H45V196H46ZM84 195L80 196L82 200H83V196H84ZM112 195H115V193H113ZM116 195H117V194H116ZM116 195H115V196H116ZM121 195H120V196H121ZM124 195H122L123 198L126 197V196L128 195V193H127L126 196H124ZM130 195H132V194L129 193L128 196H130ZM155 195H158V194H155ZM170 195H171V193H170ZM181 195H182V194H181ZM235 195H236V194H235ZM235 195H234V196H235ZM249 195H250V193H249ZM1 196H0V198H1V200L3 201L4 198L1 197ZM23 196H24V195H23ZM33 196H34V195H33ZM43 196H44V195H43ZM45 196H44L43 198H41V197L39 196L40 199L37 198V196H36V199L41 200V202H42V201L46 202L47 200H46V201L43 200L44 198H46ZM47 196H48V195H47ZM49 196L52 197L50 194H49ZM54 196H55V195H54ZM56 196H57V197H60V196H58V195H56ZM110 196H111V194H110ZM115 196H113L114 199H115ZM117 196H119V195H117ZM134 196H135V198H136V195H134ZM147 196H146V197H147ZM158 196H159V195H158ZM165 196H166V194H165ZM175 196H176V195H175ZM186 196H187V195H186ZM211 196H212V195H211ZM236 196H237V195H236ZM246 196H248V195H246ZM255 196H256V195H255ZM259 196H258V197H259ZM6 197H7V196H6ZM34 197H35V196H34ZM34 197H33V198H34ZM62 197H63V196H62ZM95 197H96V196H95ZM100 197H102V196H100ZM113 197L111 196L112 199H113ZM130 197H131V196H130ZM130 197H129V198H130ZM140 197H141V196H140ZM153 197H152L151 199H153ZM155 197H156V196H155ZM166 197H167V196H166ZM171 197H172V196H171ZM177 197H180V196H177ZM182 197H183V195H182ZM189 197H190V196H189ZM191 197H190V198H191ZM209 197H210V196H209ZM209 197H207V198H209ZM213 197H214V196H213ZM213 197H212V198H213ZM248 197H249V196H248ZM2 198H3V199H2ZM22 198H23V197L21 196L20 200H21ZM24 198H26V196H25ZM27 198H29V197H27ZM27 198H26V200L29 201V199H27ZM30 198H31V197H30ZM89 198H90V197H89ZM97 198H98V197H97ZM111 198L109 199V196H108V199L103 200V203H104V201H105V202L107 201V203H108V200H109V201H110V200L112 201ZM116 198H117V197H116ZM126 198H127V197H126ZM132 198H134V197H132ZM132 198H131V199H132ZM135 198H134V199H135ZM162 198H163V197H162ZM164 198H165V197H164ZM173 198H174V196H173ZM184 198H185V197H184ZM190 198H189V199H190ZM195 198L197 199V195L195 196ZM210 198H211V197H210ZM210 198H209V199H210ZM212 198H211V199H212ZM239 198H240V197H239ZM259 198H260V197H259ZM18 199H19V198H18ZM31 199H32V198H31ZM52 199H53V197H52ZM52 199H48V200H52ZM59 199H60V198H59ZM59 199H58V200H59ZM67 199H69V198L67 197ZM85 199H86V196H85ZM92 199H93V198H92ZM92 199H91V201L94 202V199H93V200H92ZM100 199H101V198H100ZM114 199H113L112 203L114 202ZM120 199H121V198H120ZM131 199H129V200H131ZM136 199H137V198H136ZM145 199H146V198H145ZM149 199H150V198H149ZM155 199H156V198H154V201H156ZM165 199H166V198H165ZM177 199H178V198H177ZM177 199L175 198V201H176ZM189 199H188V200H189ZM211 199H210V200H211ZM220 199H221V198H220ZM249 199H250V198H249ZM12 200H13V199H12ZM14 200H13V201H14ZM26 200H25V201H26ZM33 200H34V199H33ZM39 200H38V201H39ZM88 200H89V199H88ZM88 200H86V202H87ZM127 200H128V198H127ZM127 200H126V201L120 200V201H122V202H127ZM129 200H128V201H129ZM161 200H163V199H161ZM161 200H160V202H162ZM179 200L182 202V199H181V198H180ZM179 200H178V201H179ZM191 200H192V198H191ZM191 200H189V201H191ZM203 200H204V199H203ZM203 200H200V202L202 203ZM207 200H208V199H207ZM252 200H253V199H252ZM261 200H262V199H261ZM21 201H22V200H21ZM31 201H32V200H31ZM53 201H56V198H55V200H53ZM59 201H61V200H59ZM69 201L72 202V200H69ZM69 201H68V202H69ZM95 201H96V202H94V203H95L96 205H94V206L96 207V206H98V205H97V199H95ZM101 201H102V200H101ZM101 201L98 200L99 204L101 203ZM111 201H110V202H111ZM133 201H134V200H133ZM151 201H153V200H151ZM151 201H150V202H151ZM154 201H153V202H154ZM167 201H169V200H167ZM170 201H171V200H170ZM170 201H169V202H170ZM185 201H186V199H185ZM211 201H212V200H211ZM220 201H221V200H220ZM258 201H259V200H258ZM258 201H257V202H258ZM5 202H6V200H4V203H5ZM80 202L82 203L81 200H80ZM84 202H85V201H83V205H81V203L79 204V208H78V209H82V206L84 207V205H85ZM86 202H85V203H86ZM93 202H92V203H93ZM115 202H116V204L118 203L116 199H115ZM131 202H132V201L129 202V205L135 203V202H133V203H131ZM137 202H138V204H139V199L137 200ZM137 202H136V204H137ZM144 202H145V201H144ZM150 202L142 203V204H143L142 207H144V204H148V205L150 204V206L152 207V205H151ZM153 202H152V203H153ZM158 202H159V201H158ZM165 202H166V201H165ZM197 202H198V201H197ZM205 202H207V201H205ZM209 202H210V201H209ZM241 202H242V201H241ZM9 203H10V202L8 201V204H9ZM13 203H14V202H13ZM13 203H12V204H13ZM26 203H27V202H26ZM42 203H43V202H42ZM48 203H50V202H48ZM51 203H52V202H51ZM51 203H50V204H51ZM57 203H58V202H57ZM57 203H56V204H57ZM59 203H60V202H59ZM64 203H65V202H64ZM88 203H90V201H89ZM88 203H86V204H88ZM92 203H90V204H92ZM94 203H93V204H94ZM163 203H164V200H163ZM177 203H178V202H177ZM179 203H180V202H179ZM179 203H178V205H179ZM8 204H7V202H6V204H5V206L7 205V206H6L7 208H8ZM15 204H16V203H15ZM15 204H13L14 206L12 207V209H13V208L15 209V207H16ZM17 204H19L18 206L21 208V205L23 206L24 203H23V204L21 203V205H20L19 200H18V203H17ZM32 204H33V201H32ZM34 204H37V202L34 201ZM39 204H40V203H38V205H39ZM54 204H55V203H54ZM56 204H55V205H56ZM93 204H92V206H93ZM104 204L106 205V203H104ZM110 204H111V203H110ZM118 204L120 205V204H122V203L119 202ZM118 204H117V205H118ZM138 204H137V205H138ZM140 204H139V205H140ZM154 204H155V203H154ZM159 204H161V203H159ZM174 204H175V203H174ZM180 204H181V203H180ZM182 204H184V203H182ZM182 204H181V205H182ZM190 204H192V202H191ZM204 204H205V203H204ZM28 205H29V204L27 203V206H28ZM52 205H53V204H52ZM60 205H62V203H61ZM80 205H81V208H80ZM88 205H89V204H88ZM108 205H109V203H108ZM111 205H113V204H111ZM125 205L128 206L127 204H125ZM139 205H138V206H139ZM148 205H147V206H148ZM156 205H157V201H156ZM171 205H172V204H171ZM208 205H210V204H208ZM261 205L263 206L262 201H261ZM0 206H1V210H2L3 212H6V211H7V210L5 211V207H4V206H2V205H0ZM27 206H26V207H27ZM33 206H35V205H33ZM94 206H93V207H94ZM100 206L104 208L103 204H102V205L100 204ZM106 206H107V205H106ZM114 206H115V205H114ZM126 206H125V207H126ZM138 206H137L136 208H138ZM147 206H146V207H147ZM167 206H168V204H167ZM203 206H205V205H203ZM10 207H11V205H10ZM23 207H24V206H23ZM49 207H50V206H49ZM85 207L87 208L88 206L86 205ZM98 207H99V206H98ZM112 207H113V206H111V208H108V207L106 208V209H109L108 212L110 211V209L113 210ZM115 207L118 208L117 206H115ZM115 207H113V208H115ZM121 207H122V206H121ZM130 207H132V205H131ZM134 207H135V206H134ZM140 207H141V206H140ZM148 207H149V206H148ZM172 207H174V206H172ZM175 207H176V206H175ZM181 207H183V206H181ZM2 208H4V209H2ZM7 208H6V209H7ZM28 208L30 209L31 207H28ZM32 208H34V207H32ZM39 208H40V206H38V209H39ZM62 208H63V207H62ZM86 208H85V211H86ZM176 208L179 209V208H180V205H179V207H176ZM176 208H174V209H176ZM197 208H199V207H197ZM245 208H246V207H245ZM259 208H260V206H259ZM259 208H258V209H259ZM16 209H18V208H16ZM16 209H15V210H16ZM22 209L26 210V211H25V212H27V215H26V216H28L29 213H28V211H27V208L25 209V207H24V208H22ZM35 209H37V208L35 207ZM43 209H45L44 206H43ZM43 209H41V210H43ZM78 209H76V211H79ZM87 209H88L87 211H91L90 209H92V207H90V209H89V207H88ZM96 209H98V208L96 207ZM96 209H95V213H96ZM101 209H102V208H100V209H98V210H101ZM106 209H104L105 212H104V210L102 209L103 212H104L105 214H106V211H107ZM129 209H130V208H128V211H129ZM141 209H142V208H141ZM141 209H140V210H141ZM153 209H154V208H153ZM171 209H172V208H171ZM177 209H176V210H177ZM181 209H182V208H181ZM185 209H186V208H185ZM192 209H194V206H193ZM214 209H215V208H214ZM263 209H264V208H263ZM8 210H9V209H8ZM10 210H11V209H10ZM30 210H31V209H30ZM48 210H50V209H48ZM48 210H47L46 212H48ZM72 210H73V209H72ZM92 210L94 211V209H92ZM98 210H97V211H98ZM134 210H135V209H134ZM134 210H130V211H134ZM138 210H139V209H137L136 211H138ZM144 210H145V208H144ZM144 210H143V211H144ZM147 210H148V209H147ZM149 210H151L150 207H149ZM188 210H189V209H187V211H188ZM194 210H195V209H194ZM194 210H191V211L194 212ZM203 210H204V209H203ZM203 210L200 211V212L202 213ZM244 210H245V209H244ZM2 211H0V214H1V213L3 214ZM16 211H17V210H16ZM39 211H40V209H39ZM39 211H38V212H39ZM81 211H82V214H83V210H81ZM93 211H91V213H93ZM136 211L132 212V213H134V214H133L134 216L137 215V214L135 215ZM152 211H153V210H152ZM155 211H156V210H155ZM171 211H172V210H171ZM179 211H180V210H179ZM181 211H183V210H181ZM209 211H211V210H209ZM212 211H213V210H212ZM225 211H226V210H225ZM253 211H254V210H253ZM253 211H252V212H253ZM257 211H258V210H257ZM7 212H8V211H7ZM7 212H6V214H7ZM9 212H10V211H9ZM9 212H8V213H9ZM20 212H23L24 215H25V212H24L23 210H20ZM29 212H30V211H29ZM38 212H37V214H38ZM98 212H99V211H98ZM98 212H97V213H98ZM101 212H102V211H101ZM108 212H107V213H108ZM126 212H127V211H126ZM146 212L149 214V211H146ZM146 212H144V213H146ZM150 212H151V211H150ZM198 212H199V211H198ZM207 212H208V211H207ZM207 212H205V213H207ZM222 212H223V211H222ZM222 212H221V213H222ZM231 212H232V211H231ZM23 213H22L21 216H24ZM34 213H35V212H34ZM39 213H40L41 215H42V214H43V215L45 214V212H44V213H41V211H40ZM68 213H69V212H68ZM72 213H73V212H71V214H72ZM75 213H76V216H77V212H75ZM79 213H80V212H79ZM97 213L94 215L95 217H96V215H99V214H97ZM110 213H112V211H111ZM110 213H109V214H110ZM119 213H120V212H119ZM124 213H125V212H124ZM124 213H123V214H124ZM132 213H131V214H132ZM138 213H139V212H138ZM144 213H143V214H144ZM152 213H153V212H151V214H152ZM179 213H180V217H181V215H184V214H181V212H179ZM185 213H186V215H187V212H185ZM225 213H226V212H225ZM254 213H255V212H254ZM254 213H252V214L254 215ZM18 214H19V212H18ZM69 214H70V213H69ZM71 214H70V216L72 217L74 213H73L72 215H71ZM84 214H86V216H87V215L89 216L88 213H84ZM93 214H94V213H93ZM93 214H92V215H93ZM102 214H103V213H101V216H102ZM109 214H108V215H109ZM128 214H129V213H128ZM140 214H141V213H140ZM148 214H145V216H146V215L148 216ZM155 214H157V212H156ZM190 214H191V213H190ZM197 214H199V215H197ZM223 214H224V213H223ZM3 215H4V214H3ZM35 215H36V213H35ZM35 215H34V217L37 218ZM74 215H75V214H74ZM79 215H81V213H80ZM79 215H78V216H79ZM116 215H117V213H116ZM116 215H115V216H116ZM153 215H154V214H153ZM186 215H185V216H186ZM191 215H194V214L192 213ZM196 215H197V216H196ZM201 215H202V214H201ZM205 215H206V214H205ZM224 215H225V214H224ZM243 215H244V214H243ZM253 215H251V216H253ZM19 216H20V214H19ZM26 216H24V217H26ZM64 216H65V215H64ZM66 216H67V214H66ZM66 216L64 217L65 220H66ZM88 216H87V221H89V220H88ZM105 216H106V215H105ZM112 216H113V215H112ZM112 216H108V218H110V217H112ZM115 216H114V217H115ZM117 216H118V215H117ZM119 216H120V215H119ZM125 216H126V213H125ZM129 216L131 217V215H129ZM129 216H127V217H129ZM134 216H133L134 219L139 218V217L135 218ZM137 216H140V215L138 214ZM141 216L145 219V216H144V215L141 214ZM151 216H152V215H150V217H151ZM194 216H196V219H197V217L200 216V213H197V212H196V214H195ZM216 216H217V215H216ZM244 216H245V215H244ZM24 217H23V218H24ZM41 217H42V216H41ZM45 217H46V216H45ZM45 217H43V219H46ZM47 217H49V216H47ZM73 217H74V216H73ZM73 217H72V218H73ZM91 217H93V216H91ZM95 217H93L94 220H95ZM102 217H103V216H102ZM120 217H121V216H120ZM142 217H141L140 221L143 219ZM156 217H157V216H156ZM182 217H183V216H182ZM200 217H201V216H200ZM200 217H199V219H200ZM202 217H204V216L202 215ZM208 217H209V215H207V218H208ZM260 217H261V219L264 218V216L262 217V214H261ZM20 218H21V217H20ZM20 218H19V219L17 218V219L20 220ZM26 218H27V217H26ZM35 218H34V220H35ZM38 218L40 219L39 221L43 220L42 218H40V215H39ZM67 218H69V220H71L69 216H67ZM80 218H82V217H80ZM84 218H85V217H84ZM93 218H91V219H92V221H91V219H90V217H89V219H90V221H91L90 224H91L92 222H94V221H93ZM112 218H113V217H112ZM112 218L110 219V221L112 220ZM115 218H116V217H115ZM122 218H123V217H122ZM147 218H148V217H146V219H147ZM153 218H155V217L153 216ZM192 218L195 219L194 217H192ZM204 218H205V217H204ZM209 218H210V217H209ZM52 219H53V218H52ZM52 219H51V220H52ZM61 219L63 220V218H61ZM76 219H77V217H76ZM96 219H97V217H96ZM102 219H104V218H102ZM102 219H101V220H102ZM105 219H106V218H105ZM105 219H104V220H105ZM113 219H114V218H113ZM123 219H124V218H123ZM128 219H129V218H128ZM134 219H133V222L139 220V219H138V220H135V221H134ZM146 219H145V220H146ZM183 219H184V218H183ZM187 219H189V218H187ZM190 219H191V217H190ZM190 219H189V220H190ZM196 219H195V220H196ZM220 219H221V218H220ZM253 219H255V218L253 217ZM23 220H25V219H23ZM28 220H29V218H28ZM30 220H31V217H30ZM47 220H48V218H47ZM51 220L48 221V223H47L48 226H49V222H50V223L52 222ZM73 220H74V219H73ZM73 220H72V221H73ZM77 220H78V219H77ZM83 220H84V219H82V221H83ZM108 220H109V219H108ZM149 220H150V219H149ZM195 220H190V221L193 222V221H195ZM200 220H201V219H200ZM202 220H203V218H202ZM204 220L206 221V218H205ZM236 220H238V219H236ZM262 220L264 221V219H262ZM21 221H22V220H21ZM35 221H36V220H35ZM39 221H37V224H38V225L40 224ZM82 221L80 222V220H79V221H78L79 224H78V223H77V224H78V225L82 224ZM102 221H103V220H102ZM110 221H107V222H110ZM120 221H121V220H120ZM129 221H130V222H129ZM129 221H128V222H129V225H130V223H131L132 220H129ZM140 221H138V222L140 223ZM142 221H143V220H142ZM146 221H147V220H146ZM155 221H157L156 218H155V220H153V221L150 220V223H151V222H155ZM208 221H209V219H208ZM208 221H207V222H208ZM210 221H211V218H210ZM215 221H216V219H215ZM215 221H214V222H215ZM25 222H26V220H25ZM28 222H29V221H28ZM32 222H33V221H32ZM56 222H57V221H56ZM58 222H59V221H58ZM58 222H57V224H59V226H61L60 222H59V223H58ZM68 222H69V221H68ZM74 222H75V221H73L72 223L74 224ZM84 222H85V221H83V223H84ZM96 222H97V221H96ZM99 222H100V220H99ZM107 222H105V223H107ZM112 222L114 223V220H113ZM112 222H111V223H112ZM116 222H117V220H116ZM124 222L126 223L127 220L124 219V220H123V224H125ZM128 222H127V223H128ZM138 222H137V224H138ZM148 222H149V221H148ZM199 222H200V221H199ZM207 222H206V224H207ZM217 222H218V221H217ZM219 222H220V220H219ZM227 222H228V221H227ZM227 222H226V223H227ZM243 222H244V221H243ZM30 223H31V221H30ZM41 223H42V222H41ZM43 223H44V222H43ZM53 223H55V221H53ZM61 223H62V221H61ZM63 223L66 224V221L63 222ZM63 223H62V224H63ZM87 223H88V222H87ZM103 223H104V222H103ZM103 223H102V224H103ZM113 223H112V224H113ZM155 223H157V222H155ZM184 223H185V222H184ZM187 223H188V222H187ZM187 223H185L186 225H184V226H188ZM209 223H210V222H209ZM211 223H212V222H211ZM33 224H34V223H33ZM67 224H70V223H67ZM97 224H99V223L97 222ZM112 224H111V225H112ZM116 224H117L116 226H118V223H116ZM133 224H136V222L133 223ZM137 224H136L135 228H137ZM141 224H143V222H141ZM144 224H145V225H146V224L149 225V224L146 223V222H145ZM188 224H189V226H191V225H190L191 223H188ZM200 224H201V223H200ZM242 224H243V223H242ZM246 224H247V223H246ZM261 224H263V223H261ZM54 225H56V223L53 224V226H54ZM63 225H64V224H63ZM63 225H62V226H63ZM71 225H72V224H71ZM71 225H69V226L71 227ZM99 225H100V224H99ZM103 225H104V224H103ZM127 225H128V224H127ZM138 225H139V224H138ZM147 225H146V226H147ZM150 225L152 226V224H150ZM193 225H194V223H193ZM195 225H196V221H195ZM204 225H205V224H204ZM208 225H209V224H208ZM210 225L212 226V224H210ZM33 226H34V225H33ZM36 226H37V225H36ZM39 226L42 227V224L39 225ZM48 226H47V228L49 229V228H51L52 225H50V227H48ZM57 226H58V225H56V228H57ZM62 226H61V227H62ZM75 226H77V225H75ZM89 226H90V225H89ZM104 226H105V225H104ZM113 226H115V225H113ZM113 226H111V228H113ZM116 226H115V227H116ZM121 226H122V225H121ZM124 226H126V224H125ZM139 226H142V225H139ZM154 226H155V225H154ZM205 226H206V225H205ZM246 226H248V225H246ZM246 226L244 225V227H246ZM261 226H262V225H261ZM37 227H38V226H37ZM54 227H55V226H54ZM61 227H60V228H61ZM72 227H73V226H72ZM84 227H85V226H84ZM93 227H94V225L92 226V228H93ZM95 227H96V226H95ZM98 227H99V226H98ZM105 227H106V226H105ZM115 227H114V229H115ZM129 227H131V226H129ZM132 227L134 228V226H132ZM152 227H153V226H152ZM216 227H217V226H216ZM256 227H257V226H256ZM263 227H264V226H263ZM35 228H36V227H33L32 229L29 230V232L33 233L32 230L34 231ZM42 228H45V227H44V224H43V227H42ZM47 228H46L45 230H47ZM56 228H55V232H56ZM88 228H89V227H88ZM92 228H91V229H92ZM96 228H97V227H96ZM99 228H101V227H99ZM102 228H103V227H102ZM102 228H101V229H102ZM135 228H134V229H135ZM142 228H144V226H143ZM146 228H148V227H145L144 229L146 230ZM150 228H151V227H150ZM153 228H154V227H153ZM185 228L187 229V227H185ZM185 228H184V229H185ZM247 228H248V227H247ZM247 228H246V229H247ZM258 228H259V227H258ZM258 228H257V230H258ZM36 229H39V228H36ZM36 229H35V230H36ZM40 229H41V228H40ZM40 229H39V230H40ZM134 229H133V230H134ZM189 229H191V228L189 227ZM214 229H215V228H214ZM244 229H245V228H244ZM39 230H37V231H39ZM49 230H50V229H49ZM49 230H47L48 233H49ZM58 230H59V228H58ZM61 230H62V229H60L59 231H61ZM99 230H100V229H99ZM103 230H104V228H103ZM111 230H112V229H111ZM135 230H136V229H135ZM140 230H141V229H140ZM142 230H143V229H142ZM142 230H141V231H142ZM148 230H150V229H148ZM53 231H54V230H53ZM62 231H64V230H62ZM91 231H92V230H91ZM97 231H98V230H97ZM97 231H95V232L97 233ZM100 231H101V230H100ZM100 231H99V232H100ZM130 231H131V233H135V232L132 231V229H131ZM137 231H138V230H136V233H138ZM151 231H153V229H151ZM151 231H150V232H151ZM192 231H193V230H192ZM212 231H213V230H212ZM242 231H243V230H240L241 233H242ZM263 231H264V229H263ZM263 231L261 230V232H262L261 234H263ZM43 232H44V231H43ZM43 232L40 230V234H39V236H40L41 234H44ZM64 232H65V231H64ZM83 232H84V231H83ZM93 232H94V231H93ZM103 232H104V231H103ZM116 232H117V231H116ZM252 232H253V231H252ZM38 233H39V232H38ZM46 233H47V232H46ZM46 233H45V234H46ZM48 233H47V234H48ZM61 233H62V232H61ZM96 233H95V234H96ZM101 233H102V232H100V234H101ZM111 233H115L114 230H112ZM141 233H143V232H141ZM144 233H146V231H145ZM243 233H244V232H243ZM256 233H257V232H256ZM258 233H259V230H258ZM258 233H257V234H258ZM29 234H30V233H29ZM29 234H28V235H29ZM47 234L44 235V238H47V237L50 238V236H48V235H50V234H52L51 236L53 237V232H52V233H49L48 235H47ZM147 234H149V233H147ZM147 234H144V235H146V237H147V236H149V235H147ZM154 234H156V233L154 232ZM212 234H213V233H212ZM244 234H246V233H244ZM36 235H37V232H36ZM54 235H55V233H54ZM58 235H59L58 237H61L62 235H64V236L67 238L66 234H61V236H60V232H59ZM111 235H112V234H111ZM115 235H117V234L115 233ZM137 235H139L138 237L140 238V234H137ZM223 235H224V234H223ZM242 235H243V234H242ZM252 235H253V234L251 233V236H250V237H252ZM29 236H31V235H29ZM39 236H38V237H39ZM46 236H47V237H46ZM85 236H86V235H85ZM94 236H95V237H99L98 235H97V236L94 235ZM107 236H108V235H107ZM107 236H106V237H107ZM129 236L131 237L130 234H129ZM141 236H142V239H143V234H142ZM151 236H152V235H151ZM154 236L156 237V235H154ZM191 236H192V235H191ZM261 236H262V235H261ZM31 237L34 238L35 236L33 237V234H32ZM87 237H88V235H87ZM104 237H105V236H104ZM112 237H113V235H112ZM112 237H110V238H112ZM115 237H118V236H115ZM133 237H134V235H133ZM242 237L246 238L245 236H242ZM32 238L29 237V239H32ZM40 238H41V240L43 239L42 235H41ZM49 238H48V241H47V242L50 241ZM66 238H65V239H66ZM90 238H91V237H90ZM90 238H89V239H90ZM151 238H152V237H151ZM153 238H154V237H153ZM259 238H260V236H259ZM59 239H60V238H58V241H59ZM65 239H64V240H65ZM107 239H108V237H107ZM142 239H141V240H142ZM146 239H147V238H146ZM44 240H45V239H44ZM61 240H62V239H60L59 242L62 243L63 240H62V241H61ZM66 240H67V239H66ZM90 240H91V239H90ZM110 240H111V239H110ZM114 240H115V239H114ZM133 240H134V239H133ZM133 240H132V241H133ZM137 240H139V239H137ZM228 240H229V239H228ZM28 241H29V240H28ZM31 241H32V240H30L29 242H31ZM42 241H43V240H42ZM98 241H99V239H98ZM139 241H140V240H139ZM145 241H146V240H145ZM145 241H144V242H145ZM149 241H150V240H149ZM43 242H46V241H43ZM65 242H67V241H64V243H65ZM100 242H101V241H100ZM102 242H103V241H102ZM102 242H101V243H102ZM104 242L107 243L106 241H104ZM115 242H116V240H115ZM117 242H118V239H117ZM141 242H143V240H142ZM31 243H33V242H31ZM49 243L51 244L52 242H49ZM61 243H60V244H61ZM64 243H62V244H64ZM89 243H90V241H89ZM108 243H109V241H108ZM110 243H111V242H110ZM113 243H114V241H113ZM119 243H120V240H119ZM133 243H134V242H133ZM133 243H131V244L133 245ZM138 243H139V242H138ZM147 243L149 244L148 241H146V244H147ZM27 244H29V243L27 242ZM45 244L48 245V243H45ZM53 244H54V243H53ZM53 244H52V245H53ZM97 244H98V243H97ZM111 244H112V243H111ZM111 244H110V245H111ZM116 244H117V243H116ZM135 244H136V243H135ZM146 244L143 243L142 245H146ZM54 245H55V244H54ZM54 245L52 246L53 248L56 247V246H54ZM56 245H58V243H57ZM64 245H65V244H64ZM66 245L68 246V242H67ZM102 245H103V243H102ZM102 245H100V246H102ZM113 245H114V244H112V246H113ZM122 245H123V244L120 243V246H121V247L118 246V244H117L116 247H120V249H121V248H122ZM139 245H141V243H140ZM142 245H141V246H142ZM253 245H254V243H253ZM27 246H28V245H27ZM31 246H34V245L32 244ZM31 246L29 247L30 249L32 248ZM38 246H39V245H38ZM41 246H42V245H41ZM41 246H39V247L41 248ZM45 246H46V245H45ZM60 246H61V245H60ZM67 246H66V247H67ZM95 246H96V243H95ZM106 246H109V245L106 244ZM125 246L127 247V245H125ZM134 246H136V245H134ZM22 247H23V246H22ZM39 247H38V249L42 251V249H40ZM49 247H50V245L47 247L48 250L51 251V252L53 253V251L50 250V249H53V248L50 247V249H49ZM92 247L94 248V245H93V244H92ZM104 247H105V246H104ZM104 247L102 246V249H103ZM114 247H115V246H114ZM142 247L144 248V246H142ZM45 248H46V247H45ZM59 248H60V247H59ZM62 248H64V247H61V250H62ZM69 248H70V247H68V249H69ZM93 248H92V249H93ZM96 248H97V246H96ZM108 248H109V247H108ZM143 248H139V249H142L141 251H140V250L136 251L137 254H139V257H140V253L143 252ZM145 248H146V246H145ZM147 248H148V245H147ZM221 248H223V247H221ZM32 249H33V248H32ZM35 249H37V248L34 247L33 250H35ZM43 249H44V247H43ZM117 249H118V248H117ZM124 249H125V248H124ZM39 250H38V251H39ZM45 250H46V249H45ZM53 250H55V249H53ZM58 250H59V249H57V251H58ZM66 250H67V249H66ZM66 250H65V251H66ZM115 250H116V248H115ZM122 250H123V249H121V251H122ZM27 251H28V249H27ZM35 251H36V250H35ZM38 251H36L37 254L39 253ZM63 251H64V249L62 250V253H63ZM73 251H75V250H73ZM104 251H105V249H104ZM118 251L120 252V250H118ZM222 251L224 252L223 249H221V252H222ZM32 252H33V251H32ZM46 252H47V251H46ZM60 252H61V251H60ZM66 252L68 253V250H67ZM66 252H65V253H66ZM114 252H117V250L114 251ZM119 252H117V253H119ZM136 252H135V253H136ZM138 252H139V253H138ZM223 252H222V253H223ZM33 253H34V252H33ZM33 253H31V255H32L31 257H33ZM40 253H42V252H40ZM52 253H51V254H52ZM67 253H66V254H67ZM73 253H74V252H73ZM103 253H104V252H103ZM44 254H46V253L44 252V253L42 254L43 256H42L41 254H38L37 256L35 255L34 257H37V258H38V256L41 255L42 258H45ZM48 254H49V253H48ZM56 254H57V253H56ZM60 254H61V253H60ZM68 254H69V253H68ZM70 254H72V253H70ZM105 254H106V253H105ZM114 254H115V253H114ZM219 254H220V252H219ZM52 255H53V254H52ZM80 255H81V254H80ZM128 255H129V253H128ZM222 255H223V254H222ZM47 256L49 257V255H46V258H45V259H46V262H47V259H48ZM55 256H56V255H55ZM68 256H69V255H68ZM68 256H67V257H68ZM83 256H84V253L82 254L81 257L79 256V257H77V258H83ZM97 256H98V255H97ZM217 256H219V255H217ZM34 257H33L32 259L29 258V261L34 262L35 264H37V262L35 261ZM39 257H40V256H39ZM51 257H52V256H51ZM51 257H50V258H51ZM53 257H54V256H53ZM59 257H60V256H59ZM67 257H66V255H65V258L68 260ZM88 257H89V260H90V255H88ZM91 257H92V256H91ZM127 257H128V256H127ZM131 257H132V256H131ZM37 258H36V259H37ZM69 258H70V257H69ZM72 258H73V257H72ZM77 258H76V259H77ZM220 258H221V257H220ZM30 259H31V260H30ZM33 259H34V261H33ZM83 259H85V257H84ZM83 259H80V262H81ZM86 259H88V258L86 257ZM92 259H93V258H92ZM129 259H130V255H129V258H127V260L129 261ZM217 259H218V258H217ZM217 259H216V260H217ZM37 260H38V259H37ZM52 260H53V262H54V258H52ZM62 260H63V258H62ZM62 260H61V261H62ZM72 260H73V259H72ZM74 260H75V259H74ZM78 260H79V259H78ZM221 260H222V259H221ZM85 261H86V260H85ZM38 262H39V261H38ZM43 262H44V259H43ZM46 262H44V263H46ZM82 262H83V261H82ZM219 262H220V261H219ZM49 263H51V262H49ZM49 263H48V264H49ZM85 263H87V262H85ZM85 263H84V264H85ZM125 263H128V262H125ZM31 264H32V263H31ZM39 264H40V263H39ZM56 264H57V263H56Z\"/></svg>",
	"mask_w": 264,
	"mask_h": 264
}]
</instances>
